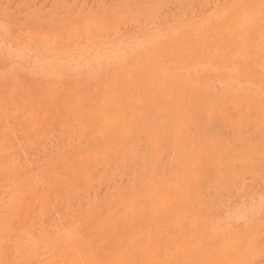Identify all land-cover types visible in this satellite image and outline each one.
<instances>
[{
    "label": "rangeland",
    "instance_id": "1",
    "mask_svg": "<svg viewBox=\"0 0 264 264\" xmlns=\"http://www.w3.org/2000/svg\"><path fill=\"white\" fill-rule=\"evenodd\" d=\"M242 12H245L244 14L242 13ZM240 13V14H239ZM242 13V14H241ZM4 14L5 15H7L6 16V18H4L3 16H4ZM11 15V16H10ZM233 15V16H232ZM238 15V16H237ZM254 15V16H253ZM229 16V17H228ZM230 16H232L231 18H230ZM236 16H237V18H236ZM246 16H248V17H246ZM257 17V19H259L260 21H261V24L260 23H258L257 24V19H256V17ZM226 17H228L227 19H226ZM254 17V18H253ZM0 24L2 25H0L1 27H0V35L2 36V37H0V46H1V48L0 49H2L3 50V52H2V50H1V53L3 54H0L1 56H0V59H2V60H0V77H5L6 79V81L7 80H9V81H13V85H12V81L11 82H9V81H7V83H10V85H12V87L11 86H9V84H6V82H5V80H3L4 78H0V80H1V82H0V88L2 89V91H1V89H0V112H2L3 110H4V108H5V110L4 111H6L5 112V116H4V111H3V113H0V115L1 116H4V118H2L1 116H0V123H1V129H0V135L2 136H0L1 138H0V173H4L3 175H2V177H0V196H1V194H2V191H3V195L0 197V233H1V231L2 230H4L5 229V232L4 231H2V233L4 232V233H7V237L6 236H3V238L4 237H6V239L4 238H2V235L0 234V242H1V245H0V250H2V251H0V262H1V264H21V262H22V264H30V262L31 263H34V261H38V263L37 264H39V262H41L40 264H46V261H47V263L49 262V264H61V263H63V264H72V261H71V259L74 261V260H76L77 259V261H74V262H76V264H83V262H84V264H116V262H118L117 264H127L128 263V261L126 262V259H128L129 258V263L128 264H138L140 261V264H158V263H160V264H169L170 262L169 261H171L173 264H175V263H177V261L178 260H182L181 262H179V263H186V261L187 260H189V259H191V258H193V256L195 257V259L193 258L192 259V261H190V262H188L189 264H191V262L193 263V264H223V262H225L224 260L226 259V261H227V259H228V261L230 262V264H253L254 262H256L257 264H260V262H262L263 264H264V234H262V233H264V225L262 224V223H264V184H263V182L261 183V181H264V174H262L263 173V171H264V130H261L262 128H261V126L263 127V121H264V115H262V113L264 114V112H261V110L262 111H264V107L262 106V105H264V104H262L261 106H260V102L259 101H261V100H264V97H263V89H264V86H262L263 85V83H262V85H260L259 86V84H261V82H262V80L264 81V78H262V77H264L263 76V74H264V70H263V67H264V0H0ZM7 18H10L9 19V21H10V23H12V21H11V19L13 20V23L12 24H8V19ZM234 18L237 20V21H235L234 20ZM239 18L241 19V21H242V25H241V21H239ZM249 18V19H248ZM250 18H251V20H252V26H251V24H250ZM231 19H233L234 21H235V23L233 24L232 23V21L233 20H231ZM254 19H255V21H256V23H255V21H254ZM20 20H22L21 21V23H20ZM229 20H231L230 21V23H229ZM246 20H248L249 21V23H248V21H247V23H248V25L252 28V30H251V28L250 27H244V25H246V26H248L247 25V23H246ZM14 21H15V25H13L14 24ZM16 21H17V23H16ZM45 21H46V23H45ZM72 21H74V23H72ZM244 21H245V23H244ZM77 22V24H75ZM80 22V23H79ZM83 22V23H82ZM107 22H109V23H107ZM140 22V23H139ZM4 25H3V24ZM19 23V24H18ZM24 23H27V24H25V29H23L24 28V26L22 27V25L24 24ZM32 23V27H34L33 28V30H32V27L30 26V24ZM72 23V24H71ZM79 23V24H78ZM82 23V24H81ZM84 23H86L85 25H84ZM92 23V24H91ZM96 23H98V24H96ZM100 23V24H99ZM107 23V24H106ZM110 23H111V25H110ZM120 23H122V24H120ZM123 23H124V25H123ZM134 23H137V24H139V28L137 27V24H134ZM148 23H150V24H148ZM255 23V24H254ZM22 24V25H21ZM38 24V25H37ZM39 24L40 25H42V28L43 27H46L47 25L49 26V29H48V27L47 28H44V29H41L40 27H39ZM65 24H67L68 26H66ZM73 25V24H75V25H73V26H71L70 27V29H69V25ZM114 24V25H113ZM118 24H120V26L118 25ZM142 24V25H141ZM149 26H148V25ZM156 24V25H155ZM230 24H233V25H230ZM238 24H240L239 26H238ZM8 27H7V26ZM17 25H18V27L19 28H17ZM20 25V26H19ZM27 25V26H26ZM35 25V26H34ZM45 25V26H44ZM63 25V26H62ZM81 27H80V26ZM92 25H96L95 27L94 26H92ZM103 25V26H102ZM106 25V26H105ZM107 25H109V26H107ZM125 25H127L126 27H125ZM135 25V26H134ZM151 25V26H150ZM154 25H155V27H154ZM235 25H237V28L236 27H234ZM256 25V26H255ZM258 25V26H257ZM9 26H11L10 28H9ZM16 26V27H15ZM58 26H60V27H63V29H64V32H63V30L62 29H60ZM82 26H84V27H82ZM86 26V27H85ZM91 26L93 27V28H91ZM99 26L101 27V28H99ZM145 26H146V28H145ZM153 26V27H152ZM232 26V27H231ZM243 28H242V27ZM253 26H255L256 28H257V31H259L258 32V34H257V36L258 37H256V35L255 36H253L254 34H256L257 32H255V30L256 29H254L255 27H253ZM14 27V29L13 30H15L16 28V30L15 31H13L12 30V28ZM26 27H27V29H26ZM30 27H31V29H30ZM36 27L38 28V29H36ZM53 27V28H52ZM56 27V28H55ZM68 27V28H67ZM73 27V28H72ZM103 27H106V30H105V28H103ZM107 27L108 28H111V29H107ZM123 27V28H122ZM133 27H134V29H133ZM144 27V28H143ZM258 27L259 28H263V29H259L258 30ZM9 28V29H8ZM58 29V30H54L53 31V29ZM75 28V29H74ZM82 28V29H81ZM84 28H86V29H84ZM95 28V29H94ZM96 28H98L99 29V32H97L96 31ZM103 28V29H102ZM157 28H158V30H157ZM230 28L232 29L231 31H230ZM241 28H242V31H241ZM244 28H246L244 31H245V33L243 32V29ZM250 28V29H249ZM2 29H4V30H2ZM8 29V30H7ZM46 29H48V31L46 30ZM61 31H60V30ZM81 29V30H80ZM92 29H94V31L92 30ZM125 29V30H124ZM127 29V30H126ZM148 29V30H147ZM208 29V30H207ZM210 29V30H209ZM222 31H221V30ZM229 29V30H228ZM234 29H236V30H240L241 32H243V33H241L239 30L238 31H236V30H234ZM251 31V33L253 34L252 36L254 37H251V34L250 33H248V32H250L249 30ZM7 30V31H6ZM9 30H10V32L11 33H8L9 32ZM40 30V31H39ZM52 30V31H51ZM73 30H75V31H73ZM87 32H86V31ZM101 30V31H100ZM108 30V32H106V35L104 34L105 33V31H107ZM115 30H117L116 32H114ZM120 30V31H119ZM123 30V31H122ZM136 30V32H134ZM141 30V31H140ZM144 30H147V31H144ZM151 32H150V31ZM154 32H153V31ZM216 32H215V31ZM217 30H220L219 32H217ZM227 30V31H226ZM263 30V31H262ZM5 31V32H4ZM28 31V32H27ZM34 31V32H33ZM36 31V32H35ZM42 31V32H41ZM49 31H51L50 33H49ZM83 31V32H82ZM93 31V32H92ZM95 31H96V33H95ZM103 31V32H102ZM140 31V36L139 35H137L138 34V32ZM204 31H205V33H204ZM214 31V32H213ZM234 31V32H233ZM248 31V32H247ZM47 32V33H46ZM59 32V33H58ZM62 34H61V33ZM90 32V33H89ZM100 32H102V33H100ZM111 32V33H110ZM124 32V33H123ZM146 32H148V34H146ZM207 32V33H206ZM210 32V33H209ZM229 32H233L232 34L230 33V34H228ZM238 34V32H240V35L242 36V35H244V36H242V37H245V38H241V36H239V34L238 35H236L235 36V34L236 33ZM261 32V33H260ZM56 33H57V35H56ZM66 35H65V34ZM73 33V34H72ZM78 33V34H77ZM81 33V34H80ZM91 33H93L92 34V36H91ZM134 34V35H132V34ZM145 33V34H144ZM150 33V34H149ZM246 33H248L250 36H249V38H247L248 36H245V34ZM23 34H25V35H23ZM60 34V35H59ZM80 35V36H77V35ZM86 36H85V35ZM90 34V36H91V38H90V36L88 37L87 35H89ZM95 34H97L96 36V38L97 39H95ZM114 34V35H113ZM122 34V35H121ZM124 34V35H123ZM129 34H131V35H129ZM136 34V35H135ZM247 34V35H248ZM8 35H10V37L8 36ZM14 35V36H13ZM15 35H16V37L17 38H19L18 40H14V39H17V38H15ZM27 35V36H26ZM84 35V36H83ZM109 35V36H108ZM112 35V36H111ZM200 35V36H199ZM202 35H204V36H202ZM206 35V36H205ZM207 35H209V37H211V38H209V37H207ZM226 35V36H225ZM227 35H228V37H227ZM230 35H233V36H235V38L237 39L238 38V40H236V39H234V37L232 38V36H230ZM261 35V36H260ZM6 36V37H5ZM21 36V37H20ZM28 36L30 37V39L28 38ZM36 36V37H35ZM64 36H66V37H64ZM74 36H75V38H74ZM107 36V37H106ZM122 38H124V37H127V38H124V39H122ZM171 36V37H170ZM176 36V37H175ZM179 38H178V37ZM191 36H192V38H193V40H195L194 42H192L193 40H192V38H191ZM202 36V37H201ZM216 36V38H214ZM219 36H221V38L219 37ZM239 36V37H238ZM263 36V37H262ZM3 37H5V40L3 41V39H1V38H3ZM11 37H13L12 39H11ZM22 37H26L27 39H29V41H27V39H24V38H22ZM31 37H32V39H31ZM54 37V38H53ZM61 37H62V39H61ZM64 37V38H63ZM79 37V38H78ZM81 37V38H80ZM94 37V38H93ZM119 39H118V38ZM199 37V38H198ZM203 37H207L206 39L205 38H203ZM219 37V39H217ZM262 37V38H261ZM35 38V40H33ZM37 38H38V40L41 38V39H43V40H48V41H46V42H44V41H42L41 43H40V41H38L37 40ZM59 38H60V40H59ZM70 38V39H69ZM84 38V39H83ZM86 38V39H85ZM121 38V39H120ZM167 38V39H166ZM170 38L172 39V41H170ZM176 39V41L175 40H173V39ZM196 38L198 39V40H196ZM225 38V39H224ZM230 38H232V39H230ZM242 39V41L241 40H239V39ZM258 38V39H260V40H258V41H256V39ZM22 39V41H20ZM59 41H58V40ZM67 39V40H66ZM81 39V40H80ZM91 39H93L92 41H91ZM110 39H111V41H110ZM115 39V40H114ZM148 39V40H147ZM177 39H179V40H177ZM191 39V40H190ZM205 40V42H204V40ZM207 39L209 40V42L207 41ZM223 39V40H222ZM228 39V40H227ZM243 39H244V41H243ZM246 39H248V43L250 42L251 43V46H250V44H248V43H246ZM252 39H255V43L257 42V44H254V42H253V40ZM263 39V41H261ZM25 40V41H24ZM37 40V41H36ZM51 40V41H50ZM56 40L58 41V43L56 42ZM79 40V41H78ZM85 40V41H84ZM125 40V41H124ZM153 40H154V42H153ZM157 40H159V41H157ZM169 40V41H168ZM201 40V41H200ZM218 40V41H217ZM228 42H227V41ZM230 40V41H229ZM231 40H233V41H231ZM250 40H252V41H250ZM8 41V42H7ZM24 41V42H23ZM51 43H50V42ZM53 41V42H52ZM60 41H61V43H60ZM64 41H65V43H64ZM67 41V42H66ZM75 43H74V42ZM83 41L84 42H86V43H83ZM107 41V42H106ZM122 41V42H121ZM161 41H162V43H161ZM166 41H168L166 44H163V43H165ZM178 41V42H177ZM202 42V43H200V42ZM213 41H214V43H213ZM219 42L218 44H216L215 45V43H217V42ZM227 42V44L229 43V46H224V45H227L226 43L224 44V42ZM236 41V43L234 44V42ZM261 41V42H260ZM4 42H7L6 44H9L10 42V44L9 45H5V43ZM36 42V43H35ZM64 43V46H63V43ZM73 42V43H72ZM96 42V43H95ZM125 42V43H124ZM149 42V43H148ZM183 42H184V44H183ZM194 44L195 43V45H197V47H195V45H193L192 43ZM208 42V43H207ZM221 42V43H220ZM241 42H244V43H246V47H245V44H243V45H241L242 43ZM258 42H260V46L262 47V48H260L259 50H258V48H257V46L259 47V43ZM2 43V44H1ZM40 44V45H38V44ZM56 43H57V45H56ZM93 43V44H92ZM97 43H99V44H97ZM104 43V45L102 46V44ZM123 43H124V47L122 46L123 45ZM153 43H155V44H153ZM162 45H161V44ZM189 43V44H188ZM198 43H200V44H198ZM209 43H212V44H209ZM239 43H241V44H239ZM252 43H253V45H252ZM263 43V44H262ZM13 46H12V45ZM31 44V45H30ZM35 44V45H34ZM42 44H44V46L42 45ZM48 44V45H47ZM53 44V45H52ZM71 44H72V46H71ZM92 44V45H91ZM101 44V45H100ZM109 45V46H107V45ZM122 46V47H120V45ZM202 44V47L200 46ZM208 44V45H207ZM223 46H222V45ZM232 46H231V45ZM18 45H20V47L18 46ZM42 45V46H41ZM47 45V46H46ZM51 45V46H50ZM60 45V46H59ZM66 45H68V46H66ZM70 45V46H69ZM88 45H91V46H88ZM97 45H98V47H97ZM100 45V46H99ZM105 45H106V47H105ZM116 45H118V46H116ZM183 45V47H181ZM193 46V48H192V46ZM200 46V48L202 49V50H200V48H198L199 46ZM204 45H206V46H204ZM211 45H213L212 47H211ZM215 45V46H214ZM247 45H249V49H248V51H246L247 50ZM10 46V47H9ZM13 48H12V47ZM33 46V47H32ZM39 46V47H38ZM41 46V47H40ZM56 46V47H55ZM63 46V47H62ZM112 46V47H111ZM133 48H132V47ZM180 46V48H182V49H180V48H178ZM188 46V47H187ZM190 46V47H189ZM234 46V47H233ZM236 46H239V47H237L236 48ZM241 46H243V47H245V49L243 48V47H241ZM256 46V47H255ZM19 47V48H18ZM65 47V48H64ZM72 47V48H71ZM93 47H95L94 49H92ZM116 47V48H115ZM118 47V48H117ZM126 47V48H125ZM176 47H177V49H176ZM186 47V48H185ZM232 47V48H231ZM254 47V48H253ZM4 48L5 49H7V50H4ZM12 48V49H11ZM16 48V49H15ZM20 48H22V49H20ZM100 50H99V49ZM108 48V49H107ZM121 48V49H120ZM125 50H124V49ZM129 48H131V49H129ZM134 48H136V49H134ZM183 48H185L186 49V51L183 49ZM187 48H188V50H187ZM219 48V49H218ZM226 48V49H225ZM227 48H230L231 50H229L230 52L228 53V49ZM257 48V50H255ZM24 49V50H23ZM76 49H78V51H76ZM84 49V50H83ZM86 49V50H85ZM108 51H107V50ZM127 49H129V50H127ZM193 51H192V50ZM205 49V50H204ZM210 49V50H209ZM213 49V50H212ZM214 49H216L215 51H218L216 54L214 53ZM218 49V50H217ZM234 49V50H233ZM238 49V50H237ZM242 49V50H241ZM255 50V52H253V50ZM8 50H10V51H8ZM12 50V51H11ZM13 50H14V52H13ZM26 50V51H25ZM75 50V51H74ZM91 50H94L93 51V53L91 54L90 52H92ZM96 50H98V51H100L99 53L97 52L96 53ZM131 50V51H130ZM135 50V51H134ZM200 50V51H199ZM208 50V51H207ZM222 50H223V52H222ZM226 50V52L228 53L227 54V56H225V54H226V52H224ZM261 50H263V52H261ZM19 51V52H18ZM22 51V53L20 54V52ZM25 51V52H24ZM33 51V52H32ZM34 51L36 52V53H34ZM105 51V52H104ZM112 51V52H111ZM115 51H116V53H115ZM130 51V52H129ZM132 51H134L133 53H132ZM191 51V52H190ZM202 51V52H201ZM203 51H204V53L206 52V54L207 53H210V51H211V53H210V55H212L211 57H210V55L209 54H207V55H205L204 53H203ZM242 51V52H241ZM245 51V52H244ZM250 51H251V53H250ZM5 52H9L8 53V55H7V53L5 54ZM24 52V53H23ZM32 54H30V53ZM52 52V53H51ZM61 52V53H60ZM79 52V53H78ZM101 52H102V54H101ZM107 52V53H106ZM109 52H111L110 53V55H109ZM118 52L120 53H122V58H121V56H120V54H118ZM136 52V53H135ZM196 52V53H195ZM233 52V53H232ZM240 52L242 53L241 55H240ZM244 52V53H243ZM246 52L249 54L250 53V55L251 54H255L254 55V57L251 55H247L246 54ZM256 52H258V54L256 53ZM12 53H13V55H12ZM14 53L16 54V53H18V54H16L15 56L17 57H12V56H14ZM27 53V54H26ZM87 53H90V55H87ZM104 53H105V55H104ZM113 53L115 54V56L113 55ZM129 53V55L131 56H129V55H127ZM198 56H196L195 54ZM198 53H199V55H198ZM201 53H203V54H201ZM39 54V55H38ZM42 54H45V55H42ZM67 54V55H66ZM72 54V55H71ZM96 54V55H95ZM125 56H124V55ZM135 54V55H134ZM214 54H215V56H214ZM222 54V55H221ZM230 54V55H229ZM236 54V55H235ZM240 55V58H238L237 56H239ZM263 54V55H262ZM5 55H7V56H5ZM12 55V56H11ZM17 55H20V56H22V55H24V56H22V57H20V56H17ZM26 55V56H25ZM35 56V57H31V56ZM36 55H38L37 57H36ZM81 55V56H80ZM95 55V57H93ZM191 55L193 56V57H191ZM200 55H205L204 57H205V59H204V57L203 56H200ZM208 55H209V57H208ZM242 55H246L247 56V59H246V57H243ZM263 57H261V56ZM9 56H11V57H9ZM28 56H30L29 58H28ZM40 56V57H39ZM60 57V59L58 58V57ZM84 56H86V58L84 57ZM90 56H91V59H89L90 58ZM99 58H98V57ZM103 58H101V57ZM111 56V57H110ZM129 56V57H128ZM194 56H195V58H198V59H194ZM219 56H221V58L219 57ZM231 56H233V58L235 59V60H233V61H235V62H233L230 58H232ZM248 56H249V58H248ZM258 57V59H256L257 57ZM261 58H260V57ZM9 58V59H4V58ZM42 57V58H41ZM81 57V58H80ZM82 57H83V59H82ZM97 57V58H96ZM105 57H106V59L109 57L110 59L108 60V62H106V59H105ZM213 57H216V58H214L213 59ZM252 57V58H251ZM256 57V58H255ZM22 58V59H21ZM26 58V60H23V59H25ZM28 58V59H27ZM39 58V59H38ZM50 58V59H49ZM72 58H74V59H72ZM77 58V59H76ZM82 59V60H80V59ZM93 58V59H92ZM96 58V59H95ZM112 58H115V59H112ZM119 58V59H118ZM130 59V61L128 60V59ZM191 58H193V59H191ZM207 58H209L210 59V61L212 62H209L208 60L209 59H207ZM212 58V59H211ZM218 58H220V60H218ZM222 58H224V62H223V60H222ZM226 58H229V59H226ZM237 58L239 59V63H240V65L239 64H236V62H238V60H237ZM252 60H251V59ZM11 59V60H10ZM14 59H17L16 61L13 60ZM36 59V60H35ZM86 59H88L87 60V65H86ZM100 59H102V60H100ZM124 59H126V63H125V65H127V66H123L122 67V64L124 63ZM190 59H191V61H190ZM200 59V60H199ZM202 59H204V60H207L209 63H210V65L209 64H207L206 63V61H204V60H202ZM250 59V60H249ZM254 59H255V61H254ZM263 59V60H262ZM3 60H4V64L6 65V67H5V65L4 66H2V63H3ZM20 60V61H19ZM29 60V61H28ZM33 60H34V62H33ZM48 62H50L49 64L50 65H48V67H47V61ZM76 60V61H75ZM99 60V62H97ZM120 60H121V62H122V60H123V62L120 64L119 62H120ZM129 62H128V61ZM154 60L156 61V62H154ZM226 60V61H225ZM237 60V61H236ZM241 60V61H240ZM244 60H246L247 62H245ZM261 60V63H262V61H263V65L262 66H259V65H261V63L259 62ZM22 61H26L24 64H23V62ZM38 61H40L39 63H38ZM52 61V62H51ZM69 61V62H68ZM73 61V62H72ZM84 61H85V63H84ZM95 61V62H94ZM104 61V62H103ZM111 61V62H110ZM116 61L117 63H114V62ZM186 61V64L184 63ZM197 62L198 63V65H197V63H195V62ZM200 61V62H199ZM204 61V62H203ZM215 61V62H214ZM217 61H218V63L219 64H217ZM228 61V63H226ZM230 61H232L231 63H229ZM248 61L250 62V63H248ZM2 62V63H1ZM16 62H19V63H16ZM22 64H21V63ZM36 62V63H35ZM54 62V63H53ZM70 62H72V63H70ZM75 62V63H74ZM77 62H79L78 64H77ZM90 62V63H89ZM154 62V63H153ZM181 62L182 63H184V64H181ZM192 63V64H189V63ZM203 63L202 65L200 64V63ZM243 62V63H242ZM28 63V64H27ZM41 63V65H39ZM45 63V64H44ZM64 64V66H63V64ZM69 63H70V66H69ZM93 65H92V64ZM96 63V64H95ZM97 63H99V64H97ZM102 63H104V64H102ZM108 63V64H107ZM111 63L113 64V65H111ZM153 64V65H151V64ZM194 63H195V65H194ZM204 63L205 64H207V66H208V68H209V70L207 71L206 70V65H204ZM221 63V64H220ZM224 65H223V64ZM242 63V64H241ZM250 64L249 66H247V68H246V70H245V67L246 66H242L241 67V65H243V64ZM15 64H17V65H15ZM38 66H37V65ZM42 64H44V65H42ZM56 66H55V65ZM60 64H62V66H59ZM66 64V65H65ZM83 64V65H82ZM105 64H107V65H105ZM155 64V65H154ZM192 67H190L189 68V65ZM213 64V66H211ZM230 66H229V65ZM235 64L237 65V69H235L234 67H235ZM245 64V65H246ZM251 64H253L254 66H252ZM258 66H257V65ZM53 65V66H52ZM86 65V66H85ZM89 65V66H88ZM102 65H103V67H102ZM111 67H110V66ZM118 65V67L116 68V66ZM121 65V66H120ZM146 65V67H144ZM149 65H150V67H149ZM180 65H183V66H180ZM193 65V66H192ZM219 65V66H218ZM220 65H222V66H225V69L227 68V66H229L230 67V69L229 68H227L226 70L224 69V67H221ZM227 65V66H226ZM23 67V68H20V67ZM29 66V67H28ZM47 68H46V67ZM50 66H51V68H50ZM56 67V68H52V67ZM57 66H59V68L57 67ZM75 68H74V67ZM82 66V67H81ZM100 66H101V68H100ZM106 66V67H105ZM115 66V67H114ZM140 66V67H139ZM153 66V67H152ZM180 66V67H179ZM197 66H199L201 69L199 70V67H197V69H196V67ZM210 66H211V69H210ZM250 66H252V67H255V68H250ZM13 69H15V70H12V68ZM27 67V68H26ZM30 67H34L33 69L34 70H32V71H30L32 68H30ZM41 68V70H40V68ZM45 67L46 69L43 71L42 69ZM64 68V70H66V71H64L63 70V68ZM70 67H72L71 69H70ZM77 67H79V68H77ZM91 69H90V68ZM104 67H105V70L107 71H105V70H103L104 69ZM108 67V68H107ZM110 67V68H109ZM120 67L121 68H123V69H120ZM124 67H126V68H124ZM134 67V68H133ZM139 67V68H138ZM143 67V68H142ZM185 67H187V69L189 70H186V69H184ZM194 67V68H193ZM203 67H204V69H203ZM216 67V68H215ZM257 67H258V70H257ZM262 67V68H261ZM16 68H18L19 70H21V71H27V73L28 74H33V77H36L37 75V78H32L31 76L32 75H27V76H25L27 73L25 72V75H24V73H22V72H19ZM30 68V69H29ZM37 68H39V70H37L38 72H36V69ZM58 68V69H57ZM66 68V69H65ZM81 68V69H80ZM89 68V69H88ZM96 68V69H95ZM100 68V69H99ZM107 68V69H106ZM113 68H115L114 70H113ZM127 68H129L130 69V71H129V69H127ZM132 68V69H131ZM137 68V69H136ZM146 68H147V72H146ZM149 68H152V69H149ZM248 68H250L251 70H252V72H251V70H250V73H249V70H248ZM261 68V69H260ZM7 69H9L8 71H10V72H6V70ZM23 69V70H22ZM25 69V70H24ZM55 69V70H54ZM57 69V70H56ZM96 70V71H92V70ZM98 69V70H97ZM110 71H109V70ZM124 69H127L129 72H127L126 74H123V72L125 73V71H123ZM139 69H144L145 70V72L144 73H146V74H144V73H142V70H139ZM178 71H177V70ZM185 71H183V70ZM203 69V70H202ZM228 69H229V71H228ZM231 69H234V71H236V72H232V70ZM240 69V70H239ZM254 69V70H253ZM17 70V71H16ZM54 70V71H53ZM73 70V71H72ZM77 70V71H76ZM79 70H81V71H79ZM84 70V71H83ZM100 70V71H99ZM103 70V71H102ZM112 70V71H111ZM135 70V71H134ZM138 70V72H137V74L138 75H136V73H134V74H132V72L134 71V72H136ZM150 70V72H148ZM179 70L181 71V73L179 72ZM193 70V71H192ZM255 70H257L256 72H261L262 70V72L261 73H259V75H260V77L262 78V80H260V77L259 76H257L256 77V75H258L256 72H255V74L253 73V71H255ZM5 73H4V72ZM16 71V72H15ZM42 73H41V72ZM46 71V72H45ZM69 71V72H68ZM105 71V72H104ZM109 71V72H108ZM117 71V72H116ZM198 71V72H197ZM217 71V72H216ZM240 71V72H239ZM1 72H3L2 74H1ZM34 72V73H33ZM48 72H51V73H48ZM56 72H58V73H56ZM78 72V73H77ZM98 72V73H97ZM114 72V73H113ZM118 72H122V73H119L118 74ZM178 72V73H177ZM183 72H184V74H183ZM213 73L214 75L216 74V76H214L215 78H217V80L213 77V74H211V73ZM230 72H232V73H230ZM9 73H10V75H9ZM13 73L16 75H13ZM20 73V76L21 75H23L22 76V78L20 77V76H18V74ZM22 73V74H21ZM44 73H48V74H44ZM69 73V75H67V74ZM87 73H89V74H87ZM91 73V74H90ZM103 73V76L101 75V74ZM104 73H105V75H104ZM131 75V77H132V79L136 76H138L137 78L135 77V80L133 79V81H131L130 80V75ZM140 73H142L141 75H140ZM148 73H150V74H148ZM167 73H169L168 74V78L167 77H165V74H166V76H167ZM189 74V78H190V80H192V81H190V80H188L189 78L187 77V74ZM198 75H197V74ZM199 73H201L200 75H199ZM208 73V74H207ZM220 73H222V74H224V75H226V76H224V75H222V74H220ZM245 73V74H244ZM248 73V74H247ZM263 73V74H262ZM50 74V75H49ZM64 74H66V75H64ZM81 74H82V76H86V74L89 76L88 77V79H89V81L87 80V77H82L81 76ZM96 74V75H95ZM100 74V75H99ZM110 74H112V75H110ZM176 74H177V77H176ZM183 74V75H182ZM205 74V75H204ZM210 74V75H209ZM234 74V76H232ZM255 76L254 77V79L252 80V77H253V75ZM11 75H13V76H15L14 78L11 76ZM35 75V76H34ZM55 75V76H54ZM59 75V76H58ZM121 75H124V79H122V78H120V77H122ZM128 75H129V77H128ZM175 75V76H174ZM182 75V76H181ZM206 75H208V76H206ZM230 75V77H231V80H228L229 79V77H227V76H229ZM247 75L248 76H250V77H247ZM40 76V77H39ZM45 76V77H44ZM49 76H51V77H49ZM61 76V77H60ZM66 76V77H65ZM69 76H71L70 77V81L68 82V80H69V78H67V77H69ZM100 77V76H102L100 79L98 78V77ZM125 76H127V77H125ZM178 76H181V77H184V79L183 78H181V77H179V79H180V81L182 82V80H186L187 82L189 81V82H192V84H191V86L189 85V84H187V82L186 81H183L182 83L181 82H179V79H178ZM191 76V77H190ZM205 76V77H204ZM212 76V77H211ZM218 76V77H217ZM17 77H20V78H17ZM27 77V78H26ZM31 78V79H29L30 81H28V82H30V84H28V82H27V80H28V78ZM42 77L44 78V79H46L45 81H44V79L43 80H40L39 78H41L42 79ZM51 78L52 80H48L47 78ZM54 77H55V79H54ZM60 77V78H59ZM63 77V78H62ZM75 77V78H74ZM79 77H80V81H77L78 79H79ZM176 77V78H175ZM185 77L187 78V79H185ZM194 77H196V78H194ZM204 77V78H203ZM220 77V78H219ZM233 77H237V78H240V79H235V78H233ZM246 77H247V79L248 80H244V79H246ZM11 78V79H10ZM13 78V79H12ZM18 79V80H15V79ZM27 79V80H25V79ZM59 79V81H58V79ZM67 79V80H65V79ZM73 79V81H72V79ZM76 78H78V79H76ZM84 78V81L86 80L87 82L85 83L86 85L85 86H83L84 84V81L82 80ZM110 78H113V79H111V81L113 82V80L115 81V82H113V83H111V81H110ZM120 80V81H118L119 83H118V85L120 86V89H122L121 88V86H123V84L124 85H129V87L126 85V86H123L124 88H123V91H121L119 88V90L117 89V90H113L112 88H114L113 86H115V84L114 83H116V80H118V79ZM156 80H155V79ZM207 78V79H206ZM215 79L216 80V82H214L213 80H210V79ZM223 78V80L221 81V79ZM226 78H228V79H226ZM241 78L243 79V82L241 81ZM23 79L26 81H24V82H22L23 81ZM36 79H38L39 80V82L38 83H41V85L39 84V85H37L36 84ZM64 79V80H63ZM97 81H95V80ZM145 79V80H144ZM170 79V80H169ZM195 79V80H194ZM249 79H250V81H249ZM19 80H22V81H19ZM32 80H34V82L33 83H31L32 82ZM53 80L54 81H56L55 82V84H53ZM62 80V81H61ZM74 80L76 81V82H74ZM91 80H93V81H95L96 83H101V82H103V84L104 85H102V88L99 86L100 84L98 83V84H96L95 82H93V83H95V84H93L92 82H90ZM99 80V81H98ZM102 80V81H101ZM123 80H125L123 83H122V81ZM130 82H132V84L131 83H129V81ZM161 80V81H160ZM165 80V81H164ZM204 80H205V83H204ZM207 80V81H206ZM218 80H220L219 81V83H223V85L225 86H223L222 84H219L218 83ZM236 80V82H234ZM239 80V81H238ZM259 80V81H258ZM40 81H42V82H40ZM67 81V82H66ZM72 81V82H71ZM81 81H83V82H81ZM107 83L108 81H110V85L108 84V85H106L105 86V82ZM127 81V82H126ZM175 81V82H174ZM178 81V82H177ZM194 81V82H193ZM195 81H197V82H199L200 83V81H201V85L199 84V83H196L195 84ZM213 83V85H212V83ZM238 81V82H237ZM245 85V83H246V81H248V82H250V83H252L251 84V86L249 85V83L247 82V84L246 85H248V87H246V85L244 86V85H241L242 83ZM245 81V82H244ZM254 81H257V82H259L258 83V85H257V82L255 83ZM4 82H5V84H4ZM14 82L16 83L15 85H17L19 82V89H18V86H15L14 85ZM44 82V83H43ZM48 84V85H46V83ZM62 82H65V83H62ZM71 82V83H70ZM77 82H81L83 85H82V87H81V85L79 86V84H77L76 85V83ZM154 82H157V83H154ZM173 82H174V84H173ZM186 82V83H185ZM209 82V83H208ZM224 82H228V83H226V84H224ZM231 82H233V83H231ZM240 82V83H239ZM35 83V84H34ZM57 83H60V84H58L57 85ZM66 83H68L67 85H65ZM73 84V83H75V84H73V85H70V84ZM80 83V84H81ZM109 83V82H108ZM147 83H148V85H147ZM152 83H154V84H152ZM169 83H171L170 85V88H171V91L172 90H174L173 92H171L170 91V88L168 87V85L167 84H169ZM177 84V86H175L176 84ZM215 83L217 84L216 85V87H215ZM229 83H230V87H232V85H234L233 87L236 89L235 91H237V93L240 91V93H238V94H240L241 95V93H242V95H244V93L245 92H247V91H250V90H254V91H252V94L254 93V95H253V97L255 98V94H262L261 95V98H260V96H258L259 97V101L255 98V101H257L256 103L253 101V99L254 98H250L251 97V92L249 93H245V97L244 96H242V97H244L243 98V100L242 101H245L246 99L250 102V103H245V102H247V101H245V102H243L242 103V101L241 102H239L240 100H239V96H238V94H236V92H234V88L232 87V88H230L229 87ZM235 83V84H234ZM237 83H238V85H237ZM3 84V85H2ZM23 84H24V86H25V84H26V89L25 88H23L24 86H23ZM32 84H34V85H32ZM62 84H64L63 86H64V88H65V86L67 87L65 90L63 89V86L62 87H60ZM87 84H89V85H87ZM93 84V85H92ZM114 84V85H113ZM121 84V85H120ZM138 85L137 87H135L134 85ZM145 84L147 85V86H145ZM151 84H152V86H151ZM162 84V85H161ZM173 84V85H172ZM181 85V86H179V85ZM183 84L185 85V86H183ZM203 84H204V86H203ZM209 84H211V86L209 87V86H207V85H209ZM228 84V85H227ZM257 85V86H255V85ZM42 85H44V87L42 86ZM49 85H51L52 86V88H51V86H49ZM54 85V86H53ZM57 85V86H56ZM74 85H76V87L74 86ZM97 85H98V88H97ZM117 85V83H116V87L118 86ZM139 85H143V86H139ZM158 85V86H157ZM159 85H160V87H159ZM195 85H197L196 87H197V89H194L195 88ZM226 85L228 86L227 88H228V90H230L229 92H231L230 94H229V96H234V98H230L229 96L227 97V95H228V90H227V88H226ZM254 85V86H253ZM4 86H8L7 88H5ZM20 86L22 87V89L20 88ZM34 86H36V87H34ZM71 86H73V87H75V88H77V87H80V88H82V91L84 92V90H86L85 89V87H87V86H89L88 88H87V90L89 91L90 89L89 88H94L95 86V89H94V91L96 90L97 91V89H98V91L97 92H95L96 93V95H98V93H99V91L101 90V91H103L104 92V90H105V95L103 96L102 95V93H100L99 94V96L102 98V97H104V98H100V100H101V102H99L98 100H99V96L97 97L96 95H92L91 96V92H93L92 90H91V94L89 93V95H88V93L85 91L84 93H81L82 91H78V89H76V91H75V88H71ZM92 86V87H91ZM108 86V88H111V90H112V92H114L112 95H111V91L109 90V91H107V89H105V88H103V87H107ZM110 86V87H109ZM133 88H132V87ZM163 86V87H162ZM165 86H166V88H165ZM172 86H174V87H176L177 89H178V87H179V93L177 92V91H175L176 90V88H172ZM206 86V87H205ZM238 86H239V88H238ZM242 86H243V88H242ZM249 86L251 87V88H249ZM260 88H259V87ZM262 86V87H261ZM14 87V88H13ZM15 87H17V88H15ZM38 87V88H37ZM43 87V88H42ZM45 87H47V88H49L48 89V92L47 91H45V90H47V88H45ZM55 87H59L57 90H58V93H56V95H54V91L56 90V88ZM84 87V88H83ZM125 87H126V89H127V87L128 88H130V89H128V91L127 90H124L125 89ZM139 87V88H138ZM140 87H142L143 89H141ZM152 89H151V88ZM180 87H183V89H181L180 90ZM201 87V88H200ZM209 87V88H208ZM217 89H215V88ZM244 87H245V89H244ZM258 87V88H257ZM4 88V89H3ZM35 88H36V90H35ZM40 88V89H39ZM54 88V90L52 91V89ZM62 88V89H61ZM137 88L139 89V90H141L140 92L142 93V95H141V93L140 92H138L139 90H137ZM147 88H148V90H149V93L150 92H152V94H149L148 92H147ZM150 88V89H149ZM158 88L160 89V91H163L164 92V94H163V92L161 93V92H158L159 90H158ZM164 88L165 89H167V90H164ZM169 88V89H168ZM187 88V89H186ZM200 88V90H198ZM208 92V90L210 89V95L208 94V96H207V94L206 93H203V91L205 92V90ZM208 88V89H207ZM244 90V91H242L241 92V90L242 89ZM249 88V89H248ZM257 90H256V89ZM32 89V90H31ZM51 89V92L49 91ZM60 89H61V91H60ZM84 89V90H83ZM100 89V90H99ZM104 89V90H103ZM136 89V90H135ZM163 89V90H162ZM227 91H226V90ZM233 89V90H232ZM238 89V90H237ZM241 89V90H240ZM262 89V90H261ZM5 90H7V91H5ZM14 90H15V92L17 91V93H15L14 92ZM22 90V91H21ZM30 90L33 92V93H29L30 92ZM40 90L41 92H42V94L40 95V93H38V91ZM57 90L55 91V92H57ZM72 90V91H71ZM144 90V91H143ZM152 90V91H151ZM202 90V91H201ZM213 90V91H212ZM260 90V91H259ZM5 91V92H4ZM19 91V92H18ZM34 91L37 93V94H39L40 96H38L37 97V94L35 93V96L37 97V99L38 100H40L41 101V105L39 104V102H37V101H35L38 105H40V106H36L35 107V103H34V100L36 99V97L34 96ZM39 91V92H40ZM63 91V95H61V93L60 92H62ZM70 91V92H69ZM73 91H75V93L73 92ZM100 91V92H101ZM117 91V92H116ZM118 91H119V93H118ZM155 91V92H154ZM169 91V92H168ZM198 91V92H197ZM227 93V95H226V93ZM233 91V92H232ZM259 91V92H258ZM7 92V93H6ZM79 92V93H78ZM111 92V93H110ZM121 92H124L123 94H124V97L127 99L128 97V103L127 102H125L126 101V99H124V97H123V95H122V93ZM126 92V93H125ZM133 92V93H132ZM158 92V93H157ZM184 92V93H183ZM188 92V93H187ZM195 92H197V93H195ZM201 94H200V93ZM218 92V93H217ZM6 93V94H5ZM19 93H21V94H19ZM60 93V94H59ZM67 93V94H66ZM73 93V94H72ZM77 93H78V95H77ZM86 93V94H85ZM107 93V94H106ZM108 93H110V95L111 96H114V98L116 99V97L118 96V94H119V98L117 97V100L115 101L114 100V98L113 97H111L110 99H109V101H110V103H111V101H115L116 102V104H115V106L113 105L114 104V102H112V104H109V101L107 100L108 98H109V94ZM118 93V94H117ZM120 93H121V95H120ZM127 93L129 94L130 93V95H127ZM132 93V94H131ZM136 93V94H135ZM144 93H145V95H144ZM158 94L159 96H160V94H162L161 96L162 97H159L158 95L156 96V94ZM169 93H171V95H168ZM172 93H173V95H174V93H176V94H178V95H174V96H172ZM181 93H183V94H181ZM212 93L214 94V95H212ZM225 93V94H224ZM233 93H235V94H233ZM15 94V95H14ZM20 96H19V95ZM26 94H28V95H26ZM31 94H33L32 96H31ZM43 94H44V96H43ZM49 95L48 96V98H50V100H48V98L46 97L47 95ZM68 94H70V96L72 95L73 97V100H75V101H73V100H71V98L69 97V95ZM80 94H82V97L84 98V96L85 95H87L86 96V98H88L86 101H88V105H86V103L82 100V98H81V96H80ZM141 95V96H143V99H144V103H143V100H140L141 99V96H138V95ZM147 94H149V96L147 95ZM190 94H192L193 96H195L193 99H191L192 98V95H190ZM200 94V95H199ZM215 94H216V96H215ZM220 94V95H219ZM3 95V96H2ZM8 98V99H5L6 97ZM22 95H25V96H23L22 97ZM58 95V97H59V95H60V97L58 98H56V96ZM84 95V96H83ZM117 95V96H116ZM133 95H134V97H133ZM136 95L138 96V97H136ZM152 95V96H151ZM164 95V96H163ZM181 95H184L185 97H186V99H187V97H189L187 100L188 101H185V99H182L181 100V98H182V96ZM222 95V96H221ZM226 95V96H225ZM246 95H248L249 96V99L247 98V96ZM29 96V97H28ZM41 96H43V97H41ZM65 98H63V97ZM67 96H68V98H67ZM74 96L76 97V96H78V100H77V98H75L74 99ZM96 96V97H95ZM116 96V97H115ZM120 96H121V102L123 101L124 102V106H123V102L121 103L120 102V104H119V102H118V104H117V101H119L120 100ZM132 96V97H131ZM144 96H145V98H144ZM148 96V97H147ZM167 96V97H166ZM180 96V97H179ZM183 96V97H184ZM196 96H198L197 98H196ZM206 96V97H205ZM210 96H211V98H210ZM217 96H220L219 98L220 99H218L217 98ZM224 96H225V99H224ZM235 96H236V101H234V99H235ZM91 97H95L92 101H91ZM147 97V98H146ZM150 97H152L151 99H150ZM154 97H155V99H154ZM158 97V98H157ZM164 97H166L165 98V100H164ZM173 97H176L175 99L178 101V98H179V100H181L182 101V103H180V101H178V102H176V101H174L175 99L173 98ZM178 97V98H177ZM199 97H201V99L199 98ZM205 97V99L207 98H209V101H210V99H211V101L210 102H208V101H206V100H203V98ZM217 99H216V98ZM221 97H223V98H221ZM241 97V96H240ZM257 97V96H256ZM28 98H30V99H28ZM52 98H53V100H52ZM62 98V99H61ZM69 98H70V103L71 102H73V103H71V106H72V104H74V103H76V105L74 104L72 107H69V105H70V103H68V101H69ZM96 98H97V100H96ZM107 98V99H106ZM171 98V99H170ZM228 100H227V99ZM3 99L6 101V100H8L7 102H3ZM10 99V100H9ZM33 99V100H32ZM36 99V100H37ZM42 99H43V101H44V103H42L43 101H42ZM46 99H47V102L49 101V104L46 102ZM54 99H56L55 101H57V103H58V105H60V106H58L57 105V103H55V101H54ZM59 99V100H58ZM61 99V100H60ZM64 99V100H63ZM79 99H81V100H79ZM108 101V103H107V101ZM132 100L131 102H129V100ZM166 99H168V101H170V102H168V104H167V101H166ZM198 99V101H195V100H197ZM221 99H223V100H221ZM233 99V100H232ZM29 100V101H28ZM63 100V102H60L59 103V101H62ZM68 100V101H67ZM78 102H77V101ZM92 102V103H90V101ZM94 100H95V102H94ZM141 102H139V101ZM147 100H149V103L148 104H150V103H152L153 102V104H150V105H148L147 104ZM159 100L161 101L160 103H159ZM172 100H173V102H172ZM195 101V102H193V101ZM203 100V101H202ZM219 100H221V102H219V105H220V103L221 104H224L225 106H223V105H220L221 107H219V108H217L216 107V105H218V104H216V103H218V101ZM231 100L232 101H234L235 102V106H237V104H238V106H237V108L235 107L234 108V106H232V105H234L233 103L234 102H231ZM11 101V102H10ZM18 101H20V102H18ZM30 101H32L33 103H31ZM53 103V105L54 106H57V110L59 109V108H61V109H59L60 111H55V109H56V107H55V109H54V106L52 105V103ZM104 101V102H103ZM134 101V102H133ZM152 101V102H151ZM183 101H185V102H183ZM190 101H191V103L193 102V104L195 103V105H197L196 103L198 102V104L199 105H197L198 107H197V109L195 110V108L194 107H191L190 106ZM216 102L215 104H213L212 102ZM223 101L224 102H226V103H223ZM251 101H253L252 103H251ZM16 102V103H15ZM83 102V103H82ZM133 102V103H132ZM163 102V106H160L159 104H161ZM202 103V104H200V103ZM207 103V104H204V103ZM228 102H230L229 103V105L230 106H228ZM236 102H239V103H242V105H240L239 103H236ZM3 103H4V105H3ZM8 103V104H7ZM10 103V104H9ZM19 103V104H18ZM46 103H47V106H43V109H44V107L46 108V110H43V109H41L40 107L42 106V104L43 105H46ZM81 103H82V105H81ZM93 103H96V105L95 104H93ZM98 103V104H97ZM100 103V104H99ZM107 103V104H106ZM146 103V104H145ZM154 103H156V104H154ZM159 103V104H158ZM170 103H173L174 104V106H173V104H170ZM210 103V104H209ZM245 103V104H244ZM261 103H264V101H261ZM25 105V106H27L26 108H24L23 109V107L21 106V105ZM35 104V105H34ZM63 104V105H62ZM69 104V105H68ZM79 104V105H78ZM91 104V105H90ZM93 104V105H92ZM158 104V105H157ZM166 104V105H165ZM176 104V105H175ZM178 104V105H177ZM180 104V105H179ZM182 104V105H181ZM193 104H191L192 106H193ZM227 104V105H226ZM244 104V105H243ZM258 105L257 107L259 108V110H258V108L256 107V105ZM3 105V106H2ZM19 105V106H18ZM31 105V106H30ZM49 105V106H48ZM64 105H66L67 107H65ZM87 106V108H86V106ZM90 105V106H89ZM95 105V107H93ZM98 105V106H97ZM111 105V106H110ZM123 106V107H118V106ZM149 107H148V106ZM154 105H157L156 107L154 106ZM162 105V104H161ZM167 105H169L170 106V108L167 106ZM172 105V106H171ZM194 105V106H195ZM214 105H215V107L216 108H214ZM240 105V106H239ZM250 107H249V106ZM251 105H252V107H253V105H254V108H252L251 107ZM24 106V107H25ZM33 106V107H32ZM51 106H53V108H52V110H53V112L55 111V113L57 112V114L61 117H58V115L57 114H55V113H53L51 110H50V107ZM62 106V107H61ZM63 106H64V108H67V109H65V112L66 111H68V112H66V113H68L67 115L68 116H64V115H66V113L64 112V108H63ZM79 106V109L77 110V107ZM81 106V107H80ZM83 106V107H82ZM85 106V107H84ZM97 106V107H96ZM107 106L108 108L110 107V109H109V111L111 110V111H113V110H115V111H113V112H109V111H107V112H109V114H110V116H106V115H108V114H106L105 112H103V111H105V109L107 108H105V107ZM112 106H114L113 108H112ZM127 106V107H126ZM136 106V107H135ZM153 106V107H152ZM160 106V107H159ZM183 106H186V107H184V109H183ZM188 106V107H187ZM199 106L201 107L200 109H199ZM205 107V110H203L204 109V107ZM211 106V108H206V107H210ZM212 106H213V108H212ZM241 106H243V107H241ZM21 107V108H20ZM35 107V108H34ZM48 107H49V109H48ZM93 107V108H92ZM99 107H100V110H99ZM126 107V108H125ZM143 109H142V108ZM164 108V107H166V108H164V111H166L167 110V112H163L162 110V108ZM167 107L171 110V112L169 111V109H167ZM180 109V111L178 112V109ZM233 107V108H232ZM248 107H249V109H248ZM256 107V108H255ZM22 109V111L20 110V109ZM28 108V109H27ZM41 109V110H38V109ZM74 108H76L75 110H74ZM113 110H112V109ZM119 108V109H118ZM121 108H123V109H129V110H127V116H125L126 115V112H123V111H125V110H123V111H121L120 109ZM153 108H156V109H153ZM158 108H161V110L160 109H158ZM172 108L174 109V112L172 111ZM189 108V109H188ZM194 108V109H193ZM220 108H222V109H220ZM228 108V109H227ZM245 108V109H244ZM251 108H252V110H251ZM36 109V110H35ZM71 109V110H70ZM86 111H85V110ZM91 109V110H90ZM93 109V110H92ZM116 109H117V111L118 110H120V111H116ZM142 109V110H141ZM146 109H147V111H146ZM153 109V110H152ZM177 109V110H176ZM186 109V110H185ZM210 111V109H213V113H212V111L211 112H209L208 110ZM214 109H216V110H214ZM218 109H220L219 110V114H221V112H222V114H221V117H220V115L218 114V115H215V114H217V110ZM225 109H226V111L228 112H230L231 111V113H227L226 111H225ZM257 109V110H256ZM34 110L36 111V112H34ZM61 110L63 111V114H61L62 112H61ZM74 110V111H73ZM79 110H81V111H79ZM89 110V111H88ZM106 110H108V109H106ZM135 110H137V111H135ZM139 110V111H138ZM149 110V111H148ZM151 110V111H150ZM158 110V111H157ZM182 110H183V112L185 113V115H184V113H182ZM185 110V111H184ZM188 110H190V111H188ZM195 111V114L194 113H191L192 111ZM198 110V111H197ZM203 111V113L204 114H202L201 115V111ZM233 110V111H232ZM236 110H237V112H236ZM239 110V111H238ZM19 111H20V113H21V115H20V113H19ZM24 111H26V114L24 113ZM29 111V112H28ZM43 111V112H42ZM50 111V112H49ZM69 111H72L71 113L73 114V115H71V117H70V112ZM90 111H91V113H90ZM93 111V112H92ZM129 111V112H128ZM153 111H156V112H158V113H156V114H159V115H156L155 114V112L154 113H152ZM160 111V112H159ZM162 111V112H161ZM193 111V112H194ZM204 111H208V113L207 112H204ZM215 111V112H214ZM224 111V112H223ZM250 111V112H249ZM255 111V112H254ZM30 112H31V114H30ZM41 112H42V114H41ZM75 112V113H74ZM80 113L79 115L80 116H78V115H76L77 113ZM81 112H82V115H81ZM87 112V113H86ZM96 112L98 113V114H100V116L98 115V114H96ZM121 114H120V113ZM133 112V113H132ZM137 112H138V115H137ZM147 112H148V114H147ZM187 112L189 113V114H191L190 116H191V118H192V120H191V118L188 116L189 114H187ZM201 112V113H200ZM50 113L52 114L51 115V117H50ZM90 114V117H87V116H89V114ZM92 113H94V114H92ZM103 113L105 114V115H103ZM112 113H113V115H112ZM125 115H124V114ZM131 113V114H130ZM135 113V114H134ZM145 114V115H142V114ZM149 113H151V115L149 114ZM161 113V114H160ZM207 113V114H206ZM249 113V114H248ZM261 113V114H260ZM9 114H11V116L9 115ZM24 114H25V116H24ZM49 114V115H48ZM54 114V115H53ZM96 114V115H95ZM118 114H120V115H118ZM123 114V116L121 117V115ZM155 114V115H154ZM187 114V115H186ZM198 114V115H197ZM209 114H211L212 115V117L213 116H215V117H211V116H209ZM223 114H227L226 116L227 117H225V115L223 116ZM231 114H233V115H231ZM248 114V117L246 116ZM23 115V116H22ZM29 115V116H28ZM30 115H32V116H30ZM37 115H38V117L41 119V118H43L42 119V121L40 122V120H38L39 118L37 117ZM41 115V116H40ZM47 115H48V117H50V118H48L47 117ZM57 117H56V116ZM76 115V116H75ZM86 115V116H85ZM91 115H92V117L94 118V119H91L92 117H91ZM98 115V116H97ZM112 115V116H111ZM132 115L134 116L133 118L135 119H132L131 117H132ZM139 115H142V116H140V118L139 117H137V116H139ZM152 115L154 116V117H152ZM176 115V116H175ZM180 115H181V117H180ZM193 115V116H192ZM196 115V116H195ZM201 115V116H200ZM243 115H245V117L243 116ZM260 115V116H259ZM20 116V117H19ZM22 116V117H21ZM43 116V117H42ZM55 118H54V117ZM75 116V117H74ZM87 117L86 119H87V121H89V123L85 120V117ZM99 118L100 117V121H97V124H96V120L95 119H97V117ZM136 116V117H135ZM146 116V117H145ZM148 116V117H147ZM156 116V117H155ZM185 116V117H184ZM209 116V118L207 119V117ZM219 116V117H218ZM223 116V117H222ZM229 116H231L230 117V119L231 120H233V121H231L230 119H229ZM253 116V117H255V118H251V117ZM263 116V117H262ZM28 117H31V118H28ZM46 117H47V119H46ZM79 117V118H78ZM84 117V118H83ZM111 117V118H110ZM118 118L119 119V121H118V119H116V118ZM123 117H125L124 119L126 120L128 117H129V121H130V124H131V126H133L132 127V129H129V128H131L130 127V125H129V127L127 126L129 123V121H128V119L126 120L127 122L125 123V121H124V123H123V121L122 120H124L123 119ZM127 117V118H126ZM141 117L143 118V120H144V122H143V120L141 119ZM158 117V118H157ZM167 117V118H166ZM169 117V118H168ZM194 117V118H193ZM195 117H196V122H195ZM198 117L199 118H201V119H199L198 120ZM24 118V119H23ZM27 118V119H26ZM33 118V119H32ZM64 118V119H63ZM66 118H67V120H66ZM69 118L71 119V120H73L74 118V120H73V122H71L70 120H69ZM73 118V119H72ZM76 118H77V120H76ZM81 118H83L84 119V121L85 122H82L83 120L81 119ZM89 118V119H88ZM102 118V119H101ZM107 118V119H106ZM121 118H122V120H121ZM138 118V119H137ZM144 118H146V119H144ZM147 118H148V120H147ZM155 118H157L156 120H155ZM202 118H204V121L205 122H203V119ZM211 118L214 120H212L211 121ZM220 119L221 121H224V120H230V121H224V122H222L224 125H225V123L226 122H228V123H226V125L224 126V125H222V124H220V123H218V122H220V120L217 122V120L218 119ZM222 118V119H221ZM225 118H227V119H225ZM257 118H259V120L257 119ZM7 119V120H6ZM34 119H36V120H34ZM46 119V120H45ZM81 119V120H80ZM131 119V120H130ZM151 119V120H150ZM206 119H207V121L209 122V121H211V122H209L211 125L209 126L208 125V122H207V124H206ZM246 119V120H245ZM248 119H250L249 121H248ZM4 120H5V122H4ZM21 120H23V121H21ZM25 120H26V122H25ZM31 120V121H30ZM44 120V121H43ZM47 120H49L50 121V123H49V121H47ZM52 120V121H51ZM55 120L56 121H58V122H56L55 123ZM60 120H62V121H60ZM76 120V121H75ZM92 120V121H91ZM95 120V121H94ZM98 120V119H97ZM122 121V123H123V125L122 126H124V124H125V126H124V128L121 126L120 127V125L122 124V123H120L121 121ZM134 120V122H137L138 120L140 121V120H142V121H140V126H144L143 124L145 123V128L147 129H145V128H143V127H137L138 125H137V123L139 122H137L136 124L134 123V122H131V121H133ZM137 120V121H136ZM158 120V121H157ZM181 120H183L182 122H184V120L185 121H187L188 123H189V121H190V123H191V126H190V124H188L187 122H186V124H185V122L182 124V122H180ZM41 123V124H43V125H41V129L39 128V123ZM65 121V122H64ZM66 121H70V124L69 123H67ZM81 121V122H80ZM101 121H102V123L103 124H101ZM103 121H105V122H103ZM118 121V122H117ZM147 121H149L150 123H152V124H154L156 127L155 128H157L156 130H152V129H155L154 128V126L152 125V124H150L149 122H147ZM163 121V123L161 124V122ZM199 121H200V123H201V125L202 126H200V123H199ZM235 121L237 122V123H235ZM250 123H248V122ZM251 121H252V123H253V125L251 124ZM254 121V122H253ZM262 122V123H260V122ZM36 122V123H35ZM44 122L46 123V125H44ZM52 122H54V123H52ZM90 122L92 123V124H90ZM111 122V123H110ZM114 122H116L115 124H114ZM154 122V123H153ZM213 122H217V123H214V124H212ZM231 122V123H230ZM232 122H233V124H232ZM258 122H259V124H258ZM17 123H20V124H17ZM28 123V124H27ZM49 123V124H48ZM83 123V124H82ZM93 123H95V124H93ZM100 123V124H99ZM106 123V124H105ZM120 123V125H118ZM128 123V124H127ZM132 123H133V125H132ZM141 123H143V124H141ZM147 123H149V124H147ZM175 123V124H174ZM198 124V126H197V124ZM203 123V124H202ZM204 123L206 124V125H204ZM234 123H235V125H234ZM241 123L243 124L242 126H241ZM2 124H6V125H2ZM12 126H10V125ZM25 124V125H24ZM31 124V125H30ZM74 124H76V125H74ZM80 124V125H79ZM109 126H108V125ZM127 124V125H126ZM182 124V125H181ZM185 124V125H184ZM189 126H188V125ZM196 124V125H195ZM249 124V126H247V125ZM256 124V125H255ZM22 125H24V126H22ZM26 125H27V127H26ZM30 125V126H29ZM47 125H50L49 127L47 126ZM54 125H57V127L56 126H54ZM73 125V126H72ZM88 125V126H87ZM90 125V126H89ZM94 125V126H93ZM103 125V126H102ZM105 125H106V127L107 128H104L105 127ZM147 125V126H146ZM175 125V126H174ZM186 125H187V127H186ZM216 125V126H215ZM217 125H220V126H217ZM222 125V126H221ZM233 125V126H232ZM251 125H252V128H251ZM59 126V127H58ZM88 128H87V127ZM91 126H93L92 128H93V130H92V128H90ZM96 126H97V128H96ZM112 126L114 127V129H115V127H116V129H118V130H114L113 131V128H112ZM152 128H150V127ZM180 126H181V128H182V126H183V129H181L180 130ZM194 126V127H193ZM197 126V127H196ZM206 126H208V130H206ZM238 126V127H237ZM9 127V128H8ZM25 128L26 130H24V129H22V128ZM29 127V128H28ZM34 127H36V128H34ZM46 128V129H43V128ZM54 127L55 128V130H54V128L52 129V128ZM72 127H73V129H74V127H75V129L74 130H76L77 128H80V129H78L79 131V133L78 132H75L74 130H72ZM84 127V128H83ZM137 127V128H136ZM148 127V128H147ZM161 127V128H160ZM173 127V128H172ZM177 127V128H176ZM201 127H205L204 129L203 128H201ZM216 127V128H215ZM223 127V128H222ZM225 127H226V129H225ZM242 127H244V128H242ZM249 127V128H248ZM256 127H257V129L259 128V130H257L256 129ZM13 128V129H12ZM35 129L34 130V132L36 131L37 133H35L34 134V132L32 131L33 129ZM61 130H60V129ZM101 130H100V129ZM104 128V129H103ZM112 128V129H111ZM127 128H128V130H127ZM137 130H136V129ZM165 128H167V129H165ZM187 128H189V129H187ZM193 129V132L191 133V129ZM194 128H195V130H196V132H195V130H194ZM197 128V129H196ZM210 128V129H209ZM211 128H214V129H211ZM219 128H220V131H222V132H219ZM242 128V129H241ZM261 128V129H260ZM38 129H39V131H38ZM49 129V130H48ZM52 129V130H51ZM66 131H65V130ZM68 129H70L69 131H68ZM86 131H89V132H86ZM94 129H95V131L96 130H98V131H96L95 132V134H94ZM105 129L107 130V131H105ZM109 129H110V132H109V134L107 133L108 131H109ZM143 131H142V130ZM145 129V130H144ZM148 129H150L149 131H148ZM184 129H186V130H184ZM202 129V130H201ZM225 129V130H224ZM228 129V130H227ZM231 131H230V130ZM242 131H241V130ZM253 129H254V132H253ZM263 129H264V127H263ZM2 130V131H1ZM12 132H11V131ZM48 130V131H47ZM56 130H57V132H56ZM92 130V131H91ZM103 130H104V132H103ZM134 130H136V132L134 131ZM140 130V131H139ZM173 132H172V131ZM183 130V131H182ZM187 130H189V131H187ZM204 130V131H203ZM234 132H233V131ZM245 130H247V131H245ZM249 130L250 131H252L253 132V135L251 134L252 132H249ZM258 132H257V131ZM5 131H6V135H5ZM13 131H15V134H14V132ZM59 131H61V134L59 133ZM65 131V132H64ZM68 131V132H67ZM74 131V132H73ZM86 134H84L83 132ZM92 132V134H91V132ZM131 131V132H130ZM155 131H159L157 134H156V132ZM187 131V132H186ZM203 131V132H202ZM210 131V132H209ZM212 131H213V133H212ZM223 131H225V133H227V134H225V133H223ZM227 131V132H226ZM228 131H229V133H231V134H229L228 135ZM242 133H241V132ZM259 131H262V132H260V133H262V135H259L260 133H259ZM1 132H3V133H1ZM9 132H11V134L9 133ZM31 132L33 133V135H31ZM111 132H113L112 134H111ZM114 132H115V134H114ZM117 132V133H116ZM123 132V133H122ZM127 132H129L131 135L133 134H135V136H131L129 133V135L127 134ZM145 134H144V133ZM146 132L147 133H152V134H146ZM175 132H177V134L175 133ZM196 134H195V133ZM206 132V133H205ZM40 133V134H39ZM64 133H65V135H64ZM82 133H83V135H82ZM100 133H102L101 135H99ZM104 133L106 134V135H104ZM119 133V134H118ZM121 133V134H120ZM139 133V134H138ZM142 133V134H141ZM155 133V134H154ZM180 133H182V136L180 135ZM184 133H185V135H184ZM197 133H199V135H197ZM202 133H205L203 136L201 135ZM209 133V134H208ZM233 133H235L236 135H234ZM238 133V134H237ZM246 133H248V134H246ZM250 133V134H249ZM4 136H3V135ZM43 134V135H42ZM47 134H49V135H47ZM58 134H60V135H58ZM63 134V135H62ZM71 134V135H70ZM78 134H80L79 136H78ZM94 134V135H93ZM111 134V135H110ZM117 134V135H116ZM127 135V137L129 138V139H126V140H124L123 138H121L120 139V136H124L125 138H127L126 137V135ZM154 134V135H153ZM159 134V135H158ZM164 134V135H163ZM173 134V135H172ZM190 134V135H189ZM215 136H214V135ZM222 134H223V136H222ZM232 134H233V136H232ZM245 134V136H246V138H245V136L243 137L242 135H244ZM254 134H257V135H254ZM17 135H19V136H17ZM29 135H31L32 137H30ZM47 135V136H46ZM57 135V136H56ZM68 135V136H67ZM82 135V136H81ZM97 135V136H96ZM100 137H99V136ZM109 135L110 136H113L112 138L110 137V138H108L109 137ZM116 137H118V139L120 140H118V142L116 141V139H115V136ZM144 135H148V137L147 136H144ZM152 135V137H150V139H148L149 138V136H151ZM206 135V136H205ZM214 137H213V136ZM237 135H238V137H237ZM247 135H249V137L247 136ZM29 137V139H28V137ZM34 136V137H33ZM53 136V137H52ZM75 136V137H74ZM83 136H84V138H83ZM138 138H137V137ZM143 136V137H142ZM156 136H158L159 138L161 137L162 138V144L160 143V140L161 139H159L158 137H157V139H159V140H156ZM165 136V138H163ZM174 136H178V137H174ZM179 136H181L180 138H179ZM194 136V137H193ZM198 136V137H197ZM208 136H209V138H208ZM211 136V137H210ZM251 136V137H250ZM254 136V137H253ZM39 137H42V138H39ZM50 138V139H48V138ZM57 137V138H56ZM90 137V138H89ZM95 137V138H94ZM103 137V138H102ZM131 137V138H130ZM134 137V138H133ZM169 137H172V138H169ZM185 137V139L187 140V141H185V139H184V141H183V138ZM201 137V138H200ZM204 137V138H203ZM213 137V138H212ZM218 137H220L221 138V140H219L218 139ZM226 137V138H225ZM237 137V138H236ZM17 138V139H16ZM38 138H39V141H38ZM61 138V139H60ZM74 138V139H73ZM101 138V139H100ZM105 138H107L106 140H105ZM167 138H168V142H167ZM173 138H176L177 139V141H176V139H174V140H172ZM212 138V139H211ZM225 138V139H224ZM228 138V139H227ZM240 138V139H239ZM241 138H244V140H247V141H245V142H247V143H245L244 142V140L243 139H241ZM250 138V139H249ZM258 138H260V139H258ZM31 139H32V141H31ZM57 139V140H56ZM59 139V140H58ZM77 139V140H76ZM89 139H90V146H88L89 145ZM96 139L98 140L99 139V144H98V142L96 141ZM102 139H104L105 141H107L108 139V141H109V143H110V145L112 144L111 143V141H113V139H115V141H113V143H114V145H115V143L117 144V146H114V145H109V144H107L106 142H103L104 140H102ZM110 139H111V141H110ZM122 139L124 140V141H122ZM139 139H141V140H139ZM149 141V142H147V140ZM152 139H154L155 140V143H154V140H152ZM172 141H171V140ZM205 139V140H204ZM237 139H239V140H237ZM251 139H252V144L254 143L255 144V142H256V144L255 145H251L250 144V146L248 145L249 143H251ZM253 139H255V141L253 140ZM260 142H258L257 140ZM4 140H5V142H4ZM15 140H16V142H15ZM46 140H48V142L46 141ZM74 140V141H73ZM82 140V141H81ZM93 140H94V142L96 143H94L93 142ZM101 140V141H100ZM128 140V143L126 142ZM132 140H134L133 142H130V141H132ZM179 140H181V141H179ZM202 140V141H201ZM217 140H219L220 141V143H219V141H217ZM230 140V141H229ZM234 140V141H233ZM237 142H236V141ZM249 140V141H248ZM263 140V141H262ZM12 141V142H11ZM25 141V142H24ZM37 141V142H36ZM51 141V142H50ZM62 141V142H61ZM72 141V142H71ZM78 141V142H77ZM170 141H171V143H170ZM205 143H204V142ZM208 141H210V142H208ZM241 141V142H240ZM263 143H262V142ZM14 142V143H13ZM42 142V143H41ZM46 142H47V146H45V144H46ZM50 142V143H49ZM61 142V143H60ZM81 142V143H80ZM102 142L104 143L103 145H101L102 144ZM159 144H158V143ZM175 142V143H174ZM180 144H179V143ZM185 142V143H184ZM187 142H189L188 144H187ZM201 142H203V143H201ZM240 142V143H239ZM249 142V143H248ZM3 143H4V145H3ZM13 143V144H12ZM22 143V144H21ZM29 143V144H28ZM37 143H38V145H37ZM92 143H94V144H92ZM120 143V144H119ZM126 145H125V144ZM133 144V146H132V144ZM139 143V144H138ZM150 143V145H148ZM157 143V144H156ZM164 143L166 144V145H164ZM169 145H168V144ZM177 143V144H176ZM201 144V147H200V144ZM208 143V144H207ZM218 143H219V145H218ZM223 143V144H222ZM225 143V144H224ZM227 143V144H226ZM74 144V145H73ZM79 144V145H78ZM88 144V145H87ZM123 144H124V146H123ZM129 144H130V146L131 147H133L134 149H136V150H134L133 151V153H135V151H136V153H135V155L137 156H135L134 157V154H131L130 152H132L131 150H133L132 148H130V146H129ZM172 144V145H171ZM182 144H186L185 145V147L187 148V149H185V147L182 145ZM190 144H191V146H192V148L190 147ZM199 144V145H198ZM206 146H205V145ZM241 146H240V145ZM246 144H247V146L249 147V148H247L246 147ZM262 145V147L261 146H256V145ZM41 145V146H40ZM68 145V146H67ZM70 145H72V147L70 146ZM85 145H87V146H85ZM92 145V146H91ZM96 145V146H95ZM97 145H99V146H97ZM105 145V146H104ZM139 145V146H138ZM142 145V146H141ZM152 145V146H151ZM156 146V148L155 147H153V146ZM173 145H177L178 147H179V149H178V147L176 148L175 146H173ZM217 147H215V146ZM232 145V146H231ZM233 145L235 146V148H233ZM24 148H23V147ZM34 146V147H33ZM40 146V147H39ZM86 147V148H84V147ZM113 146V147H112ZM128 146H129V151L127 150L128 149ZM157 146H160L161 148H159L158 149V147ZM163 146H165L164 148H163ZM167 146V147H166ZM195 146V147H194ZM199 146V147H198ZM213 146V147H212ZM220 146H221V148H220ZM238 146V147H237ZM19 147H21V148H19ZM30 147V148H29ZM33 149H32V148ZM39 147V148H38ZM43 147V148H42ZM79 147V148H78ZM80 147H83L84 149H85V152H84V150L82 149V153H81V148ZM94 147H95V149H94ZM115 147V149H113ZM124 147H125V150H124ZM147 147V148H146ZM150 147V148H149ZM183 149H182V148ZM252 147H253V150L254 149H256L257 150V152H256V150H254V151H251L252 150ZM258 147V148H257ZM18 148V149H17ZM80 150V153H77V152H79V150ZM88 148V149H87ZM112 148V149H111ZM116 148H118L117 150H116ZM123 149L122 151H121V149ZM146 148V149H145ZM152 148H154L155 149V151H154V149H152ZM168 148L170 149V151H168ZM172 148H174V149H172ZM200 148V149H199ZM209 148H210V150H209ZM224 148V149H223ZM225 148H229V149H226L225 150ZM238 148H241V150L240 149H238ZM243 148V149H242ZM251 148V149H250ZM260 148H261V150H260ZM17 149V150H16ZM35 149V150H34ZM87 149V150H86ZM90 149V150H89ZM91 149H93V150H91ZM100 149H101V151H100ZM120 149V150H119ZM150 149V150H149ZM154 151V154L155 155H152L153 154V151ZM181 149V150H180ZM185 149V150H184ZM211 149H213L212 151H211ZM231 149H232V151H231ZM248 149V150H247ZM37 150V151H36ZM70 150V151H69ZM74 150L75 151V153H76V156L75 155H73L72 153H74V151L72 152V151ZM78 150V151H77ZM113 150V151H112ZM115 150V151H114ZM147 150V151H146ZM156 150L158 151V153L156 152ZM175 150H177V151H175ZM199 150V151H198ZM208 150V151H207ZM222 150L225 152V153H223L222 154ZM229 150V154L227 155V151ZM235 150H236V152H237V154H236V152H235ZM67 152V154H66V152ZM77 151V152H76ZM86 151H88V152H86ZM92 151V152H91ZM106 151V152H105ZM118 151V152H117ZM174 153H173V152ZM191 153H190V152ZM196 151H198V153L200 154V156H203L204 154H205V152L207 153L206 155H204L203 157H199V154L198 153H196ZM204 151V152H203ZM209 151H211V154H210V152ZM233 151H234V153H233ZM247 153H246V152ZM248 151H250L249 153H248ZM15 152V153H14ZM26 152V153H25ZM33 152V153H32ZM63 152V153H62ZM69 152H70V154H69ZM72 152V153H71ZM96 152V153H95ZM98 152H101V154L100 153H98ZM110 152H112L110 155H109V153ZM121 154H120V153ZM123 152H124V154H123ZM128 152V153H127ZM149 154H148V153ZM177 152V153H176ZM181 152V153H180ZM185 152V153H184ZM209 152V153H208ZM212 152H213V154H212ZM217 152H218V154H222L221 156L222 157H220V155H218L217 154ZM240 152H242V153H240ZM245 152V153H244ZM251 152H253V153H255V154H253L254 156H252V153ZM12 153H14V154H12ZM74 153V154H75ZM83 153H86L85 155L83 154ZM93 153V154H92ZM95 153V154H94ZM106 153V154H105ZM119 153V154H118ZM125 153H127V154H125ZM130 153V154H129ZM140 153V154H139ZM162 155H161V154ZM172 153H173V156L174 155H176V156H174V158H173V161H172ZM214 153H216V154H214ZM259 153V154H258ZM261 153V154H260ZM8 154H11L10 156L8 155ZM58 154V155H57ZM60 154V155H59ZM66 154V155H65ZM69 154V155H68ZM79 154V155H78ZM105 156H103V155ZM113 154V155H112ZM129 154V155H128ZM145 154H148V155H145ZM158 154H160V155H158ZM179 154V156H177ZM189 154H191V155H189ZM195 154V155H194ZM196 154H197V156L199 157H197L196 156ZM209 154H210V156L212 155V157H209ZM232 154V155H231ZM235 154V155H234ZM239 154V155H238ZM256 154H257V156H256ZM17 155H18V157H17ZM70 155H71V157L72 156H74L73 158H71L70 157ZM86 155H88V156H86ZM98 155H100V156H98ZM119 155V156H118ZM120 155H121V158H120ZM168 155H169V157H168ZM223 155H224V158H223ZM226 155V156H225ZM236 155H238V156H236ZM241 155V156H240ZM59 156H63L62 158L65 160V163H64V160L61 158V157H59ZM65 156H67V157H65ZM80 156H83V157H80ZM91 156V157H90ZM96 158H95V157ZM108 156H111V157H108ZM131 156V157H130ZM146 156H148V159L146 158ZM160 156V157H159ZM194 156H196V158H197V160L198 159H200L201 158V160H198L197 161V163H196V159H195V157ZM216 156L220 159V161L219 160H217L218 158H216ZM79 157V158H78ZM97 157H98V160H97ZM125 158V160H124V158ZM133 157V158H132ZM143 157H144V159H143ZM155 158L154 160H156V158L158 159V161H154L153 160V158ZM167 157V158H166ZM179 157V158H178ZM229 157H231V159L229 158ZM234 157V158H233ZM236 157H237V159H236ZM243 157V158H242ZM258 159V160H256L257 162H255V159L256 158ZM260 157H262V159H260ZM5 158H6V160H5ZM73 159V161H79V159H80V162L81 163H84L85 161H88V162H90L89 164L90 165H92V164H95V165H98V161H99V164L100 165H98V167H95V165H93L92 167H90L89 166V164H88V162H85L87 165H85L84 166V164L82 165V164H78V162H77V164H76V162H73L71 159ZM87 158V159H86ZM160 158V159H159ZM164 159V162H163V160L162 159ZM169 158H171V159H169ZM189 158H191L193 161H190V159ZM208 158H209V160H208ZM226 158V159H225ZM228 158V159H227ZM250 158V159H249ZM3 159V160H2ZM59 159L61 160V161H59ZM70 159V160H69ZM75 159V160H74ZM86 159V160H85ZM89 159H92V160H89ZM121 159H123V160H121ZM130 159H132V162H131V160ZM154 161L153 163H151L152 162V160ZM175 159V160H174ZM211 159H212V161H213V163H212V161H211ZM225 159V160H224ZM236 160V162H235V160ZM240 159V160H239ZM18 160V161H17ZM29 162H28V161ZM83 160H85V161H83ZM96 160H97V162H96ZM112 160H114L113 161V163H112ZM121 160V161H120ZM177 160V161H176ZM183 160V161H182ZM209 162H208V161ZM222 160V161H221ZM230 160V161H229ZM247 160L250 162H247ZM254 162H253V161ZM260 160V161H259ZM57 161H59V163H60V165H57V164H59ZM70 161L72 162V164H70ZM105 161V162H104ZM109 161H111V163L109 162ZM117 161H118V164H117ZM147 161H148V163H147ZM171 161V162H170ZM180 161V162H179ZM199 161H201V164H200V162ZM206 161V162H205ZM215 161H216V163H215ZM226 161V162H225ZM236 163V164H234V162ZM246 161V162H245ZM259 161V162H258ZM10 164H9V163ZM17 162V163H16ZM28 162V164H26L25 165V163H27ZM41 162V163H40ZM63 162V163H62ZM116 162V163H115ZM134 162V163H133ZM136 162V163H135ZM146 162V163H145ZM156 162H158L159 164H157ZM163 162V163H162ZM173 162V163H172ZM176 162H177V165H176ZM190 162H192L190 165H189V163ZM194 162V163H193ZM222 162V163H221ZM238 162V163H237ZM243 162H244V164L246 163V165H243ZM6 163H7V165H6ZM36 163V164H35ZM54 163L56 164V165H54ZM102 163H103V165H102ZM132 163V164H131ZM156 163V164H155ZM162 163V164H161ZM170 163H172V164H170ZM185 163V164H184ZM186 163H187V165H186ZM200 164L201 166H199V165H197V164ZM203 163V164H202ZM204 163H207V167H206V164L204 165ZM210 163V164H209ZM211 163H212V165H211ZM219 165H221V166H219ZM225 163H227V165L225 164ZM254 163V164H253ZM258 163V164H257ZM9 164V165H8ZM63 164H65V165H63ZM66 164H68V165H66ZM116 166V168H114V167H111V166H114V165ZM123 164V165H122ZM125 164V165H124ZM150 164V165H149ZM152 164V165H151ZM164 164V165H163ZM194 164V165H193ZM196 164V165H195ZM216 164V165H215ZM222 164H224V165H222ZM229 164V165H228ZM232 164V166H230ZM251 164H253V165H251ZM11 165V166H10ZM14 165H17L16 166V168H14ZM41 165V166H40ZM54 166V168H53V166ZM62 165V166H61ZM69 165H71V166H69ZM77 165V166H76ZM133 165V166H132ZM155 165V166H154ZM160 165H162L161 167H160ZM170 165H171V167H170ZM184 165V166H183ZM189 165V166H188ZM204 165V170H203V166ZM208 165H210V168H209V166ZM243 165V166H242ZM247 165H249L248 167L250 168V166H251V168H250V170H249V168L247 167ZM254 165H257V166H254ZM6 166V167H5ZM25 166V167H24ZM30 166V167H29ZM37 166V167H36ZM39 166V167H38ZM46 166V167H45ZM73 166H75L74 168H73ZM105 166V167H104ZM109 168H108V167ZM119 166H122V167H119ZM145 166H147V168H148V166H149V169H147ZM153 167V169H152V167ZM167 166V167H166ZM185 166H187V167H185ZM192 166V167H191ZM196 166H199V167H201V169L200 168H195ZM211 166H212V168H211ZM235 166V167H234ZM245 166V167H244ZM254 166V167H253ZM8 167V168H7ZM10 167V168H9ZM36 167V168H35ZM58 168V171L57 170H55V168ZM61 169H60V168ZM69 167V168H68ZM85 167H87V168H89L90 167V169L92 168L93 170L94 169H96V172L95 171H93V170H90V169H87V168H85ZM95 167V168H94ZM102 169H101V168ZM107 167V168H106ZM132 167L133 168H135V169H132ZM164 167H166V168H164ZM169 167H170V173H169ZM228 167H231L230 169L228 168ZM242 167V168H241ZM247 167V168H246ZM3 168H5V169H3ZM23 168H25V169H23ZM65 168V169H64ZM68 168V169H67ZM78 168V169H77ZM87 169V170H83V169ZM98 168V169H97ZM114 168V169H113ZM124 168V169H123ZM160 168H164V169H160ZM207 168V169H206ZM226 168H228L229 170L227 171V169ZM255 168V169H254ZM260 169V172L258 171L259 169ZM261 168H263L262 170H261ZM2 169L4 170L3 172H1L2 171ZM9 169H10V172H8L9 171ZM11 169H12V171H11ZM14 169V170H13ZM44 169V170H43ZM67 169V170H66ZM70 169H72V171H70ZM74 169H76V170H74ZM82 169L84 172H81L80 173V170ZM111 169V170H110ZM152 169V170H151ZM177 169V170H176ZM197 170L198 171V169H199V171H201V172H199L200 173V175L198 174V173H196L197 171H195V170ZM210 169H213L212 171L214 172V171H216V172H214V173H212V171H210ZM215 169V170H214ZM217 169H220V171H218ZM236 171H235V170ZM240 169V171H238ZM242 169H243V171H242ZM247 169V170H246ZM253 169V171L252 172H254V176L252 175L253 173L251 172V170ZM25 170V171H24ZM43 170V171H42ZM45 170H46V172H47V174H48V176L49 177H47V174H46V172H45ZM66 171L67 173L66 174H64L63 172L61 173V171ZM77 170H79V171H77ZM99 170V171H98ZM105 170V171H104ZM110 170V171H109ZM145 170H147V171H145ZM162 170V172H160ZM183 170V171H182ZM192 170V172L193 173H191L190 171ZM244 170H245V172H244ZM44 172L43 174L42 173H38V172ZM56 173H55V172ZM76 171V172H75ZM86 171H89L88 173H86L85 174V172ZM90 171L92 172V173H90ZM97 171H98V175L97 174H94L93 175V173H97ZM101 171V172H100ZM155 171V172H154ZM173 171L175 172V173H173ZM194 171H195V174H194ZM204 171H205V173H206V175H208V172H210V173H212V175L210 174V176H206V175H203V174H205L204 173ZM256 171V172H255ZM51 172V173H50ZM54 172V173H53ZM71 172H75L74 173V175H73V173H71ZM77 172H79V173H77ZM154 173V174H152V173ZM223 173L222 174V176L224 177H221L220 175V173ZM228 172V173H227ZM239 172V173H238ZM241 172V173H240ZM245 174H248V172L250 173V175H248V176H252V177H250L251 178V180H250V178L248 177V179L250 180V181H248V179L246 178L247 176L246 175H244V173ZM37 173H38V175H37ZM102 173V174H101ZM136 173V174H135ZM145 173V174H144ZM188 173V177L187 176H185L186 174ZM190 173L191 174H193L192 176H190ZM231 173H233V175L231 174ZM257 173V174H256ZM46 174V175H45ZM54 174H55V177H54ZM57 174V175H56ZM62 174V175H61ZM67 174H69V175H67ZM78 176H77V175ZM80 174V175H79ZM81 174H82V176H83V178H80V177H82L81 176ZM83 174H85V175H83ZM88 174V175H87ZM89 174H91V176L89 175ZM111 176H110V175ZM147 174V175H146ZM152 176L151 178H150V176ZM170 174V175H169ZM182 174H184V176L185 177H187V179H185V182L183 183L182 181H184V176L182 175ZM215 174V175H214ZM216 174H217V177H215V178H217L218 179V177H219V179H220V181L218 180L217 181V179H212L214 176H216ZM228 174V175H227ZM237 174V175H236ZM240 174H242V175H240ZM262 174V175H261ZM1 175V174H0ZM35 175V176H34ZM44 177H43V176ZM52 177H51V176ZM118 175V176H117ZM146 175V176H145ZM160 175V176H159ZM174 175V176H173ZM178 175V177L175 179L176 181H173V179L176 177ZM179 175L180 176H182V177H179ZM197 175V176H196ZM230 175H232V176H230ZM260 175V176H259ZM33 176V177H32ZM42 176V177H41ZM60 176H63V178L62 177H60ZM64 176H66V177H64ZM68 176H70V177H68ZM80 176V177H79ZM99 176H100V180H99ZM125 176V177H124ZM154 176V177H153ZM166 178H165V177ZM173 176V177H172ZM201 176H203L204 177V179L201 177ZM213 176V177H212ZM237 176V177H236ZM241 176H243V178L241 177ZM257 176H259V177H257ZM263 176V177H262ZM14 178V179H12V178ZM28 177V178H27ZM32 177V178H31ZM42 179H41V178ZM57 177V178H56ZM68 177V178H67ZM73 177L74 178H76V177H78V180H77V178L76 179H73ZM93 177H95V179H92ZM97 177V178H96ZM119 177V178H118ZM123 177V178H122ZM135 177V178H134ZM161 177V178H160ZM162 177H164V179H166L165 181L163 180V178ZM170 177H172L173 179H170ZM184 177V178H183ZM192 177L193 178V180L192 179H190V178ZM206 177V178H205ZM222 179H221V178ZM234 177V178H233ZM242 179H241V178ZM257 180L258 179V181H255V179ZM22 178V179H21ZM25 178V179H24ZM34 178V179H33ZM39 179L40 180V184H39V180H37V179ZM47 178V179H46ZM49 178H51V179H49ZM54 178V179H53ZM58 178H60L61 180L60 181H62V182H65L66 184H63L62 182H61V184H63V186L61 185H58L57 186V184H59L58 183V181H59V179ZM79 178H80V180H79ZM106 178V179H105ZM110 178V179H109ZM112 178V179H111ZM133 178V179H132ZM144 178H146L145 179V181H144ZM149 180H148V179ZM179 178L181 179V180H179ZM183 178V179H182ZM190 180H189V179ZM201 178V179H200ZM207 178H210L211 180H209V179H207ZM226 178H228V180L230 179V183H225L226 181H228ZM234 179V180H236L235 181V183H237V184H234L233 185V182H234V180H231V179ZM236 178V179H235ZM237 178H238V180H237ZM24 179V180H23ZM35 181V179L37 180L36 182H35V184L37 185V186H34L35 184H33V180ZM45 179V181H44V184L45 185H43V181H41V180H44ZM49 179V180H48ZM63 179V180H62ZM69 179V180H68ZM91 179V180H90ZM98 181H97V180ZM152 179V180H151ZM155 179H159V180H157L156 182L158 183H160V182H163V183H161L162 185H160V184H157L156 182H155V187H154V180ZM162 181H161V180ZM169 179V180H168ZM179 180V182H178V180ZM225 179V180H224ZM27 180V181H26ZM54 180V181H53ZM55 180H57V181H55ZM65 180V181H64ZM70 180H72V181H70ZM73 180H74V182L76 181V183H74L73 184ZM85 180V181H84ZM88 180V181H87ZM110 180V181H109ZM147 180V181H146ZM188 180H189V182H188ZM192 180V181H191ZM196 180V181H195ZM197 180H199V181H197ZM200 180H201V182H200ZM205 180H208V181H206L207 183H205ZM214 180H215V182H214ZM223 180V181H222ZM11 181H12V183H11ZM59 181V182H60ZM70 181V182H69ZM78 181H80V183L78 182ZM83 181L85 182L84 183V185L83 184H81V182L83 183ZM88 183H87V182ZM94 181V182H93ZM104 181V182H103ZM131 181H132V183H131ZM151 181H153V182H151ZM169 181V182H168ZM171 181V182H170ZM193 181L194 182H196V185L193 183ZM202 181H204V182H202ZM238 181V182H237ZM247 181V182H246ZM252 181V182H251ZM46 182H48L47 183V185H46ZM49 182L51 183V184H53V185H50L49 184ZM53 182V183H52ZM91 182V183H90ZM93 182V183H92ZM96 182V183H95ZM107 182L109 183V184H107ZM144 182V183H143ZM146 182V183H145ZM168 182V183H167ZM182 182V183H181ZM199 182V183H198ZM242 182V183H241ZM248 183L247 184V186L245 185L246 183ZM257 184H256V183ZM260 182V183H259ZM33 185H31V184ZM153 185H152V184ZM177 183V184H176ZM185 183H187V184H185ZM190 183H193L194 184V186H192L193 184H190ZM199 185H198V184ZM200 183H205V185L206 186H204V184H201L200 185ZM220 184L221 183V185L219 186V185H217V184ZM231 183H232V185H231ZM255 183V184H254ZM259 183V184H258ZM10 184V185H9ZM15 184V185H14ZM31 186H30V185ZM91 184V185H90ZM93 184V185H92ZM119 184V185H118ZM126 184V185H125ZM128 184V185H127ZM145 184H147V187H145L144 188V186H145ZM148 184H150V185H148ZM171 184H173V185H171ZM180 184V185H179ZM209 184V185H208ZM216 184V185H215ZM250 184V185H249ZM253 184L254 185H257V186H254L255 187V189H254V187H253ZM9 185V186H8ZM13 185V186H12ZM21 185V186H20ZM41 185V186H40ZM65 185H67V187L65 186ZM69 185V186H68ZM99 185V186H98ZM114 185V186H113ZM141 185H142V187H141ZM164 185V186H163ZM171 185V188H173V189H171V188H169V186ZM177 185H179V186H177ZM183 185H185V186H183ZM214 185V186H213ZM238 185H239V187H238ZM252 185V186H251ZM8 186V187H7ZM11 186V187H10ZM43 186V187H42ZM56 186V189H53L54 187ZM64 186H65V188H64ZM72 186V187H71ZM86 187V189H84V187ZM92 186H94V187H92ZM117 186V187H116ZM148 186H149V189L150 188H152L153 190H149V189H147V190H149L150 192H148V191H142L141 193H140V191L142 190V189H146V188H148ZM159 186H160V188H159ZM187 186H190V187H188V188H190V189H187L186 187ZM204 186V187H203ZM216 186V187H215ZM219 186V187H218ZM222 186H227L226 188L225 187H222ZM229 186V187H228ZM244 186V187H243ZM250 186V187H249ZM262 186V187H261ZM42 187V188H41ZM47 187V188H46ZM58 187V188H57ZM68 187H70L69 189H67ZM88 187H89V189H88ZM92 187V188H91ZM113 187V188H112ZM122 187V188H121ZM130 187H132V189H135L134 191L132 190V189H130ZM139 187V190H137V188ZM140 187H141V189H140ZM162 187V188H161ZM182 187V188H181ZM191 187H196L197 188V190H195L196 188H191ZM202 188L203 187V189H201L200 191H201V193H199V194H197L196 193V191H199V189L200 188ZM206 187V188H205ZM210 187H212V188H210ZM214 187V188H213ZM220 187H222V189L220 188ZM237 187V188H236ZM249 187V188H248ZM251 187H252V189H251ZM7 188V189H6ZM15 188L17 189V190H15ZM32 188V189H31ZM38 188H39V190H38ZM50 188H52V192H51V189ZM94 188V189H93ZM110 188V189H109ZM111 188H112V190H111ZM155 188V189H154ZM165 188V189H164ZM167 188H169L170 190H173V192H171V193H169L170 191H169V189H167ZM205 188V189H204ZM208 188H210V190L208 189ZM216 188V189H215ZM221 189V191H220V189ZM232 189V188H234V189H232V190H230V189ZM239 188V189H238ZM244 188H245V190H244ZM258 188H260V189H258ZM37 190V192H36V190ZM60 189H61V191L62 190H64V193H63V191L61 192L60 191ZM89 190V192H88V190ZM159 189V190H158ZM161 189H163V191H162V193L160 192V190ZM168 191H167V190ZM175 189H176V192H174L175 191ZM192 189H194V190H192ZM208 189V190H207ZM214 189L216 190V191H214ZM224 189H225V191H224ZM227 189H229V192H228V190ZM49 190V191H48ZM69 190V194L67 195V193L65 194V192L66 191H68ZM85 190H86V192H85ZM93 190V191H92ZM109 190V191H108ZM128 190H132V192H133V194H134V192L136 191V192H138V193H140V195L141 196H139V194L137 193V195H136V192H135V195L134 196H132V193H130L131 194V196H129V193H126ZM178 190V191H177ZM180 190V191H179ZM187 190H189V192L187 191ZM206 190V191H205ZM213 190V191H212ZM236 190H238V191H236ZM239 190H240V192L241 191H245L246 193L248 192V194L246 195L247 196V198H246V196L245 197H243L246 193L245 192H241V193H243V195L242 194H240V192H239ZM247 190V191H246ZM257 190H259V191H257ZM4 191H7V192H4ZM8 191H9V193H8ZM11 191V192H10ZM29 192V194H33V192H34V195H28V196H30V197H26V194H28V192ZM39 191V192H38ZM42 191V192H41ZM118 191V192H117ZM130 191H128V192H130ZM156 191H157V193H156ZM161 193V196L159 197V192ZM165 191V192H164ZM199 191V192H200ZM207 191H209V192H207ZM217 191H219L220 193H223V194H220L219 195V192H217ZM232 191V192H231ZM18 193V194H21L19 197H18V195H16V193ZM45 192V193H44ZM53 192H55V193H53ZM103 192H104V194H103ZM113 192V193H112ZM117 192V193H116ZM163 192L164 193H166V194H168V195H170V194H174L173 196L171 195L170 197H168L167 195H163ZM184 192H188V193H186V195L189 197V198H195L196 196H197V199L198 198H200V200H201V205L199 204V202L197 203V201L199 200H195V201H193V198H192V200H190L189 198H187L186 199V197H184V196H186L185 195V193ZM194 192V193H193ZM253 194H252V193ZM255 192V193H254ZM258 192V193H257ZM23 193V194H22ZM36 193H37V195H38V197H37V195H36ZM57 193H59V194H57ZM85 193V195H83ZM87 193V194H86ZM88 193H89V195H88ZM95 193V194H94ZM109 193H112V194H110L109 195ZM124 193H126V195L124 194ZM143 193H145V194H143ZM147 193V194H146ZM148 193H150L149 195H148ZM154 194V195H152V194ZM175 193H176V195H175ZM184 193V194H183ZM215 193H218V194H216V196L218 195L219 196V198L217 199L216 198V196H215ZM229 195H228V194ZM232 193V194H231ZM239 193V195H237ZM257 193V194H256ZM5 194H7V195H5ZM11 194V195H10ZM52 195V196H49V195ZM62 194H63V196H62ZM124 194V195H123ZM193 194H194V196H193ZM195 194H196V196H195ZM201 194H203V195H201ZM207 196H206V195ZM213 194H214V196L215 197H213ZM226 194V195H225ZM233 194H235V195H233ZM9 195V196H8ZM40 195V196H39ZM58 195H59V197L60 198H58V200H57V197H58ZM65 195V196H64ZM79 195V196H78ZM87 195V196H86ZM99 196V198H98V196ZM109 195V196H108ZM125 196V198L124 197H122V196ZM127 195L129 196V198L127 197ZM157 195V196H156ZM223 195V196H222ZM257 195V196H256ZM7 196L8 197H10V198H8V200H7ZM12 196H15V197H13L12 198ZM21 196H22V199H21ZM54 196V198H53V201H52V199L50 198V197H53ZM67 196H69V197H67ZM78 198H76V197ZM84 196H86V197H84ZM146 197L147 196V198H145V199H142V201L143 202H147L146 204L145 203H143L142 201H141V198H143V197ZM150 196V197H149ZM163 196V197H162ZM179 196V197H178ZM191 196V197H190ZM199 196H201V197H199ZM203 196V197H202ZM224 196H226V197H224ZM234 196V197H233ZM238 196V197H237ZM256 196V197H255ZM41 197V198H40ZM48 197V198H47ZM65 197H67L66 199H65ZM121 197V199L122 198H124L125 199V201L124 200H121V199H118V198H120ZM127 197V198H126ZM131 197V198H130ZM154 199H153V198ZM165 197H166V199H165ZM172 197V198H171ZM184 197L185 199H182V198ZM224 198L225 199V201H223L224 199H221V198ZM233 197V198H232ZM235 197H236V199L237 200H235ZM249 197H250V199H253V202H252V200L250 201V199H249ZM253 197V198H252ZM15 198V199H14ZM24 198H26V199H24ZM30 198V199H29ZM40 198V199H39ZM47 198V199H46ZM69 198V199H68ZM87 198V199H86ZM96 198V199H95ZM149 198H151L153 201H148L147 199H149ZM169 198V199H168ZM177 198V199H176ZM210 198H211V200H210ZM216 199V201H215V199ZM228 198H229V201H228ZM231 198L233 199V201L231 200ZM242 198V199H241ZM245 198V199H244ZM262 198V199H261ZM67 199H68V201H67ZM75 199V200H74ZM99 199V200H98ZM102 199V200H101ZM117 199V200H116ZM131 200V201H127V200ZM132 199H133V201H132ZM138 199V200H137ZM175 199H176V202H174L175 201ZM181 199L182 200H184V201H182V203H181ZM196 199V198H195ZM202 199H204L203 201H202ZM213 199V200H212ZM258 199V200H257ZM259 199H260V201H259ZM2 200V201H1ZM6 200H7V202H10V203H7L6 202ZM16 200V201H15ZM17 200H19V201H17ZM20 200L22 201V203L20 202ZM34 200V201H33ZM42 200V201H41ZM62 200H65V201H62ZM114 200V201H113ZM136 200V201H135ZM145 200V201H144ZM173 200V201H172ZM180 202H179V201ZM186 200H188L187 202H186ZM199 200V201H200ZM208 200V201H207ZM210 200V201H209ZM237 201L238 202V200H239V202L237 203V202H235V201ZM241 200H242V202H243V200H244V202L243 203H241ZM41 201V202H40ZM49 201H51V202H49ZM98 201H101V203H99ZM116 201V202H115ZM118 201L120 202V204H118ZM127 201V202H126ZM158 201V202H157ZM191 201H192V203H191ZM213 201V202H212ZM214 201H215V203L216 202H219V203H217L216 204V206H218V207H216V209H215V203H214ZM223 201V202H222ZM247 201V202H246ZM2 202H3V204H2ZM5 202V203H4ZM14 202V203H13ZM17 202H19V205H18V203ZM25 202H26V204H25ZM35 202V203H34ZM44 202V203H43ZM46 202H47V204H46ZM66 202V203H65ZM71 202H72V205H71ZM97 203L98 204V206H96V207H94V203ZM113 202H114V205H112L113 204ZM122 202H124V203H122ZM125 202H126V205H125ZM129 202V203H128ZM138 202V203H137ZM148 202H151V204L152 203H154V204H148ZM167 202V203H166ZM174 203V204H172V203ZM187 204H193V206H194V204L196 205V203L198 204V205H196L197 206V208L196 207H193L192 205L190 206V205H187V206H190V207H192L194 210H196V211H194L193 209H191L192 211H191V213L194 211V212H197V210L199 209V206H201V207H203V209H205V207H206V210H208V209H210L209 207H211L212 205H213V208L212 209H210V210H212V211H214V213L212 212V211H210V210H208V211H202V209H200L201 211L200 212H202V214H200L199 213V211L197 212V213H195L194 214V212L192 213V215L190 214V209H189V211L188 210H186L187 208H186V203ZM194 202H196V203H194ZM206 203V204H204V206H203V203ZM211 202V203H210ZM222 202V203H221ZM226 202V203H225ZM230 202H231V205H229L230 204ZM257 202V203H256ZM258 202H259V204H258ZM7 203V204H6ZM16 203V204H15ZM24 203V204H23ZM62 203V204H61ZM110 203H112V204H110ZM185 203V204H184ZM213 203V204H212ZM252 203V204H251ZM253 203H254V205H253ZM12 204V205H11ZM14 204H15V208H9L10 207V205H11V207H13L14 206ZM22 204H23V208H22ZM53 206H52V205ZM86 204H87V206H86ZM101 204V205H100ZM108 204H110V205H108ZM122 204H124V206L122 205ZM136 204H138V205H136ZM170 204L172 205V206H170ZM176 204H177V206H176ZM182 204V205H181ZM226 204V205H225ZM239 204H241L242 206H240L239 207ZM5 205V206H4ZM33 205H35L34 207L35 208H33ZM45 205V206H44ZM76 205V206H75ZM80 205V206H79ZM107 205V206H106ZM119 205H122V207H120ZM150 205V206H149ZM155 205V206H154ZM183 205H185L184 207H182ZM235 205H236V207H235ZM249 205H250V207H249ZM256 205V206H255ZM259 205V206H258ZM8 206V207H7ZM20 206V207H19ZM31 206V207H30ZM51 206H52V209H51ZM79 206V207H78ZM108 206H109V208H108ZM112 206V207H111ZM117 206H119V208H121V209H119V211H118V207ZM147 206V207H146ZM162 206V207H161ZM166 206V207H165ZM220 206V207H219ZM221 206H223V207H221ZM232 206V208H229V207H231ZM233 206H234V208H233ZM254 206V207H253ZM2 207V208H1ZM47 207V208H46ZM56 207V208H55ZM71 207V208H70ZM82 207V208H81ZM86 207V208H85ZM91 207V208H90ZM116 208V209H113V208ZM124 207V208H123ZM157 207V208H156ZM161 207V209L162 208H164V210L162 209V211H161V209H159ZM168 207V208H167ZM170 207H171V211H170ZM173 207V208H172ZM200 207V208H201ZM261 207V208H260ZM5 208H8V209H5ZM25 208V209H24ZM36 208H38V209H36ZM46 208V209H45ZM55 208V209H54ZM66 208V209H65ZM77 208V209H76ZM94 208V209H93ZM106 208V212H105V209ZM112 208V209H111ZM146 209L145 210V213H147V214H145V216H143L144 215V210H142V209ZM155 208V209H154ZM168 210H167V209ZM176 208V209H175ZM178 208V209H177ZM180 208V209H179ZM183 208H186V209H183ZM189 208V207H188ZM218 208H219V214H216L217 213V211H218ZM222 208V209H221ZM238 208V209H237ZM249 208V209H248ZM252 208H255V209H252ZM260 208V211L258 210ZM21 209V210H20ZM24 209V210H23ZM27 209V210H26ZM30 209V210H29ZM65 209V210H64ZM103 209V210H102ZM111 209V210H110ZM157 209V210H156ZM159 209V210H158ZM173 209L175 210V211H173ZM182 209V210H181ZM232 209H233V211H234V213H235V211L237 212V214L235 213V215H234V213H233V211H232ZM240 209V210H239ZM244 209V210H243ZM252 209V210H251ZM257 209V210H256ZM262 209V210H261ZM6 210H8V211H6ZM13 210V211H12ZM18 210H20V211H18ZM44 210V211H43ZM99 210H101V211H99ZM112 210H114V212H115V214L116 215H113L114 214V212L112 211ZM153 210H156V211H153ZM166 210L168 211V212H166ZM177 210V211H176ZM186 210V211H185ZM217 210V211H216ZM229 210V211H228ZM238 210H239V212H238ZM252 211V212H250V211ZM12 211V212H11ZM32 213H30V212ZM33 211V212H32ZM69 211H71V212H69ZM73 211V212H72ZM76 211V212H75ZM78 211V212H77ZM83 211H84V213H83ZM88 211H89V213H88ZM112 211V212H111ZM121 211V212H120ZM130 211H132V212H130ZM185 211V213H183ZM212 212V213H210V212ZM229 212V214H228V212ZM241 211V212H240ZM254 211V212H253ZM19 212L21 213L20 215H19ZM24 212V213H23ZM39 212V213H38ZM42 212H43V215H42ZM69 212V213H68ZM104 212V213H103ZM111 212V213H110ZM119 212V213H118ZM124 212V213H123ZM137 212V213H136ZM155 212V213H154ZM158 212V213H157ZM163 212H165V213H163ZM174 214V217H173V214ZM178 212H180V213H178ZM232 212V213H231ZM243 212H245V213H243ZM248 212V213H247ZM257 212V213H256ZM52 213V214H51ZM57 213H59V214H57ZM73 213V214H72ZM80 215H79V214ZM82 213H83V215H85V216H82ZM98 213H99V215H98ZM106 213V214H105ZM118 213V214H117ZM129 213H131V214H129ZM134 213H135V215H134ZM142 213H143V215H142ZM160 213H161V215H160ZM162 213H163V216H162ZM166 213L169 215V217L166 215ZM170 213H171V215H170ZM188 213V214H187ZM205 213L207 214V216L208 217H206V220H209L210 218L209 217H211L212 218V222H214V224L215 223H217V225H218V223H219V225L220 224H222L223 223V225H226V228H225V226L224 227H222L223 225H218V226H216V224L213 226V224H212V222H210V221H208V222H210V224L207 222L206 223V225L204 226V224L205 223H203L202 224V221L201 220H204L205 218ZM227 213V214H226ZM239 213V214H238ZM259 213V214H258ZM13 214H14V216H13ZM40 214V215H39ZM77 214V215H76ZM95 214H97L96 216H95ZM106 216H105V215ZM112 214V215H111ZM148 214H150L149 215V217H147V215ZM152 214V215H151ZM156 214V215H155ZM165 214V215H164ZM183 214H185V215H183ZM198 214V216H197V219H196V222H195V218H193V217H196V215ZM242 214V215H241ZM251 214H253V216L251 215ZM259 216H258V215ZM19 215V216H18ZM51 215V216H50ZM54 215H56V216H54ZM93 215L95 216L94 217V221H93ZM100 215H101V217H100ZM102 215H104V216H102ZM130 217H129V216ZM139 215H141L140 217H139ZM158 215V217H156ZM195 215V216H194ZM199 215H203L204 217V219H202V216H201V218H200V220L198 219L200 216ZM218 215V216H217ZM237 215H240L241 217L239 218V216H237ZM247 215V216H246ZM255 215H256V217H255ZM262 215V216H261ZM11 216H12V218H14V219H18L19 218V220H14V219H12L11 218ZM17 218H16V217ZM24 216V217H23ZM29 216V217H28ZM33 216V217H32ZM38 216H40L39 218L41 219V221H39L37 218H38ZM42 216H43V218H42ZM76 216V217H75ZM78 216V217H77ZM92 216V217H91ZM99 216V217H98ZM108 216V217H107ZM110 216V217H109ZM116 216H118V217H116ZM125 218H124V217ZM128 216V217H127ZM132 216H133V218H135L134 220L132 219ZM151 216V217H150ZM154 216V217H153ZM161 216V217H160ZM191 216V217H190ZM212 216H214V218L212 217ZM221 216V217H220ZM236 216V217H235ZM249 216V217H248ZM250 216L251 217H254V218H250ZM261 216V220H262V222H259V221H261V220H259L260 217ZM28 217V218H27ZM32 217V218H31ZM37 217V218H36ZM91 217V218H90ZM142 217V218H141ZM160 217V218H159ZM164 217V218H163ZM171 217V218H170ZM182 217H185L184 218V220L182 219V225H188L187 223V220L190 222L189 223V226H190V228L192 229V230H190V228L189 227H185V226H182V225H180L181 224V218ZM217 217H219L218 218V222H217ZM227 218L228 217V221L225 219V218ZM230 217H231V219H230ZM234 217V218H233ZM246 217L248 218V219H246ZM258 217V218H257ZM36 218V219H35ZM62 219V220H60V219ZM83 218H86V220H87V223H89V224H87V223H85V221H84V219ZM88 218H90V221H89V219ZM115 218V219H114ZM142 220H141V219ZM159 218V220H161L162 222H163V219H165L164 220V226L165 227H167L168 226V228L170 229V227L172 226V224H173V226H176V227H174V229H175V234H178L177 235V237L180 235V237L178 238L179 240H181V242L180 241H178V242H176L175 243V241L174 242H172L171 244H173V245H171L170 247L172 248H169V245H170V242H171V240H176L177 238L174 236V235H172V233L171 232H169V233H167L168 234V236L169 237H174V239H168L169 237L168 236H165L166 234V232H168L169 230L167 229V228H165V227H163V223L161 224L160 223V221L158 220H156V219H158ZM162 218V219H161ZM174 218V219H173ZM190 218V219H189ZM192 218L194 219L193 221H191L192 220ZM216 218V219H215ZM223 218V219H225V221H221V219ZM238 219V221H236L237 219ZM250 218V219H249ZM258 219L257 221L259 222H257L256 224H255V222H256V220L255 219ZM23 221H22V220ZM26 219H28V221L26 220ZM29 219H31V220H29ZM73 219V220H72ZM92 219V220H91ZM96 219V220H95ZM100 219H103V220H100ZM119 219V220H118ZM138 219V220H137ZM141 221H140V220ZM145 221H148L149 220V223L147 222V227H146V223H145V227H143L144 225H142L140 222H145ZM148 219V220H147ZM151 219V220H150ZM171 219H173L172 221H171ZM230 219V220H229ZM232 219H234V220H232ZM236 219V220H235ZM11 220H14V221H11ZM32 220H34V222H33V226H32ZM76 220V221H75ZM108 220V221H107ZM123 220V221H122ZM132 220V221H131ZM186 220V221H185ZM199 220V222L201 223H199V222H197ZM248 220V221H247ZM254 220V221H253ZM10 221V222H9ZM16 221V223H17V225H15V223L13 224V222H15ZM25 221H27V222H29V224H27ZM60 221V222H59ZM62 221H64V223L62 222ZM82 221V222H81ZM84 221V222H83ZM113 221V222H112ZM121 221V222H120ZM155 221V222H154ZM156 221L157 222H159L158 223V225H161L163 228H159L158 227V225H155V224H157L156 223ZM232 221H235L234 222V224H233V222ZM10 223V225H12L13 224V227H11V226H9V223ZM22 222H24V223H26L25 225H22ZM46 222H47V224H46ZM63 224H62V223ZM79 222V223H78ZM90 222L92 223H94L95 224V222H96V224H99V226L98 227H100V228H98L97 227V229H96V227L95 228H93L94 226H92V227H90V226H88V225H93V224H90ZM98 222V223H97ZM115 222H116V224H115ZM121 223V226H120V223ZM127 223V224H125V223ZM130 223V226L132 225V222L134 223L135 222V224H133V227L136 225L137 226V228H135V231L137 230V232H141V233H139V234H141L140 235V238H138L139 236H137V235H135L136 237H135V241L134 240H132L133 238H134V235L132 234V231H134V230H132V226L131 227H128L129 226V223ZM166 222V223H165ZM204 222V221H203ZM220 222H222V223H220ZM227 222H228V224H227ZM236 222H238V223H236ZM240 222V223H239ZM245 222H246V224H245ZM249 222H251V223H249ZM6 223H7V225H6ZM12 223V224H11ZM23 223V224H24ZM38 223V224H37ZM78 223V225L80 226V228L78 227V225H77V227H76V224ZM81 223H85V224H82V228H81ZM111 223H112V225H111ZM137 223H138V225H137ZM140 223V224H139ZM155 223V224H154ZM174 223L176 224V225H174ZM177 223H179V226H181L180 228H179V226H178V224ZM184 223V224H183ZM193 223H195V226L198 224L200 227L201 226H203V227H207V225L209 226V225H211L212 227L211 228H215V229H213L214 231L212 232V233H215L216 235L214 236V234H212L210 231L212 230H210L209 228V230H207L206 231V229H203L202 227L200 228L198 225V229H197V226L196 227H194V229H193ZM197 223V224H196ZM232 223V224H231ZM46 224V225H45ZM87 224V226L88 227H86V226H83V225H86ZM240 226H239V225ZM245 224V225H244ZM251 224V225H250ZM261 224V225H260ZM6 225V226H5ZM22 225V227H19V226H21ZM56 225V226H55ZM59 225V226H58ZM102 225V226H101ZM126 225V227H128V228H126V227H124ZM139 225H141L142 226V231H141V228H139L138 229V227H141V226H139ZM148 225H151V228L149 227L148 228ZM171 225V226H170ZM192 225V226H191ZM231 225H233V226H231ZM235 225H238L237 227L235 226ZM254 227H253V226ZM15 226V227H14ZM25 226V227H24ZM97 226V225H96ZM111 226V227H110ZM113 226H117L116 228L118 229V231H115V232H120L119 234H120V236H118L119 237V239L117 238V234L116 233H114V230L116 229L115 227H114V230H113V232L111 231L110 232V230H112L111 228H113ZM135 226V227H136ZM153 226H154V229H153ZM160 226V227H161ZM172 226V227H173ZM247 226V227H246ZM249 226H251L250 227V229H249ZM257 226V227H256ZM6 227L8 228V227H11L10 229H14L13 231H14V237H13V233H12V235H10L11 233L10 232H13V231H10V232H6ZM33 227V228H32ZM41 227V228H40ZM123 227H124V229H123ZM156 227V228H155ZM159 229H161L160 231H158V228ZM210 227V226H209ZM220 228L219 230L221 231V228H223L224 229V232L227 230V232H223L222 233V231L220 232L217 228ZM229 227H232V228H234V227H236V228H234V230H232V228H230L232 231L230 232L229 230ZM255 227H256V229H255ZM258 227H260L259 228V230H261L262 228V230H263V232L262 231H259L258 230ZM4 228V229H3ZM25 228V229H24ZM27 228H29V229H27ZM30 228H31V230H30ZM36 228V229H35ZM72 228V230H74V232L73 231H71L70 229ZM75 228V229H74ZM77 228V229H76ZM79 228V229H78ZM86 230H85V229ZM91 229V231H89L90 229ZM92 228L93 229H96L97 231H98V233H103L104 231L106 232L107 231V233H103L102 235H104V234H106V237H105V240L107 239V238H109V239H111V243H110V240H107V241H104V238H103V240H102V235L101 234H99V236L101 237V241H99V239H97V237H99L98 235H97V237H96V235L95 234H93V233H90V234H88L89 232H93V230H92ZM101 228L103 229V231L101 230ZM128 229V232H126V229ZM145 228V229H144ZM180 229L179 230V232H178V230L177 229ZM183 228H186V231L189 229L191 232L192 231H199V234L203 231V232H205V234H204V239L205 240H207V243H208V240L209 241H211L212 240V242H210V243H208V244H206L205 243V241H203L204 239H202L203 238V232H202V234H200V235H198V233H197V235L199 236V238H198V236H196V238H193V237H190L189 238V236H191L192 235V233L188 230L187 231V234L189 235H187L186 233L184 234V233H182V232H184L185 231V229H183ZM188 228V229H187ZM200 228V229H199ZM239 228H241V229H239ZM22 229H24L25 231H22V238H18L19 236H18V234H19V231H20V233H21V230ZM26 229H27V231H26ZM65 231H64V230ZM68 229V230H67ZM81 229V230H80ZM116 229V230H117ZM122 229L124 230L123 232L125 233L126 232V235H124V233L122 232ZM151 229V230H150ZM157 229V230H156ZM181 229H183V231L181 230ZM201 229H203L202 231H200ZM229 229V230H228ZM243 229V230H242ZM251 229H253L254 231H255V233H249V232H252V230ZM28 230H29V232H28ZM41 230V231H40ZM60 230V231H59ZM77 230V231H76ZM83 230V231H82ZM85 230V231H84ZM96 230H94L95 231V233H97L96 232ZM100 230V231H99ZM109 230V231H108ZM130 230V231H129ZM145 232H144V231ZM157 233H155L154 231ZM166 230H168V231H166ZM172 230V232L174 231L173 229H171ZM170 230V231H171ZM218 230V231H217ZM238 230V231H237ZM241 230H242V232H241ZM247 231L248 232V230H249V232H248V235L250 236H248L247 235V233L245 232V231ZM62 231V232H61ZM87 231H89V232H87ZM134 231V232H135ZM146 231H148L147 233H146ZM153 231V232H152ZM164 231V232H163ZM166 231V232H165ZM185 231V232H186ZM210 232V237L211 236H213V237H211V238H209V237H206V235ZM216 231V232H215ZM229 231V232H228ZM233 231H236V232H233ZM257 231V232H256ZM17 232H18V234H17ZM67 232H68V234L69 233H73V237L75 236H77L76 238L74 237V239H72L71 238V236H70V234L68 235L67 234ZM77 232H79L78 233V235L76 234ZM87 232V233H86ZM108 232H110L111 234L112 233H114V234H116V235H114V234H110L109 233V235H111V236H113V237H115V238H110V236L108 235ZM131 232V233H130ZM133 232V233H134ZM137 232H135L136 234H138ZM142 232H144L146 235H142ZM158 232H159V234H161V237H160V235H158ZM181 232V233H180ZM188 232H190L191 234H189ZM196 232H194V234L196 233ZM234 233V236L232 235V237H230L231 235H227V236H229V237H227V236H225L226 234H233ZM243 233V235L245 234V236L243 237V235L241 236L240 235V233ZM259 232V233H258ZM3 233V235H5ZM8 233H9V237L11 238H9L8 237ZM62 233V234H61ZM75 233V234H74ZM82 233V234H81ZM97 233V234H98ZM127 233H130V235L129 234H127ZM151 233V234H150ZM153 233V234H152ZM154 233L156 234V237H154ZM162 233H163V235H162ZM87 236H86V235ZM138 234V235H139ZM150 234V235H149ZM224 234V235H223ZM239 234V235H238ZM262 235L263 237H260L259 235ZM19 235H21V234H19ZM33 235H35L34 237H33ZM82 235V236H81ZM83 235H85V236H83ZM91 235H95V237L94 236H90ZM130 236V238L128 237V236ZM133 235V236H132ZM187 235V237H185ZM219 235V236H218ZM237 235H238V237H237ZM247 235V236H246ZM253 235V236H252ZM63 236V237H62ZM65 236H66V238H65ZM89 236V237H88ZM122 236H124V237H122ZM141 236H143V237H141ZM147 238V240H146V238ZM149 236V237H148ZM153 236V237H152ZM158 236V237H157ZM193 236H195V235H193ZM207 236H209V234L207 235ZM218 237V239L217 240H215V237ZM221 236V237H220ZM222 236H223V238H222ZM225 236V237H224ZM241 236V237H240ZM253 238H252V237ZM257 236V237H256ZM13 237V238H12ZM21 237V236H20ZM33 237V240L31 239ZM79 237L81 238H83V240L84 241H86V242H82V239H79ZM87 237V239L89 240H87V239H85ZM95 239H94V238ZM120 237H121V239H120ZM131 237H132V239H131ZM159 237L160 238H162L163 237V239H164V241H163V239H159ZM185 239H184V238ZM234 237V238H233ZM239 239V240H237L238 242H236V240L235 239H237V238ZM260 237V239L262 240H260V239H258ZM9 238V239H8ZM18 238V239H17ZM60 238H62V241L64 242H62V241H60ZM69 238V239H68ZM90 238H93L94 240H93V242L95 243H92V241H90L91 239ZM123 238V239H122ZM153 238H154V240H153ZM157 238V239H156ZM182 238V239H181ZM186 238H187V240H188V242H189V244H187L188 242H186L187 240H186ZM213 238H214V240H215V242L213 243ZM220 238H222V239H225L224 241L222 240V239H220ZM231 238V239H230ZM241 238V239H240ZM252 240H251V239ZM14 239H17L18 241H19V243L20 244H18V242H17V240H14ZM24 239H25V242H24ZM72 240L71 241V243H73L72 244V246H70L69 244H67V243H69L70 241L69 240ZM76 239H78V240H76ZM112 239H116V240H112ZM132 240L131 241V243H130V245H129V240ZM138 239H141V240H139L138 241ZM166 239V240H165ZM183 239L184 240H186V241H183ZM193 239V240H192ZM195 239H196V241H195ZM255 239V240H254ZM257 239V240H256ZM9 240V241H8ZM55 240V241H54ZM76 240V241H75ZM80 240V242H81V244H89V245H87V247L89 246V249H87V247L85 248V244L82 246L78 241ZM95 240H96V242H95ZM117 240H118V242H117ZM122 241L119 245V248L118 247H115V246H118V243H119V241ZM142 240H144L145 241V245H146V243H147V245L145 246V245H143V242H141L142 243V246H143V250L141 249V244H140V241H142ZM157 240H158V242H157ZM167 240H168V242L169 243H167ZM191 241V243H190V241ZM220 240V241H219ZM243 240H245V241H243ZM2 241H3V243H2ZM6 241V245L4 246L3 244H4V242ZM13 241L15 242V243H17V245H15V243H13ZM32 241H34V242H32ZM54 241V242H53ZM69 241V242H68ZM74 241V242H73ZM99 241V242H98ZM114 241V242H113ZM125 241V242H124ZM147 241V242H146ZM148 241H150V244L148 243ZM152 241H155V243H156V245L154 244V242H152ZM160 241H163V242H161L160 243ZM166 241V242H165ZM234 241V242H233ZM258 241V242H257ZM7 242H9V243H7ZM65 242H67L66 244V246H64V244H65ZM75 242H77V244H79L80 246H82V247H80V249H79V246L75 243ZM139 242V243H138ZM151 242H152V244L153 245H151ZM165 242V243H164ZM186 242V243H185ZM231 242V243H230ZM240 242V243H239ZM242 242V243H241ZM244 242V243H243ZM254 242H256L255 244H254ZM261 242V243H260ZM11 243H13V244H11ZM31 243V248L29 247V244ZM34 243H35V245H34ZM58 243V244H57ZM62 243V244H61ZM108 243H110V245L108 244ZM112 243H114V244H112ZM128 243V244H127ZM133 243H138V244H140V246L138 245V244H133ZM158 243H159V245L160 244H162L161 246H163V244H165L166 245V243L167 244H169V245H166V247H165V245L161 248L163 251L162 252H160L161 251V249H160V247H158L159 245H158ZM198 243H200V244H198ZM205 243V244H204ZM233 243H234V246H233ZM237 243H239V244H237ZM251 243V244H250ZM259 243V244H258ZM9 244V245H8ZM14 246L15 245V247L17 248V249H19L20 248V250H17L15 247L13 248L12 246ZM23 244H26V245H23ZM106 245V247H105V245ZM133 244V245H132ZM186 244V245H185ZM193 244V245H192ZM204 244V245H203ZM212 244V245H211ZM216 244V245H215ZM227 244V246L225 247V245ZM236 244V245H235ZM243 244V245H242ZM4 247H3V246ZM8 245V246H7ZM19 245H21V247L19 246ZM40 245V246H39ZM77 245V246H76ZM92 245H97V246H92ZM99 245H100V247H101V249H102V252H104L105 251V248L107 249L106 250V252H105V254L104 253H100V256H99V252L101 251V249L99 250L98 248H100L99 247ZM101 245H103V246H101ZM111 245H113V246H111ZM136 245H137V247H138V249H137V247H136ZM150 245H151V247H150ZM203 245V246H202ZM207 245V246H206ZM210 245H211V247H210ZM246 245V246H245ZM249 245V246H248ZM252 245H255V246H252ZM261 245V246H260ZM263 245V246H262ZM10 246V247H9ZM24 246H27L26 248L27 249H25V247ZM46 246V247H45ZM48 246V247H47ZM51 246V247H50ZM58 246L60 247V251H59V249H58ZM63 246V247H62ZM125 246V249L123 250L122 248ZM129 246V247H128ZM132 246H134L135 248H133ZM145 246V247H144ZM149 246V247H148ZM185 246V247H184ZM191 246V247H190ZM200 246H201V248H202V251L200 250ZM223 246V247H222ZM258 246V247H257ZM261 248H260V247ZM3 249H2V248ZM11 248V250L9 251V252H13V251H15V252H13V253H15V255H12V254H10L9 255V252H8V250H9V248ZM23 247V248H22ZM35 247V248H34ZM40 247H42V248H40ZM44 247V248H43ZM53 247V248H52ZM66 247V248H65ZM70 247H72V248H70ZM109 247V248H108ZM114 249H116V248H118V249H116L117 250V254L115 253V251L116 250H114ZM153 247H155V248H158V249H156V250H158V251H156L155 250V248H153ZM198 247V248H197ZM231 248V250H235V251H231V250H229L230 252L229 253H232V254H229V253H227L228 252V249L229 248ZM238 247V248H237ZM255 247V248H254ZM23 250H22V249ZM40 248V249H39ZM54 248H56V250H58L57 251V253H56V250L54 249ZM62 248H64L63 250H62ZM82 248H85V249H82ZM92 248H94L93 250H92ZM96 248H97V250H96ZM103 248H104V250H103ZM111 248L113 249V251L111 250ZM149 248V250H147ZM182 248H183V250H185L184 252H182L183 250H182ZM186 248V249H185ZM188 248V249H187ZM234 248V249H233ZM254 248V249H253ZM14 249V250H13ZM28 250L27 252L29 253H26V251L25 250ZM67 249L70 251H72L73 249H77L76 250V252L77 253H75V251L73 250V252L75 253L74 255H73V253L70 251V252H68L67 251ZM81 249H82V251H81ZM129 249H130V251H133V250H131V249H137V250H134L135 251V253L136 254H134L133 253V255H132V252H128L129 251ZM167 249V250H166ZM171 249V250H170ZM212 249V250H211ZM213 249H214V251H213ZM221 249H222V251H221ZM237 249V250H236ZM3 250H5L4 252H3ZM18 252H17V251ZM29 250H30V252H29ZM64 250H66L65 251V253L64 252H62V251H64ZM79 250H80V252H83V253H80L79 252ZM86 250L88 251V252H86ZM128 250V251H127ZM156 251V252H153V251ZM219 250L221 251V253L219 252ZM226 250H227V252H226ZM239 250V251H238ZM244 250V251H243ZM259 250V251H258ZM22 251H25V253H24V256L22 257ZM43 251H44V253H43ZM97 251V252H96ZM140 252L142 255H140V253H138V252ZM165 251V252H164ZM169 251V252H168ZM180 251L182 252V254L180 253ZM191 251H193V252H191ZM197 251H199V252H197ZM206 251V252H205ZM209 251H210V253H209ZM238 251V253H236ZM241 251H242V253H241ZM253 251V252H252ZM261 251V252H260ZM3 252V254H5V255H7V257H8V259H7V257L5 258V256H4V258L2 257L3 256V254H1ZM48 252V253H47ZM60 252V253H59ZM66 252H68V254L66 253ZM90 252V253H89ZM110 252V253H109ZM113 252H114V254H115V256H114V254H113ZM143 252V253H142ZM158 252V253H157ZM160 252V253H159ZM187 252H188V254H187ZM191 252V253H190ZM195 252V253H194ZM213 252H214V254H218V255H221V254H223V255H225L226 254V256L228 257L229 255H231V258L229 259V258H227L226 256L225 257H223V255L221 256V257H218V259H217V257H214L215 255L213 254ZM216 252H218V253H216ZM236 254V255H234V253ZM20 255H19V254ZM33 253V254H32ZM49 253H51V254H53L52 256H51V254L50 255H48ZM70 253H71V255H70ZM88 255H87V254ZM96 253L98 254V256H99V258H100V262H99V259L98 260H96L97 259V255H96ZM127 253H129V254H127ZM179 253V254H178ZM194 253V255L193 256H191L192 254ZM201 253V255L199 256V254ZM202 253H203V255L205 256L207 253V255L205 256V258L204 259H202L203 258V255H202ZM213 254L214 256V258L212 257V259H214L213 261H215V259H217L216 261H215V263L214 262H212L211 260H208L209 259V257H211L210 256V254ZM220 253V254H219ZM17 254L19 255V257H20V259H22V258H24L25 260H26V256H27V259L28 258H30V259H32V260H26V262L28 261V263H26V262H24L25 260L24 259H22V260H24V261H20V259H19V257L18 258H16L17 257ZM22 254V255H21ZM28 254V255H27ZM78 254V255H77ZM101 254H103V256H105V257H107V258H105V257H103ZM107 254H108V256H107ZM137 254H139L141 257H143V255H144V257L141 259L140 257H139V259H141L140 261L137 259L138 257V255ZM148 254V255H147ZM162 255V256H160V255ZM178 254V255H177ZM211 254V255H212ZM229 254V255H228ZM32 255V256H31ZM44 255H45V257L46 256H49L48 258L46 257H44ZM55 255H57L56 257H55ZM73 255V256H72ZM94 255V256H93ZM110 255H112V256H110ZM116 255L118 256V257H116ZM123 255V256H122ZM131 255V256H130ZM152 255V256H151ZM156 255V256H155ZM158 255H159V257H158ZM175 255V256H174ZM179 255H181V257L179 256ZM186 255V256H185ZM196 255H197V257H196ZM217 255V256H218ZM237 255L239 256V257H237ZM244 255H248V256H244ZM251 255V256H250ZM255 255V256H254ZM260 256V257H257V256ZM12 256V257H11ZM14 256V257H13ZM33 256H36V258H40V260H38V259H35V257H33ZM61 256V257H60ZM62 256L64 257L63 258V260H62ZM67 256V257H66ZM102 256V257H101ZM124 256L125 257H127L126 259H123L124 258ZM134 256H136V257H134ZM146 256V257H145ZM147 256H149V257H147ZM179 256V257H178ZM233 256H235V258H233ZM253 256L255 257V259H257V260H255L254 258H253ZM262 256V257H261ZM44 257V258H43ZM53 257V258H52ZM57 259H55V258ZM79 257H80V260H79ZM87 257V258H86ZM96 257V258H95ZM110 257H116L117 258V261L115 260L116 258H112V259H110ZM131 257V258H130ZM134 257V258H133ZM189 257V258H188ZM200 257H202V258H200ZM223 257V258H222ZM247 258V260H248V258H249V260L248 261H246V259L245 258ZM257 257V258H256ZM11 258V259H10ZM13 258V259H12ZM15 258V259H14ZM41 258H42V261H41ZM76 258V259H75ZM81 258H82V261H81ZM85 258V259H84ZM90 258V259H89ZM118 258L120 259V260H118ZM136 258V259H135ZM168 258V259H167ZM171 258H173V259H171ZM200 258V259H199ZM221 258V259H220ZM251 258V259H250ZM263 258V259H262ZM2 259V260H1ZM16 259H19V261H17ZM45 259V260H44ZM52 259L54 260V262L52 261ZM62 261H61V260ZM84 259V260H83ZM93 259L95 260V261H97L96 263H95V261H93ZM103 259H105L104 261H102ZM109 259V260H108ZM132 259L135 261H133V262H130V261H132ZM211 259V258H210ZM231 259H234V261L233 260H231ZM239 259H241L240 261H238ZM244 261H243V260ZM253 259V260H252ZM9 260V261H8ZM13 260V261H12ZM14 260H15V262H14ZM69 261V263H67L68 261ZM85 260H87V261H85ZM108 260V261H107ZM116 262H115V261ZM123 260H125V261H123ZM157 260V261H156ZM159 260V261H158ZM163 260V261H162ZM165 260H167V261H165ZM184 260V261H183ZM221 260V261H220ZM231 260V261H230ZM251 260V261H250ZM17 261V262H16ZM52 261V262H51ZM60 261V262H59ZM92 261V262H91ZM137 261V262H136ZM174 261H175V263H174ZM194 261H196V262H194ZM199 261V262H198ZM206 261H207V263H206ZM236 261V262H235ZM254 261V262H253ZM259 261V262H258ZM5 262V263H4ZM56 262V263H55ZM71 262V263H70ZM79 262V263H78ZM202 262V263H201ZM208 262H211V263H208ZM235 262V263H234ZM171 263V264H172ZM183 263V264H184ZM187 263V264H188ZM261 263V264H262ZM34 264H36V263H34ZM74 264V263H73ZM178 264V263H177ZM255 264V263H254Z\"/></svg>",
    "mask_w": 264,
    "mask_h": 264
},
{
    "label": "bare ground",
    "instance_id": "2",
    "mask_svg": "<svg viewBox=\"0 0 264 264\" xmlns=\"http://www.w3.org/2000/svg\"><path fill=\"white\" fill-rule=\"evenodd\" d=\"M242 13L244 14L245 12H242ZM242 13H241V14H242ZM239 14H240V13H239ZM6 16H7V15L4 14L3 17L6 18ZM10 16H11V15H10ZM232 16H233V15H232ZM232 16H230V18H231ZM237 16H238V15H237ZM237 16H236V18H237ZM253 16H254V15H253ZM228 17H229V16H228ZM228 17H226V19H227ZM246 17H248V16H246ZM255 17H256V16H255ZM253 18H254V17H253ZM0 19H1V18H0ZM7 19H8V20H7V21H8V24H9V23H10V21H9L10 18H7ZM248 19H249V18H248ZM256 19H257V17H256ZM13 20H14V19H13ZM13 20L11 19L12 23H13ZM231 20H233V19H231ZM231 20H229V23H230ZM234 20L237 21L235 18H234ZM234 20L232 21L233 24L235 23ZM250 20H251V18H250ZM0 21H1V20H0ZM21 21H22V20H20V23H21ZM239 21H241L240 18H239ZM247 21H248V20H246V23H247ZM254 21H255V19H254ZM12 23H10V24H12ZM16 23H17V21H16ZM45 23H46V21H45ZM72 23H74V21H72ZM72 23H71V24H72ZM79 23H80V22H79ZM79 23H78V24H79ZM82 23H83V22H82ZM82 23H81V24H82ZM107 23H109V22H107ZM107 23H106V24H107ZM139 23H140V22H139ZM244 23H245V21H244ZM248 23H249V21H248ZM248 23H247V25H248ZM251 23H252V20L250 21V24H251ZM255 23H256V21H255ZM255 23H254V24H255ZM258 23L261 24V21H260L259 19H257V24H258ZM2 24H3V23H2ZM18 24H19V23H18ZM25 24H27V23H24L23 25L21 24L22 27L24 26L23 29H25ZM71 24L69 25V29H70L71 26L77 24V22H76L75 24H73V25H71ZM85 24H86V23H84V25H85ZM91 24H92V23H91ZM96 24H98V23H96ZM99 24H100V23H99ZM120 24H122V23H120ZM120 24H118V25L120 26ZM134 24H137V23H134ZM148 24H150V23H148ZM148 24H147V25H148ZM233 24H230V25H233ZM242 24H243V23H242V21H241V25H242ZM250 24H249V25H250ZM0 25H1V24H0ZM3 25H4V24H3ZM13 25H15V21H14V24H13ZM37 25H38V24H37ZM65 25L68 26L67 24H65ZM110 25H111V23H110ZM113 25H114V24H113ZM123 25H124V23H123ZM141 25H142V24H141ZM155 25H156V24H155ZM155 25H154V27H155ZM239 25H240V24H238V26H239ZM249 25H248V26L244 25V27H250ZM1 26H2V25H1ZM1 26H0V27H1ZM6 26H7V25H6ZM19 26H20V25H19ZM26 26H27V25H26ZM30 26L32 27V23L30 24ZM34 26H35V25H34ZM44 26H45V25H44ZM62 26H63V25H62ZM79 26H80V25H79ZM92 26L95 27L96 25H92ZM92 26H91V28H93ZM102 26H103V25H102ZM102 26H101V27H102ZM105 26H106V25H105ZM107 26H109V25H107ZM126 26H127V25H125V27H126ZM134 26H135V25H134ZM138 26H139V24H137V27H138ZM148 26H149V25H148ZM150 26H151V25H150ZM251 26H252V24H251ZM255 26H256V25H255ZM255 26H253V27H255ZM257 26H258V25H257ZM7 27H8V26H7ZM10 27H11V26H9V28H10ZM15 27H16V26H15ZM31 27H30V29H31ZM39 27H40L41 29H44V28H47V27H48V29H49V26H48V25H47L46 27H43V28H42V25L39 24ZM58 27H59L60 29H62L63 32H64V29H65V28L63 29V27H60V26H58ZM80 27H81V26H80ZM82 27H84V26H82ZM85 27H86V26H85ZM101 27L99 26V28H101ZM152 27H153V26H152ZM231 27H232V26H231ZM234 27L237 28V25H235ZM241 27H242V26H241ZM1 28H2V27H1ZM9 28H8V29H9ZM17 28H19L18 25H17ZM17 28H16V29H17ZM33 28H34V27H32V30H33ZM52 28H53V27H52ZM55 28H56V27H55ZM55 28L53 29V31H54V30H55V31L58 30V29H55ZM67 28H68V27H67ZM72 28H73V27H72ZM103 28H105V30H106V27H103ZM103 28H102V29H103ZM122 28H123V27H122ZM138 28H139V27H138ZM143 28H144V27H143ZM145 28H146V26H145ZM242 28H243V27H242ZM242 28H241V31H242ZM250 28H251V27H250ZM250 28H249V29H250ZM8 29H7V30H8ZM13 29H14V27L12 28V30H13ZM16 29H15V30H16ZM26 29H27V27H26ZM34 29H35V28H34ZM36 29H38V28L36 27ZM48 29H46V30L48 31ZM60 29H59V30H60ZM74 29H75V28H74ZM81 29H82V28H81ZM81 29H80V30H81ZM84 29H86V28H84ZM94 29H95V28H94ZM94 29H92V30L94 31ZM107 29H111V28H108V27H107ZM133 29H134V27H133ZM232 29H233V28H232ZM232 29L230 28V31H231ZM245 29H246V28L243 29V32H244V33H245V31H244ZM249 29H248V30H249ZM254 29H256L255 32H257L256 34L253 33L254 35L251 33L250 30H249L250 32H248V31H247V32L251 34V37H253V36H255V35H256V37H258L257 34H258L259 31H257V28H256V27H255ZM259 29H263V28H259V27H258V30H259ZM2 30H4V29H2ZM7 30H6V31H7ZM15 30H13V31H15ZM44 30H45V29H44ZM49 30H50V29H49ZM124 30H125V29H124ZM126 30H127V29H126ZM147 30H148V29H147ZM147 30H144V31H147ZM157 30H158V28H157ZM207 30H208V29H207ZM209 30H210V29H209ZM220 30H221V29H220ZM220 30H217V32H219ZM228 30H229V29H228ZM234 30H236V29H234ZM238 30H239V29H238ZM238 30H236V31H238ZM251 30H252V28H251ZM39 31H40V30H39ZM51 31H52V30H51ZM51 31H49V33H50ZM60 31H61V30H60ZM73 31H75V30H73ZM85 31H86V30H85ZM93 31H92V32H93ZM96 31L99 32V29L96 28ZM96 31H95V33H96ZM100 31H101V30H100ZM113 31H114V30H113ZM116 31H117V30H115L114 32H116ZM119 31H120V30H119ZM122 31H123V30H122ZM140 31H141V30H140ZM140 31H139V32L137 31V32H138L137 35L140 34ZM149 31H150V30H149ZM152 31H153V30H152ZM214 31H215V30H214ZM214 31H213V32H214ZM221 31H222V30H221ZM226 31H227V30H226ZM239 31H240V30H239ZM241 31H240V32H241ZM262 31H263V30H262ZM4 32H5V31H4ZM27 32H28V31H27ZM33 32H34V31H33ZM35 32H36V31H35ZM41 32H42V31H41ZM56 32H57V31H56ZM82 32H83V31H82ZM86 32H87V31H86ZM102 32H103V31H102ZM102 32H100V33H102ZM106 32H108V30L105 31V33H104L105 35H106ZM134 32H136V30H135ZM150 32H151V31H150ZM153 32H154V31H153ZM215 32H216V31H215ZM233 32H234V31H233ZM233 32H229L228 34H230V33L232 34ZM240 32H238L239 36H241V35H240ZM243 32H241V33H243ZM8 33H11L10 30H9ZM46 33H47V32H46ZM58 33H59V32H58ZM60 33H61V32H60ZM89 33H90V32H89ZM110 33H111V32H110ZM123 33H124V32H123ZM204 33H205V31H204ZM206 33H207V32H206ZM209 33H210V32H209ZM235 33H236V32H235ZM248 33L245 34V36H248L247 38H249V36H250ZM260 33H261V32H260ZM61 34H62V33H61ZM64 34H65V33H64ZM72 34H73V33H72ZM77 34H78V33H77ZM77 34H76V35H77ZM80 34H81V33H80ZM92 34H93V33H91V36H92ZM131 34H132V33H131ZM131 34H129V35H131ZM141 34H142V33H141ZM141 34H140V35H141ZM144 34H145V33H144ZM146 34H148V32H146ZM149 34H150V33H149ZM233 34H234V33H233ZM238 34L236 33L235 36L238 35ZM247 34H248V35H247ZM23 35H25V34H23ZM56 35H57V33H56ZM59 35H60V34H59ZM65 35H66V34H65ZM84 35H85V34H84ZM84 35H83V36H84ZM93 35H94V34H93ZM96 35H97V34H95V39H97V38H96V37H97ZM113 35H114V34H113ZM121 35H122V34H121ZM123 35H124V34H123ZM132 35H134V34H132ZM135 35H136V34H135ZM140 35H139V36H140ZM252 35H253V36H252ZM8 36L10 37V35H8ZM13 36H14V35H13ZM26 36H27V35H26ZM77 36H80V35H77ZM85 36H86V35H85ZM87 36L89 37L90 34L87 35ZM91 36H90V38H91ZM108 36H109V35H108ZM111 36H112V35H111ZM199 36H200V35H199ZM202 36H204V35H202ZM202 36H201V37H202ZM205 36H206V35H205ZM225 36H226V35H225ZM230 36H232V38L234 37V39H236L235 36H233V35H230ZM239 36H238V37H239ZM242 36H244V35H242ZM242 36H241V38H245V37H242ZM260 36H261V35H260ZM0 37H2V36L0 35ZM5 37H6V36H5ZM5 37H3V38H1V39H3V41H4V40H5ZM17 37H18V36H17ZM17 37H16V35H15V38H17ZM20 37H21V36H20ZM35 37H36V36H35ZM64 37H66V36H64ZM64 37H63V38H64ZM106 37H107V36H106ZM120 37H121V36H120ZM170 37H171V36H170ZM175 37H176V36H175ZM177 37H178V36H177ZM207 37H209V35H207ZM207 37H206V38H207ZM219 37L221 38V36H219ZM219 37H218L217 39H219ZM227 37H228V35H227ZM262 37H263V36H262ZM262 37H261V38H262ZM12 38H13V37H11V39H12ZM22 38H24V37H22ZM28 38L30 39L29 36H28ZM53 38H54V37H53ZM74 38H75V36H74ZM78 38H79V37H78ZM80 38H81V37H80ZM93 38H94V37H93ZM117 38H118V37H117ZM121 38H122V37H121ZM121 38H120V39H121ZM124 38H127V37H124ZM124 38H122V39H124ZM178 38H179V37H178ZM191 38H192V36H191ZM198 38H199V37H198ZM203 38H205V37H203ZM206 38H205V39H206ZM209 38H211V37H209ZM214 38H216V36H215ZM232 38H230V39H232ZM241 38H240L239 40L242 41ZM253 38H254V37H253ZM18 39H19V38L14 39V40H18ZM24 39H27V38L25 37ZM29 39H27V41H29ZM31 39H32V37H31ZM61 39H62V37H61ZM69 39H70V38H69ZM83 39H84V38H83ZM85 39H86V38H85ZM118 39H119V38H118ZM166 39H167V38H166ZM224 39H225V38H224ZM255 39H256V38H255ZM255 39H252L253 42L255 41ZM257 39H258V38H257ZM257 39H256V41L260 40V39H258V40H257ZM33 40H35V38H34ZM37 40H38V38H37ZM37 40H36V41H37ZM41 40L44 41V42L48 41V40L45 41V40H43V39H41V38H40L38 41H40V43H41V42H42ZM57 40H58V39H57ZM57 40H56V42L58 43V41L60 40V38H59L58 41H57ZM66 40H67V39H66ZM80 40H81V39H80ZM92 40H93V39H91V41H92ZM114 40H115V39H114ZM147 40H148V39H147ZM173 40L176 41L175 38H174ZM177 40H179V39H177ZM190 40H191V39H190ZM192 40H193V38H192ZM196 40H198V39L196 38ZM203 40H204V39H203ZM222 40H223V39H222ZM227 40H228V39H227ZM227 40H226V41H227ZM236 40H238V38H237ZM252 40H250V41H252ZM20 41H22V39H21ZM24 41H25V40H24ZM24 41H23V42H24ZM50 41H51V40H50ZM50 41H49V42H50ZM78 41H79V40H78ZM84 41H85V40H84ZM84 41H83V43H86V42H84ZM110 41H111V39H110ZM124 41H125V40H124ZM157 41H159V40H157ZM168 41H169V40H168ZM168 41H166V42L163 43V44H166ZM170 41H172L171 38H170ZM194 41H195V40H193L192 42H194ZM200 41H201V40H200ZM200 41H199V42H200ZM207 41L209 42L208 39H207ZM217 41H218V40H217ZM217 41H216V42H217ZM226 41L224 42V44H225V43L227 44L228 41H227V42H226ZM229 41H230V40H229ZM231 41H233V40H231ZM243 41H244V39H243ZM247 41H248V39H246V43H248ZM261 41H263V39H262ZM261 41H260V42H261ZM7 42H8V41H7ZM7 42H4L5 45H9V44L11 43V42H10L9 44H6ZM52 42H53V41H52ZM66 42H67V41H66ZM73 42H74V41H73ZM73 42H72V43H73ZM75 42H76V41H75ZM75 42H74V43H75ZM106 42H107V41H106ZM121 42H122V41H121ZM153 42H154V40H153ZM172 42H173V41H172ZM177 42H178V41H177ZM192 42H191V43H192ZM195 42H196V41H195ZM204 42H205V40H204ZM208 42H207V43H208ZM260 42H258V43H259V47L257 46L258 50H259L260 48H262V47L260 46ZM35 43H36V42H35ZM42 43H43V42H42ZM50 43H51V42H50ZM57 43H56V45H57ZM60 43H61V41H60ZM62 43H63V42H62ZM64 43H65V41H64ZM64 43H63V46H64ZM95 43H96V42H95ZM124 43H125V42H124ZM124 43H123V45H122L123 47L125 46ZM148 43H149V42H148ZM161 43H162V41H161ZM161 43H160V44H161ZM196 43H197V42H196ZM200 43H202V42H200ZM200 43H198V44H200ZM213 43H214V41H213ZM218 43H219V42L215 43V45L218 44ZM220 43H221V42H220ZM235 43H236V41L234 42V44H235ZM241 43H242V44H241ZM241 43H239V44H241V45L245 44V47H246V43H244V42H241ZM1 44H2V43H1ZM37 44H38V43H37ZM65 44H66V43H65ZM92 44H93V43H92ZM92 44H91V45H92ZM97 44H99V43H97ZM101 44H102V43H101ZM101 44H100V45H101ZM153 44H155V43H153ZM183 44H184V42H183ZM188 44H189V43H188ZM192 44H193V43H192ZM209 44H212V43H209ZM224 44H223V45H224ZM248 44H250V46H251V43H250V42H249ZM254 44H257V42H256V43L254 42ZM262 44H263V43H262ZM11 45H12V44H11ZM30 45H31V44H30ZM34 45H35V44H34ZM38 45H40V44H38ZM42 45L44 46V44H42ZM42 45H41V46H42ZM47 45H48V44H47ZM47 45H46V46H47ZM52 45H53V44H52ZM91 45H88V46H91ZM100 45H99V46H100ZM103 45H104V43L102 44V46H103ZM106 45H107V44H106ZM106 45H105V47H106ZM119 45H120V44H119ZM161 45H162V44H161ZM193 45H195V43H194ZM207 45H208V44H207ZM215 45H214V46H215ZM221 45H222V44H221ZM223 45H222V46H223ZM230 45H231V44H230ZM252 45H253V43H252ZM257 45H258V44H257ZM263 45H264V44H263ZM12 46H13V45H12ZM12 46H11V47H12ZM18 46L20 47V45H18ZM41 46H40V47H41ZM50 46H51V45H50ZM59 46H60V45H59ZM63 46H62V47H63ZM66 46H68V45H66ZM69 46H70V45H69ZM71 46H72V44H71ZM107 46H109V45H107ZM116 46H118V45H116ZM122 46L120 45V47H122ZM191 46H192V45H191ZM198 46H199V45H198ZM200 46L202 47V44H201ZM200 46H199L198 48H200ZM204 46H206V45H204ZM212 46H213V45H211V47H212ZM224 46H229V43H228L227 45H224ZM231 46H232V45H231ZM247 46H248V47H247V50H246V51H248V49H249V45H247ZM9 47H10V46H9ZM19 47H18V48H19ZM32 47H33V46H32ZM38 47H39V46H38ZM55 47H56V46H55ZM97 47H98V45H97ZM111 47H112V46H111ZM131 47H132V46H131ZM181 47H183V45H182ZM187 47H188V46H187ZM189 47H190V46H189ZM195 47H197V45H195ZM233 47H234V46H233ZM237 47H239V46H236V48H237ZM241 47H243V46H241ZM245 47H243V48L245 49ZM255 47H256V46H255ZM0 48H1V46H0ZM12 48H13V47H12ZM12 48H11V49H12ZM64 48H65V47H64ZM71 48H72V47H71ZM94 48H95V47H93L92 49H94ZM115 48H116V47H115ZM117 48H118V47H117ZM125 48H126V47H125ZM132 48H133V47H132ZM178 48H180V46H179ZM185 48H186V47H185ZM185 48H183V49L186 51ZM192 48H193V46H192ZM231 48H232V47H231ZM239 48H240V47H239ZM253 48H254V47H253ZM257 48H256L255 50H257ZM263 48H264V47H263ZM15 49H16V48H15ZM20 49H22V48H20ZM98 49H99V48H98ZM100 49H101V48H100ZM100 49H99V50H100ZM107 49H108V48H107ZM107 49H106V50H107ZM120 49H121V48H120ZM123 49H124V48H123ZM129 49H131V48H129ZM129 49H127V50H129ZM134 49H136V48H134ZM176 49H177V47H176ZM180 49H182V48H180ZM218 49H219V48H218ZM218 49H217V50H218ZM225 49H226V48H225ZM227 49H228L227 51H228V53H229V52H230L229 50H231V49H230V48H227ZM1 50H2V49H0V54H2V53H1ZM4 50H7V49L4 48ZM23 50H24V49H23ZM83 50H84V49H83ZM85 50H86V49H85ZM101 50H102V49H101ZM124 50H125V49H124ZM187 50H188V48H187ZM191 50H192V49H191ZM193 50H194V49H193ZM193 50H192V51H193ZM200 50H202V49L200 48ZM200 50H199V51H200ZM204 50H205V49H204ZM209 50H210V49H209ZM212 50H213V49H212ZM215 50H216V49H214V53L216 54L219 50H218V51H215ZM233 50H234V49H233ZM237 50H238V49H237ZM241 50H242V49H241ZM252 50H253V49H252ZM255 50H253V52H255ZM8 51H10V50H8ZM11 51H12V50H11ZM25 51H26V50H25ZM25 51H24V52H25ZM74 51H75V50H74ZM76 51H78V49H76ZM91 51H92V52H90V53L92 54L94 50H91ZM107 51H108V50H107ZM130 51H131V50H130ZM130 51H129V52H130ZM134 51H135V50H134ZM134 51H132V53H133ZM207 51H208V50H207ZM2 52H3V50H2ZM13 52H14V50H13ZM18 52H19V51H18ZM24 52H23V53H24ZM32 52H33V51H32ZM32 52H31V53H32ZM97 52L99 53L100 51L96 50V53H97ZM104 52H105V51H104ZM111 52H112V51H111ZM111 52H109V55H110ZM190 52H191V51H190ZM201 52H202V51H201ZM222 52H223V50H222ZM224 52H226V50H225ZM241 52H242V51H241ZM241 52H240V55L242 54ZM244 52H245V51H244ZM244 52H243V53H244ZM248 52H249V51H248ZM261 52H263V50H261ZM6 53H7V52H5V54H6ZM8 53H9V52H8ZM8 53H7V55H8ZM21 53H22V51L20 52V54H21ZM29 53H30V52H29ZM31 53H30V54H31ZM34 53H36V52L34 51ZM51 53H52V52H51ZM60 53H61V52H60ZM78 53H79V52H78ZM90 53H87V55H90ZM106 53H107V52H106ZM115 53H116V51H115ZM135 53H136V52H135ZM195 53H196V52H195ZM195 53H194V54H195ZM203 53H204V51H203ZM203 53H201V54H203ZM210 53H211V51H210ZM210 53H207V54L210 55ZM228 53L226 52L225 56H227ZM230 53H231V52H230ZM232 53H233V52H232ZM250 53H251V51H250ZM250 53L248 54V53L246 52L247 55H250ZM256 53L258 54V52H256ZM16 54H18V53H16ZM16 54L14 53V56H12V55H13V53H12L11 56H12V57H16V56H15ZM26 54H27V53H26ZM32 54H33V53H32ZM32 54H31V55H32ZM99 54H100V53H99ZM101 54H102V52H101ZM116 54H117V53H116ZM118 54H120V56L122 55L121 52H120V53L118 52ZM204 54L207 55L206 52H205ZM215 54H214V56H215ZM263 54H264V53H263ZM263 54H262V55H263ZM2 55H3V54H2ZM7 55H5V56H7ZM31 55H30V56H31ZM38 55H39V54H38ZM38 55H36V57H37ZM42 55H45V54H42ZM66 55H67V54H66ZM71 55H72V54H71ZM95 55H96V54H95ZM95 55H94L93 57H95ZM102 55H103V54H102ZM104 55H105V53H104ZM113 55L115 56L114 53H113ZM123 55H124V54H123ZM127 55H129V53H128ZM134 55H135V54H134ZM195 55H196V54H195ZM198 55H199V53H198ZM205 55H204V56H205ZM209 55H208V57H209ZM216 55H217V54H216ZM221 55H222V54H221ZM229 55H230V54H229ZM235 55H236V54H235ZM238 55H239V54H238ZM240 55L237 56V57L240 58ZM251 55L254 57L255 54H254V55L251 54ZM251 55H250V56H251ZM0 56H1V55H0ZM11 56H9V57H11ZM17 56H20V55H17ZM22 56H24V55H22ZM22 56H20V57H22ZM25 56H26V55H25ZM30 56H28V58H29ZM80 56H81V55H80ZM124 56H125V55H124ZM129 56H130V55H129ZM129 56H128V57H129ZM196 56H197V55H196ZM200 56H203V55H200ZM204 56H203V57H204ZM211 56H212V55H210V57H211ZM242 56H243V57H246V59H247V56H246V55H245V56L242 55ZM260 56H261V55H260ZM260 56H259V57H260ZM31 57H35V56H31ZM31 57H30V58H31ZM39 57H40V56H39ZM57 57H58V56H57ZM84 57L86 58V56H84ZM97 57H98V56H97ZM97 57H96V58H97ZM100 57H101V56H100ZM110 57H111V56H110ZM130 57H131V56H130ZM191 57H193V56L191 55ZM197 57H198V56H197ZM219 57L221 58V56H219ZM231 57H232V58H230L231 60H232V59L235 60L234 58H235L236 56H235L234 58H233V56H231ZM256 57H257V56H256ZM256 57H255V58H256ZM261 57H262V56H261ZM261 57H260V58H261ZM16 58H17V57H16ZM22 58H23V57H22ZM22 58H21V59H22ZM28 58H27V59H28ZM30 58H29V59H30ZM41 58H42V57H41ZM58 58L60 59V57H58ZM80 58H81V57H80ZM80 58H79V59H80ZM96 58H95V59H96ZM98 58H99V57H98ZM101 58H102V57H101ZM103 58H104V57H103ZM103 58H102V59H103ZM121 58H122V56H121ZM214 58H216V57H213V59H214ZM220 58H218V60H220ZM238 58H237L238 62H236V64H239V65H240V63H239V59H238ZM248 58H249V56H248ZM251 58H252V57H251ZM251 58H250V59H251ZM262 58H263V57H262ZM4 59H9V58H8V57H7V58L5 57ZM38 59H39V58H38ZM49 59H50V58H49ZM72 59H74V58H72ZM76 59H77V58H76ZM82 59H83V57H82ZM82 59H80V60H82ZM89 59H91V56H90ZM92 59H93V58H92ZM102 59H100V60H102ZM105 59H106V57H105ZM107 59L109 60L110 58L108 57ZM107 59H106V62H108ZM112 59H115V58H112ZM118 59H119V58H118ZM127 59H128V58H127ZM191 59H193V58H191ZM191 59H190V61H191ZM194 59H198V58H195V56H194ZM204 59H205V57H204ZM204 59H202V60H204ZM207 59H209V58H207ZM211 59H212V58H211ZM226 59H229V58H226ZM230 59H229V60H230ZM250 59H249V60H250ZM256 59H258V57H257ZM0 60H2V59H0ZM10 60H11V59H10ZM12 60H13V59H12ZM14 60L16 61L17 59H14ZM14 60H13V61H14ZM23 60H26V58L23 59ZM35 60H36V59H35ZM87 60H88V59H86V65H87ZM124 60H125V61H124V63L122 64V67H123V66L125 65V63H126V59H124ZM128 60L130 61V59H128ZM128 60H127V61H128ZM199 60H200V59H199ZM222 60H223V62H224V58H222ZM233 60H232V61H233ZM237 60H236V61H237ZM251 60H252V59H251ZM262 60H263V59H262ZM19 61H20V60H19ZM28 61H29V60H28ZM46 61H47V60H46ZM48 61H49V60H48ZM48 61H47V62H48ZM75 61H76V60H75ZM88 61H89V60H88ZM129 61H128V62H129ZM204 61H206V63H207L208 61L211 62L210 59H209L208 61H207V60H204ZM204 61H203V62H204ZM225 61H226V60H225ZM232 61H230L229 63H231ZM240 61H241V60H240ZM244 61L247 62L246 60H244ZM254 61H255V59H254ZM256 61H257V60H256ZM256 61H255V62H256ZM22 62H23V64H24L26 61H25V62L22 61ZM33 62H34V60H33ZM39 62H40V61H38V63H39ZM51 62H52V61H51ZM68 62H69V61H68ZM72 62H73V61H72ZM72 62H70V63H72ZM94 62H95V61H94ZM97 62H99V60H98ZM103 62H104V61H103ZM110 62H111V61H110ZM113 62H114V61H113ZM122 62H123V60H122ZM122 62H121V60H120L119 63L121 64ZM154 62H156V61L154 60ZM154 62H153V63H154ZM194 62H195V61H194ZM199 62H200V61H199ZM209 62H208L207 64L210 65ZM214 62H215V61H214ZM233 62H235V61H233ZM233 62H232V63H233ZM259 62L261 63V60H260ZM1 63H2V62H1ZM4 63H5V62H4V60H3L2 66L5 65ZM16 63H19V62H16ZM20 63H21V62H20ZM35 63H36V62H35ZM49 63H50V62L47 63V67H48V65H50ZM53 63H54V62H53ZM70 63H69V66H70ZM74 63H75V62H74ZM78 63H79V62H77V64H78ZM84 63H85V61H84ZM89 63H90V62H89ZM114 63H117V62L115 61ZM184 63L186 64V61H185ZM184 63L181 62V64H184ZM195 63H197V62H195ZM195 63H194V65H195ZM211 63H212V62H211ZM226 63H228V61H227ZM232 63H231V64H232ZM242 63H243V62H242ZM242 63H241V64H242ZM248 63H250V62L248 61ZM262 63H263V61H262ZM262 63H261V65H259V66H262V65H263ZM21 64H22V63H21ZM27 64H28V63H27ZM44 64H45V63H44ZM44 64H42V65H44ZM62 64H63V63H62ZM62 64H60L59 66H62ZM91 64H92V63H91ZM95 64H96V63H95ZM97 64H99V63H97ZM102 64H104V63H102ZM107 64H108V63H107ZM107 64H105V65H107ZM117 64H118V63H117ZM150 64H151V63H150ZM185 64H184V65H185ZM189 64H192V63L190 62ZM189 64H188V65H189ZM200 64L202 65L203 63L201 62ZM207 64L204 63V65H206V67H205L206 70H207V69L209 70ZM217 64H219L218 61H217ZM220 64H221V63H220ZM222 64H223V63H222ZM224 64H225V63H224ZM224 64H223V65H224ZM233 64H234V63H233ZM236 64H235V67H234L235 69H237V68L239 67V66L237 67ZM245 64H246V63H245ZM245 64L241 65V67H242V66H246V67H245V70H246L247 66H249L250 64H248V65H247V64L245 65ZM15 65H17V64H15ZM36 65H37V64H36ZM39 65H41V63H40ZM54 65H55V64H54ZM65 65H66V64H65ZM82 65H83V64H82ZM86 65H85V66H86ZM92 65H93V64H92ZM111 65H113V64L111 63ZM118 65H119V64H118ZM118 65L116 66V68L118 67ZM151 65H153V64H151ZM154 65H155V64H154ZM197 65H198V63H197ZM228 65H229V64H228ZM251 65L254 66L253 64H251ZM256 65H257V64H256ZM37 66H38V65H37ZM52 66H53V65H52ZM55 66H56V65H55ZM55 66L52 67V68H56ZM59 66H57V67L59 68ZM63 66H64V64H63ZM88 66H89V65H88ZM109 66H110V65H109ZM120 66H121V65H120ZM125 66H127V65H125ZM180 66H183V65H180ZM180 66H179V67H180ZM192 66H193V65H192ZM202 66H203V65H202ZM211 66H213V64H212ZM211 66H210V69H211ZM218 66H219V65H218ZM220 66H221V67H224V69H225V66H222V65H220ZM226 66H227V65H226ZM229 66H230V65H229ZM229 66H227V68L230 69ZM252 66H250V68H251ZM257 66H258V65H257ZM5 67H6V65H5ZM28 67H29V66H28ZM45 67H46V66H45ZM45 67H44V68L42 67V68H43V69H42L43 71L47 68V67H46V68H45ZM73 67H74V66H73ZM81 67H82V66H81ZM102 67H103V65H102ZM105 67H106V66H105ZM105 67H104L103 70H105ZM110 67H111V66H110ZM110 67H109V68H110ZM114 67H115V66H114ZM127 67H128V66H127ZM139 67H140V66H139ZM139 67H138V68H139ZM144 67H146V65H145ZM149 67H150V65H149ZM152 67H153V66H152ZM183 67H184V66H183ZM190 67H191V66L189 65V68H190ZM195 67H196V66H195ZM197 67H199V66H197ZM197 67H196V69H197ZM236 67H237V68H236ZM255 67H256V66H255ZM255 67H252V68H255ZM11 68H12V67H11ZM20 68H23V67L21 66ZM26 68H27V67H26ZM30 68H32V67H30ZM30 68H29V69H30ZM33 68H34V67H33ZM33 68H32L30 71L34 70ZM39 68H40V67H39ZM39 68L36 69V72H38L37 70H39ZM48 68H49V67H48ZM50 68H51V66H50ZM58 68H57V69H58ZM62 68H63V67H62ZM71 68H72V67H70V69H71ZM74 68H75V67H74ZM77 68H79V67H77ZM89 68H90V67H89ZM89 68H88V69H89ZM91 68H92V67H91ZM91 68H90V69H91ZM100 68H101V66H100ZM100 68H99V69H100ZM107 68H108V67H107ZM107 68H106V69H107ZM118 68H119V67H118ZM124 68H126V67H124ZM133 68H134V67H133ZM142 68H143V67H142ZM191 68H192V67H191ZM193 68H194V67H193ZM201 68H202V67H201ZM201 68L199 67V70H200ZM215 68H216V67H215ZM227 68H226V69H227ZM250 68H248V70H249ZM261 68H262V67H261ZM261 68H260V69H261ZM16 69H17L19 72L24 73V75H25V72L27 73V71H28V70H27V71H24V72H23V71L19 70L18 68H16ZM57 69H56V70H57ZM65 69H66V68H65ZM80 69H81V68H80ZM95 69H96V68H95ZM114 69H115V68H113V70H114ZM120 69H123V68L120 67ZM127 69H129V68H127ZM127 69H124V70H123V71H125V73L123 72V74H126L127 72L130 71V69H129V71H128ZM131 69H132V68H131ZM136 69H137V68H136ZM149 69H152V68H149ZM184 69L188 70L187 67H185ZM203 69H204V67H203ZM203 69H202V70H203ZM226 69H225V70H226ZM229 69H228V71H229ZM8 70H9V69H7L6 72H7ZM12 70H15V69L12 68ZM17 70H16V71H17ZM22 70H23V69H22ZM24 70H25V69H24ZM40 70H41V68H40ZM54 70H55V69H54ZM54 70H53V71H54ZM63 70H64V68H63ZM66 70H67V69H66ZM66 70H64V71H66ZM97 70H98V69H97ZM103 70H102V71H103ZM108 70H109V69H108ZM139 70H142V69H139ZM176 70H177V69H176ZM182 70H183V69H182ZM186 70H185V71H186ZM197 70H198V69H197ZM204 70H205V69H204ZM208 70H207V71H208ZM231 70H232V72L234 71V69H231ZM239 70H240V69H239ZM250 70H251V69H250ZM250 70H249V73H250ZM253 70H254V69H253ZM257 70H258V67H257ZM257 70L253 71V73L255 74V72H256ZM263 70H264V67H263ZM263 70H262V71H263ZM10 71H11V70H10ZM10 71H8V72H10ZM16 71H15V72H16ZM43 71H42V72H43ZM72 71H73V70H72ZM76 71H77V70H76ZM79 71H81V70H79ZM83 71H84V70H83ZM92 71H96V70L93 69ZM99 71H100V70H99ZM105 71H106V70H105ZM105 71H104V72H105ZM109 71H110V70H109ZM109 71H108V72H109ZM111 71H112V70H111ZM126 71H127V72H126ZM134 71H135V70H134ZM134 71L132 72V74L136 73V75H138V74H137L138 70H137L136 72H134ZM143 71L145 72L144 69L142 70V73H144ZM177 71H178V70H177ZM183 71H184V70H183ZM185 71H184V72H185ZM188 71H189V70H188ZM192 71H193V70H192ZM226 71H227V70H226ZM246 71H247V70H246ZM262 71H261V72H262ZM3 72H4V71H3ZM3 72H1V74H2ZM8 72H7V73H8ZM40 72H41V71H40ZM42 72H41V73H42ZM45 72H46V71H45ZM68 72H69V71H68ZM106 72H107V71H106ZM116 72H117V71H116ZM146 72H147V68H146ZM148 72H150V70H149ZM179 72L181 73L180 70H179ZM184 72H183V74H184ZM197 72H198V71H197ZM216 72H217V71H216ZM232 72H230V73H232ZM234 72H236V71H234ZM239 72H240V71H239ZM251 72H252V70H251ZM258 72H259V71H258ZM258 72H256V73L258 74V75H256V77H257V76L260 77V75H261V74L259 75V73H261V72H259V73H258ZM4 73H5V72H4ZM22 73H21V74H22ZM33 73H34V72H33ZM48 73H51V72H48ZM48 73H44V74H48ZM56 73H58V72H56ZM77 73H78V72H77ZM97 73H98V72H97ZM113 73H114V72H113ZM119 73H122V72H118V74H119ZM138 73H139V72H138ZM142 73H140V75H141ZM177 73H178V72H177ZM210 73H211V72H210ZM17 74H18V73H17ZM66 74H67V73H66ZM66 74H64V75H66ZM87 74H89V73H87ZM87 74H86V76H85V75L82 76V74H81V76H82V77H87V80L89 81V79H90L92 76L88 79L89 76H88ZM90 74H91V73H90ZM100 74H101V73H100ZM100 74H99V75H100ZM128 74H129V73H128ZM132 74H131V75H132ZM144 74H146V73H144ZM148 74H150V73H148ZM168 74H169V73H167V76H166V74H165V77L168 78V77H169ZM183 74H182V75H183ZM186 74H187V73H186ZM196 74H197V73H196ZM200 74H201V73H199V75H200ZM207 74H208V73H207ZM211 74H213V73H211ZM220 74H222V73H220ZM244 74H245V73H244ZM247 74H248V73H247ZM262 74H263V73H262ZM2 75H3V74H2ZM9 75H10V73H9ZM13 75H15V74L13 73ZM13 75H11V76L14 78L16 75H15V76H13ZM27 75H32L31 77H32L33 79H34V78H37V76H38V75H37L36 77H33V74H28V73H27L25 76H27ZM49 75H50V74H49ZM67 75H69V73H68ZM95 75H96V74H95ZM101 75L103 76V73H102ZM104 75H105V73H104ZM110 75H112V74H110ZM129 75H130V74H129ZM129 75H128V77H129ZM131 75H130V77H131ZM146 75H147V74H146ZM182 75H181V76H182ZM197 75H198V74H197ZM204 75H205V74H204ZM209 75H210V74H209ZM222 75H224V74H222ZM252 75H253V74H252ZM18 76H20V73L18 74ZM22 76H23V75H21L20 77L22 78ZM34 76H35V75H34ZM54 76H55V75H54ZM58 76H59V75H58ZM102 76H100V77L97 76V77L100 79ZM121 76H122V77H120V78L124 79V75H121ZM174 76H175V75H174ZM181 76H178V79H179V77H181ZM188 76H189V74H187V77H188ZM206 76H208V75H206ZM214 76H216V74H215V75L213 74V77H214ZM224 76H226V75H224ZM232 76H234V74H233ZM232 76H231V77H232ZM261 76H262V75H261ZM263 76H264V74H263ZM20 77H17V78H20ZM39 77H40V76H39ZM44 77H45V76H44ZM49 77H51V76H49ZM49 77H48L47 79H48V80H52V79L49 78ZM60 77H61V76H60ZM60 77H59V78H60ZM65 77H66V76H65ZM70 77H71V76L67 77V78H69L68 82L70 81ZM125 77H127V76H125ZM132 77H133V76H132ZM132 77L130 78V80H131V81H133V79L135 80V77H136V76H135L133 79H132ZM137 77H138V76H137ZM137 77H136V78H137ZM176 77H177V74H176ZM176 77H175V78H176ZM190 77H191V76H190ZM204 77H205V76H204ZM204 77H203V78H204ZM211 77H212V76H211ZM217 77H218V76H217ZM227 77H229V79H228V78H226V79L231 80L230 75L227 76ZM247 77H250V76L247 75ZM247 77H246V79H244V80H248ZM254 77H255V76L253 75L252 80L254 79ZM0 78H4L3 80L6 79L5 77H0ZM13 78H12V79H13ZM17 78H16L15 80H18ZM26 78H27V77H26ZM62 78H63V77H62ZM74 78H75V77H74ZM74 78H73V79H74ZM181 78L184 79V77H181ZM188 78H189V77H188ZM194 78H196V77H194ZM214 78H215V77H214ZM219 78H220V77H219ZM233 78H235V77H233ZM236 78H237V77H236ZM236 78H235V79H236ZM257 78H258V77H257ZM262 78H264V77H262ZM262 78L260 77V80H262ZM10 79H11V78H10ZM24 79H25V78H24ZM24 79H23V81H22V80H19V81L24 82L25 80H27V79H25V80H24ZM29 79H31V78L29 77L28 80H27V82L30 81ZM39 79H40V80H43L44 78L42 77V79H41V78H39ZM54 79H55V77H54ZM57 79H58V78H57ZM64 79H65V78H64ZM64 79H63V80H64ZM71 79H72V78H71ZM73 79H72V81H73ZM76 79H78V78H76ZM101 79H102V78H101ZM111 79H113V78H110V81H111ZM117 79H118V78H117ZM154 79H155V78H154ZM185 79H187V78L185 77ZM206 79H207V78H206ZM209 79H210V78H209ZM215 79L217 80V78H215ZM215 79H210V80H213L214 82H216ZM237 79H240V78H237ZM45 80H46V79H44V81H45ZM65 80H67V79H65ZM82 80L84 81V78H83ZM94 80H95V79H94ZM114 80H115V79H114ZM114 80H113V82H115ZM144 80H145V79H144ZM155 80H156V79H155ZM169 80H170V79H169ZM188 80H190V78H189ZM194 80H195V79H194ZM222 80H223V78L221 79V81H222ZM7 81H9V80H7ZM7 81L5 80L6 84H9V86L12 87V85H13V81L11 80V81H12V85H10V83H7ZM11 81H9V82H11ZM36 81H37V82H36V84H37V83L39 82V80L36 79ZM58 81H59V79H58ZM61 81H62V80H61ZM72 81H71V82H72ZM77 81H80V77H79V79H78ZM83 81H81V82H83ZM92 81H93V80H91L90 82H92ZM95 81H96V80H95ZM95 81H93V82H95ZM98 81H99V80H98ZM101 81H102V80H101ZM110 81H108L109 83H108V82L106 83V82L104 81V82L106 83L105 86L108 85V84L110 85ZM118 81H120V80H119V79L116 80L117 85H118V83H119ZM124 81H125V80H123L122 83H123ZM128 81H129V80H128ZM160 81H161V80H160ZM164 81H165V80H164ZM183 81H186V80H182V82H183ZM190 81H192V80H190ZM206 81H207V80H206ZM219 81H220V80H218V83H219ZM231 81H232V80H231ZM238 81H239V80H238ZM238 81H237V82H238ZM241 81L243 82V79H242V78H241ZM241 81H240V82H241ZM249 81H250V79H249ZM258 81H259V80H258ZM0 82H1V80H0ZM5 82H4V84H5ZM25 82H26V81H25ZM33 82H34V80H32L31 83H33ZM40 82H42V81H40ZM55 82H56V81L53 80V84H55ZM66 82H67V81H66ZM71 82H70V83H71ZM74 82H76V81L74 80ZM81 82H80V83H81ZM86 82H87V81L85 80L84 83H83L84 85H83L82 83L80 84L79 82H77L76 85L79 84V86L81 85V87H82V85H83V86L86 85V84H85ZM93 82H92V83H93ZM96 82H97V81H96ZM96 82H95V83H96ZM113 82L111 81V83H113ZM126 82H127V81H126ZM174 82H175V81H174ZM174 82H173V84H174ZM177 82H178V81H177ZM179 82H181L180 79H179ZM182 82H181V83H182ZM186 82H187V81H186ZM186 82H185V83H186ZM193 82H194V81H193ZM210 82H211V81H210ZM214 82H213V83H214ZM234 82H236V80H235ZM240 82H239V83H240ZM242 82H241V83H242ZM244 82H245V81H244ZM247 82H248V81H246L245 85L247 84ZM254 82L256 83L257 81H254ZM263 82H264V81L262 80V82H261V84H259V86L262 85ZM19 83H20V82H19ZM19 83H18V84H19ZM43 83H44V82H43ZM45 83H46V82H45ZM47 83H48V82H47ZM47 83H46V85L49 84V83H48V84H47ZM62 83H65V82H62ZM70 83H69V84H70ZM95 83H93V84H95ZM98 83H99V82H98ZM98 83H96V84H98ZM116 83H114L115 86H113V87H114V88H112L113 90H114L115 88H116L115 90H117L118 88L120 89V86H119V85L116 87ZM129 83L132 84V82H130V81H129ZM154 83H157V82H154ZM154 83H152V84H154ZM196 83H199V82L195 81V84H196ZM200 83H201V81H200ZM200 83H199V84H200ZM204 83H205V80H204ZM208 83H209V82H208ZM211 83H212V82H211ZM213 83H212V85H213ZM226 83H228V82H224V84H226ZM231 83H233V82H231ZM248 83H249V85L251 86L252 83H250V82H248ZM258 83H259V82H257V85H258ZM15 84H16V83L14 82V85H15ZM18 84L15 85V86H18V89H19V85H20V84H19V85H18ZM28 84H30V82H28ZM34 84H35V83H34ZM34 84H32V85H34ZM39 84L41 85V83H38L37 85H39ZM58 84H60V83H57V85H58ZM67 84H68V83H66L65 85H67ZM73 84H75V83H73ZM73 84H70V85H73ZM93 84H92V85H93ZM96 84H95V85H96ZM99 84H100L99 86H100L101 88H102V85H104L103 82H101V83H99ZM114 84H113V85H114ZM152 84H151V86H152ZM170 84H171V83L167 84L169 88H170V86H171ZM173 84H172V85H173ZM175 84H176V83H175ZM187 84H189V85L191 86L192 82H189V81H188ZM219 84H222V85H223L222 82L219 83ZM234 84H235V83H234ZM2 85H3V84H2ZM57 85H56V86H57ZM63 85H64V84H62L60 87H62ZM76 85H74V86L76 87ZM87 85H89V84H87ZM120 85H121V84H120ZM126 85H127V84H126ZM126 85L123 84V86H126ZM133 85H134V84H133ZM147 85H148V83H147ZM147 85L145 84V86H147ZM161 85H162V84H161ZM178 85H179V84H178ZM200 85H201V84H200ZM216 85H217V84L215 83V87H216ZM227 85H228V84H227ZM227 85H226V88L228 87ZM237 85H238V83H237ZM241 85H244V84L242 83ZM245 85H244V86H245ZM254 85H255V84H254ZM254 85H253V86H254ZM257 85H255V86H257ZM23 86H24V84H23ZM42 86L44 87V85H42ZM49 86H51V85H49ZM53 86H54V85H53ZM110 86H111V85H110ZM110 86H109V87H110ZM123 86H121V88H122V89H120L121 91H123V88H124ZM127 86L129 87V85H127ZM134 86L137 87L138 85L136 84V85H134ZM139 86H143V85H139ZM157 86H158V85H157ZM175 86H177V84H176ZM179 86H181V85H179ZM183 86H185V85L183 84ZM196 86H197V85H195V88H194V89H197ZM203 86H204V84H203ZM207 86L210 87L211 84H209V85H207ZM213 86H214V85H213ZM223 86H224V85H223ZM233 86H234V85H232V87H233ZM250 86H249V88H251ZM259 86H258V87H259ZM262 86H264V83H263ZM262 86H261V87H262ZM4 87L7 88L8 86H4ZM25 87H26V84H25V86H24L23 88H25ZM34 87H36V86H34ZM43 87H42V88H43ZM72 87H73V86H71V88H72ZM75 87H73V88H75ZM88 87H89V86L85 87L86 90L83 89L84 92L86 91V92L88 93V95H89V93H90L91 90H92V91H93V92H91L92 94L90 93L91 96H92L93 94L96 95L95 92L98 91V89H97V91H96V90L94 91V89H95L96 86H95L94 88L91 86L92 88H89V89H90V90H89L90 92L87 90ZM128 87H127V89H126V87H125L124 90H127V91H128V89H130L132 86H131L130 88H128ZM159 87H160V85H159ZM162 87H163V86H162ZM173 87H174V86H172V88H173ZM191 87H192V86H191ZM205 87H206V86H205ZM209 87H208V88H209ZM215 87H214V88H215ZM224 87H225V86H224ZM229 87H230V83H229ZM232 87H230V88H232ZM246 87H248V85H246ZM258 87H257V88H258ZM13 88H14V87H13ZM15 88H17V87H15ZM20 88L22 89L21 86H20ZM37 88H38V87H37ZM45 88H47V87H45ZM51 88H52V86H51ZM55 88H56V90H57L59 87H58V88L55 87ZM66 88H67L66 86H65V88H64V86H63V89H64V90H65ZM83 88H84V87H83ZM97 88H98V85H97ZM103 88L107 89L108 86H107V87H103ZM132 88H133V87H132ZM132 88H131V89H132ZM138 88H139V87H138ZM138 88H137V90H139ZM140 88L143 89L142 87H140ZM150 88H151V87H150ZM150 88H149V89H150ZM160 88H161V87H160ZM165 88H166V86H165ZM165 88H164V90H167V89H165ZM169 88H168V89H169ZM174 88H176V87H174ZM200 88H201V87H200ZM200 88H199L198 90H200ZM208 88H207V89H208ZM233 88H234V87H233ZM238 88H239V86H238ZM242 88H243V86H242ZM242 88H241V89H242ZM249 88H248V89H249ZM259 88H260V87H259ZM0 89H1V88H0ZM3 89H4V88H3ZM25 89H26V88H25ZM39 89H40V88H39ZM48 89H49V88H47V90H45V91L48 92ZM61 89H62V88H61ZM61 89H60V91H61ZM76 89H78V91H79V90L82 91V88H80V87L75 88V91H76ZM108 89L112 92L111 88H108ZM108 89H107V91H109ZM119 89H118V90H119ZM151 89H152V88H151ZM178 89H179V87H178ZM178 89L176 88L175 91H177ZM181 89H183V87H180V90H181ZM186 89H187V88H186ZM203 89H204V88H203ZM215 89H216V88H215ZM241 89H240V90H241ZM244 89H245V87H244ZM255 89H256V88H255ZM31 90H32V89H31ZM31 90H30L29 93H33ZM35 90H36V88H35ZM53 90H54V88L52 89V91H53ZM56 90H55V91H56ZM99 90H100V89H99ZM103 90H104V89H103ZM135 90H136V89H135ZM158 90H159L158 92H161V93L163 92V91H160L159 88H158ZM162 90H163V89H162ZM204 90H205V89H204ZM216 90H217V89H216ZM225 90H226V89H225ZM227 90H228V88H227ZM227 90H226V91H227ZM232 90H233V89H232ZM235 90H236V89L234 88V92H236V94L240 93V91L237 93V91H235ZM237 90H238V89H237ZM256 90H257V89H256ZM261 90H262V89H261ZM1 91H2V89H1ZM1 91H0V92H1ZM5 91H7V90H5ZM5 91H4V92H5ZM21 91H22V90H21ZM37 91H38V90H37ZM39 91H40V90H39ZM39 91H38V93H40V95H41L42 92H41V91L39 92ZM49 91L51 92V89H50ZM55 91L53 92L54 95H56V93H58V90H57V92H55ZM71 91H72V90H71ZM75 91H73V92L75 93ZM80 91H79V92H80ZM100 91H101V90H100ZM100 91H99L98 95H96L97 97L99 96L100 93H102L103 96L105 95V93H104L105 90H104V92H103V91L100 92ZM140 91H141V90H139L138 92H140ZM143 91H144V90H143ZM151 91H152V90H151ZM170 91H171V88H170ZM173 91H174V90H172L171 92H173ZM201 91H202V90H201ZM209 91H210V89L208 90V92H209ZM212 91H213V90H212ZM229 91H230V90H228V95H227V93L224 91V92L226 93L227 97H228L229 94L231 93V92H229ZM242 91H244V90L242 89L241 92H242ZM252 91H254V90L252 89V90L247 91V92H245V93H248V92L250 93V92H251V97H250V98H254L253 95H254V93H255L256 91H255L253 94H252ZM259 91H260V90H259ZM259 91H258V92H259ZM2 92H3V91H2ZM14 92H15V90H14ZM18 92H19V91H18ZM69 92H70V91H69ZM79 92H78V93H79ZM84 92L82 91L81 93H84ZM111 92H110V93H111ZM114 92H115V91H114ZM114 92H112L111 95H112ZM116 92H117V91H116ZM141 92H142V91H141ZM141 92H140V93H141ZM147 92L149 93L148 88H147ZM152 92H153V91H152ZM152 92H150L149 94H152ZM154 92H155V91H154ZM158 92H157V93H158ZM168 92H169V91H168ZM177 92L179 93V90H178ZM197 92H198V91H197ZM197 92H195V93H197ZM206 92H207L206 90H205V92L203 91V93H206ZM208 92H207V93H208ZM232 92H233V91H232ZM6 93H7V92H6ZM6 93H5V94H6ZM15 93H17V91H16ZM35 93H36V92L34 91V96H35ZM51 93H52V92H51ZM60 93H61V95L64 94L63 91L60 92ZM60 93H59V94H60ZM78 93H77V95H78ZM110 93H108V94L110 95ZM118 93H119V91H118ZM118 93H117V94H118ZM121 93H122V95H123V97H124V94H123L124 92H121ZM121 93H120V95H121ZM125 93H126V92H125ZM132 93H133V92H132ZM132 93H131V94H132ZM142 93H143V92H142ZM142 93H141V95H142ZM183 93H184V92H183ZM183 93H181V94H183ZM187 93H188V92H187ZM199 93H200V92H199ZM207 93H206V94H207ZM209 93H210V92H209ZM209 93H208V94H209ZM217 93H218V92H217ZM225 93H224V94H225ZM245 93H244V95H242V93H241V95L238 94V96H239L238 98H239V100H240L239 102H241V101L243 100V98L245 97ZM256 93H257V92H256ZM263 93H264V89H263ZM263 93H262V94H263ZM19 94H21V93H19ZM19 94H18V95H19ZM36 94H37V93H36ZM66 94H67V93H66ZM72 94H73V93H72ZM75 94H76V93H75ZM85 94H86V93H85ZM106 94H107V93H106ZM114 94H115V93H114ZM114 94H113V95H114ZM135 94H136V93H135ZM149 94H147V95L149 96ZM155 94H156V93H155ZM163 94H164V92H163ZM175 94H176V93H174V95H175ZM197 94H198V93H197ZM200 94H201V93H200ZM200 94H199V95H200ZM208 94H207V96H208ZM233 94H235V93H233ZM236 94H235V95H236ZM262 94H260V95H259V94H255V98H256V99L258 98L257 100L259 101V97H258V96H260V98H261V95H262ZM14 95H15V94H14ZM26 95H28V94H26ZM32 95H33V94H31V96H32ZM40 95L37 94V97L40 96ZM46 95H47V94H46ZM68 95H69V97L71 98V100H73V98H72L73 96H72V95L70 96V94H68ZM100 95H101V94H100ZM102 95H101V96H102ZM111 95L109 96L108 99L106 98L108 101H109V99H110L111 97L114 98V96H111ZM127 95H130V93H129V94L127 93ZM141 95L139 94L138 96H141ZM144 95H145V93H144ZM152 95H153V94H152ZM152 95H151V96H152ZM157 95H158V94H156V96H157ZM161 95H162V94H160V96H159V95H158V96H159V97H162ZM164 95H165V94H164ZM164 95H163V96H164ZM168 95H171V93H169ZM174 95H173V93H172V96H174ZM176 95H178V94H176ZM176 95H175V96H176ZM190 95H192V94H190ZM209 95H210V94H209ZM212 95H214V94L212 93ZM219 95H220V94H219ZM226 95H225V96H226ZM2 96H3V95H2ZM4 96H5V95H4ZM19 96H20V95H19ZM23 96H25V95H22V97H23ZM43 96H44V94H43ZM43 96H41V97H43ZM48 96H49V95H47L46 97L48 98ZM80 96H81L82 100H83L85 103L87 102L86 105H88V101H86V100L88 99V98H86L87 95H85V96L83 95L84 98H85L86 100L82 97V94H80ZM96 96H95V97H96ZM116 96H117V95H116ZM116 96H115V97H116ZM138 96L136 95V97H138ZM145 96H146V95H145ZM145 96H144V98H145ZM148 96H147V97H148ZM181 96H182L181 100H182V99H185V101H188L187 99L190 97V96H189V97H187V99H186V97H185L184 95H181ZM183 96H184V97H183ZM215 96H216V94H215ZM221 96H222V95H221ZM225 96H224V99H225ZM240 96H241V97H240ZM242 96H244V97H242ZM246 96H247V98L249 99V96H248V95H246ZM256 96H257V97H256ZM5 97H6V96H5ZM28 97H29V96H28ZM35 97H36V96H35ZM37 97H36V99H37ZM57 97H58V95L56 96V98H57ZM59 97H60V95H59ZM59 97H58V98H59ZM62 97H63V96H62ZM95 97H91V98H90L91 101H92ZM117 97L119 98V94H118ZM117 97H116V99L114 98L115 101L117 100ZM131 97H132V96H131ZM133 97H134V95H133ZM147 97H146V98H147ZM166 97H167V96H166ZM166 97H164V100H165ZM179 97H180V96H179ZM194 97H195V96L192 95V98H191V99H193ZM197 97H198V96H196V98H197ZM205 97H206V96H205ZM205 97L203 98V100H206V99H207V98L205 99ZM208 97H209V96H208ZM219 97H220V96H217L218 99H220ZM229 97H230V98H234V96H233V97H232V96H229ZM263 97H264V94H263ZM263 97H262V98H263ZM43 98H44V97H43ZM63 98H64V97H63ZM67 98H68V96H67ZM70 98H69V101L67 100L68 103H70ZM75 98H77V100H78V96H76V97L74 96V99H75ZM92 98H93V99H92ZM98 98H99L98 101L101 102V100H100L101 97L99 96ZM102 98H104V97H102ZM102 98H101V99H102ZM128 98H129V97H128ZM128 98H127V99H128ZM151 98H152V97H150V99H151ZM157 98H158V97H157ZM173 98L175 99L176 97H173ZM177 98H178V97H177ZM199 98L201 99V97H199ZM210 98H211V96H210ZM215 98H216V97H215ZM217 98H216V99H217ZM221 98H223V97H221ZM255 98L253 99V101L256 103L257 101H255ZM262 98H261V99H262ZM5 99H8V98L6 97ZM28 99H30V98H28ZM36 99L34 100V103L36 104V105L34 104L35 107L38 105L35 101H37V102L40 101V100H38V99L36 100ZM44 99H45V98H44ZM61 99H62V98H61ZM61 99H60V100H61ZM64 99H65V98H64ZM64 99H63V100H64ZM106 99H105V100H106ZM121 99H122V98H121V96H120V100L117 101V104H118V102H119V104H120ZM124 99H126V98L124 97ZM127 99H126L125 102L128 101ZM154 99H155V97H154ZM170 99H171V98H170ZM211 99H212V98H211ZM211 99H210V101H211ZM226 99H227V98H226ZM244 99H245V98H244ZM9 100H10V99H9ZM32 100H33V99H32ZM48 100H50V98H48ZM52 100H53V98H52ZM55 100H56V99H54V101H55ZM58 100H59V99H58ZM63 100H62V101H59V103H60V102H63ZM77 100H76V101H77ZM79 100H81V99H79ZM96 100H97V98H96ZM107 100H106V101H107ZM140 100H143V103H144L143 96H141V99H140ZM151 100H152V99H151ZM181 100H179V98H178V101H180V103H182ZM193 100H194V99H193ZM193 100H192V101H193ZM203 100H202V101H203ZM221 100H223V99H221ZM221 100H219L218 103H216V102H214V101H213L212 103H213V104H215V103L218 104V105H216V107L218 106L217 108L221 107L220 105L225 106L224 104H221V103H222ZM227 100H228V99H227ZM232 100H233V99H232ZM232 100H231V102L236 101V100H237V99H236V96H235L234 101H232ZM4 101H5V100L3 99V102H4ZM7 101H8V100H6L5 102H7ZM28 101H29V100H28ZM42 101H43V99H42ZM73 101H75V100H73ZM89 101H90V100H89ZM91 101H90V103L93 102V101H92V102H91ZM108 101H107V103H108ZM115 101H111V103H110V101H109V104H112V102H114L113 105L115 106V104H116ZM131 101H132V100L130 99L129 102H131ZM138 101H139V100H138ZM166 101H167V104H168V102H170L171 100L168 101V99H166ZM174 101L178 102L176 99H175ZM185 101H183V102H185ZM195 101H198V99L195 100ZM195 101H193V102H195ZM206 101L210 102V101H209V98H208ZM245 101H247V102H245ZM245 101H242V103H243V102H245V103H250L247 99H246ZM253 101H251V103H252ZM261 101H264V100H261ZM261 101H259V102H260V103H259L260 106H261L262 104H264V103H261ZM8 102H9V101H8ZM10 102H11V101H10ZM18 102H20V101H18ZM30 102L33 103L32 101H30ZM46 102H47V99H46ZM50 102H51V101H50ZM77 102H78V101H77ZM94 102H95V100H94ZM103 102H104V101H103ZM122 102H123V101H122ZM122 102H121V103H122ZM133 102H134V101H133ZM133 102H132V103H133ZM139 102H140V101H139ZM151 102H152V101H151ZM160 102H161V101L159 100V103H160ZM172 102H173V100H172ZM193 102L191 103V101H190L191 104H193ZM208 102H207V103H208ZM219 102H221L220 105H219ZM239 102H236V103H239ZM15 103H16V102H15ZM20 103H21V102H20ZM40 103H41V101L39 102V104H40ZM42 103H44V101H43ZM47 103L49 104V101H48ZM47 103H46V105H43V104H42V106H41L40 108L43 109V106H47ZM51 103H52V102H51ZM53 103H54V102H53ZM53 103H52V105H53ZM55 103H57V101H55ZM71 103H73V102H71ZM71 103H70V105L68 104L69 107H72L74 104L76 105V103H74V104H72V106H71ZM82 103H83V102H82ZM82 103H81V105H82ZM107 103H106V104H107ZM127 103H128V102H127ZM140 103H141V102H140ZM148 103H149V100H147V104H148ZM159 103H158V104H159ZM185 103H186V102H185ZM199 103H200V102H199ZM207 103L205 102L204 104H207ZM223 103H226V102L223 101ZM229 103H230V102H228V106H230ZM242 103H239V104L242 105ZM245 103H244V104H245ZM7 104H8V103H7ZM9 104H10V103H9ZM18 104H19V103H18ZM21 104H22V103H21ZM21 104H20V105H21ZM93 104L96 105V103H93ZM93 104H92V105H93ZM97 104H98V103H97ZM99 104H100V103H99ZM145 104H146V103H145ZM150 104H153V102L150 103ZM150 104H148V105H150ZM154 104H156V103H154ZM158 104H157V105H158ZM161 104H162V105H161ZM161 104H159V105H160V106H163V102H162ZM170 104H173V103H170ZM191 104H190V106H191V107H194L195 110H196L197 107H198L197 105H199L198 102L196 103L197 105H195V103H194L193 106H192ZM200 104H202V103H200ZM209 104H210V103H209ZM233 104H234V105H232V106H234V108H235V107L237 108L238 104H237V106H235V102H234ZM244 104H243V105H244ZM259 104H258V105H259ZM3 105H4V103H3ZM3 105H2V106H3ZM40 105H41V104H40ZM40 105H38V106H40ZM54 105H55V104H54ZM54 105H53V106H54ZM57 105H58V103H57ZM62 105H63V104H62ZM78 105H79V104H78ZM86 105H85V106H86ZM90 105H91V104H90ZM90 105H89V106H90ZM95 105H94L93 107H95ZM148 105H147V106H148ZM157 105H154V106L156 107ZM165 105H166V104H165ZM175 105H176V104H175ZM177 105H178V104H177ZM179 105H180V104H179ZM181 105H182V104H181ZM194 105H195V106H194ZM226 105H227V104H226ZM240 105H239V106H240ZM255 105H256V104H255ZM258 105H256V107H257ZM18 106H19V105H18ZM21 106L23 107V109L27 107V106H25V105H24L25 107H24L23 105H21ZM30 106H31V105H30ZM38 106H37V107H38ZM48 106H49V105H48ZM53 106L50 107V110H51L52 112H53V110L55 109V107H56L55 111H60L59 109H61V108H59V109L57 110V106H54V109L52 110ZM58 106H60V105H58ZM64 106L67 107L66 105H64ZM64 106H63V108H64ZM85 106H84V107H85ZM97 106H98V105H97ZM97 106H96V107H97ZM110 106H111V105H110ZM114 106H112V108H113ZM117 106H118V105H117ZM123 106H124V102H123ZM123 106L121 105V106H118V107H123ZM160 106H159V107H160ZM167 106L170 108L169 105H167ZM171 106H172V105H171ZM173 106H174V104H173ZM248 106H249V105H248ZM262 106L264 107V105H262ZM32 107H33V106H32ZM35 107H34V108H35ZM61 107H62V106H61ZM80 107H81V106H80ZM82 107H83V106H82ZM93 107H92V108H93ZM104 107H105V106H104ZM106 107H107V106H106ZM106 107H105V108H106ZM126 107H127V106H126ZM126 107H125V108H126ZM135 107H136V106H135ZM148 107H149V106H148ZM152 107H153V106H152ZM157 107H158V106H157ZM168 107H167V109H169ZM184 107H186V106H183V109H184ZM187 107H188V106H187ZM203 107H204V106H203ZM216 107H215V105H214V108H216ZM225 107H226V106H225ZM241 107H243V106H241ZM249 107H250V106H249ZM249 107H248V109H249ZM251 107H252V105H251ZM256 107H255V108H256ZM20 108H21V107H20ZM20 108H19V109H20ZM38 108H39V107H38ZM38 108H37V109H38ZM46 108H47V107H46ZM46 108L44 107L43 110H46ZM86 108H87V106H86ZM112 108H111V109H112ZM123 108H124V107H123ZM123 108H121L120 110H121V111L125 110V111H123V112H126V115H125L124 113H123V114H124L125 116H127V114H128V113H127V110H129V109H128V108H127V109H123ZM141 108H142V107H141ZM161 108H162V107H161ZM161 108H158V109L161 110ZM164 108H166V107H164ZM164 108H162V109H163L162 111H163V112H167V110L164 111ZM176 108H177V107H176ZM178 108H179V107H178ZM178 108H177V109H178ZM194 108H193V109H194ZM200 108H201V107L199 106V109H200ZM206 108H211V106H210V107H206ZM212 108H213V106H212ZM232 108H233V107H232ZM252 108H254V105H253ZM252 108H251V110H252ZM257 108H258V107H257ZM27 109H28V108H27ZM41 109H38V110H41ZM48 109H49V107H48ZM65 109H67V108H64V112H65ZM75 109H76V108H74V110H75ZM78 109H79V106L77 107V110H78ZM87 109H88V108H87ZM106 109H108V110H106ZM106 109H105V111H103V112H105L106 114H108V115H106V116H110L109 112H113V111H115V110H113L114 108L112 109L113 111H111V110L109 111L110 107H109V108L107 107ZM118 109H119V108H118ZM142 109H143V108H142ZM142 109H141V110H142ZM153 109H156V108H153ZM153 109H152V110H153ZM177 109H176V110H177ZM188 109H189V108H188ZM220 109H222V108H220ZM220 109L217 110V114H215V115H218V114L220 113V112H219ZM227 109H228V108H227ZM244 109H245V108H244ZM4 110H5V108H4ZM4 110H3V111H4ZM20 110L22 111V109H20ZM35 110H36V109H35ZM35 110H34V112H36ZM70 110H71V109H70ZM74 110H73V111H74ZM84 110H85V109H84ZM90 110H91V109H90ZM92 110H93V109H92ZM99 110H100V107H99ZM120 110H118V111H120ZM185 110H186V109H185ZM185 110H184V111H185ZM203 110H205V107H204ZM207 110H208V109H207ZM214 110H216V109H214ZM222 110H223V109H222ZM256 110H257V109H256ZM258 110H259V108H258ZM262 110H263V109H262ZM262 110H261V112H264V111H262ZM3 111L0 112V113H3ZM55 111H54L53 113H55ZM79 111H81V110H79ZM85 111H86V110H85ZM88 111H89V110H88ZM100 111H101V110H100ZM107 111H109V112H107ZM116 111H117V109H116ZM118 111H117V112H118ZM121 111H120V112H121ZM135 111H137V110H135ZM138 111H139V110H138ZM146 111H147V109H146ZM148 111H149V110H148ZM150 111H151V110H150ZM157 111H158V110H157ZM162 111H161V112H162ZM169 111L171 112L170 109H169ZM172 111L174 112V109H173V108H172ZM179 111H180V109H178V112H179ZM188 111H190V110H188ZM193 111H194V110H193ZM193 111H192L191 113H194V114H195V111H194V112H193ZM197 111H198V110H197ZM200 111H201V110H200ZM208 111H209V110H208ZM208 111H204V112H207V113H208ZM211 111H212V113H213V109H210L209 112H211ZM225 111H226V109H225ZM232 111H233V110H232ZM238 111H239V110H238ZM5 112H6V111H4V113H3L4 116H5ZM28 112H29V111H28ZM42 112H43V111H42ZM42 112H41V114H42ZM49 112H50V111H49ZM61 112H62L61 114H63V111H62V110H61ZM66 112H68V111H66ZM66 112H65V113H66ZM69 112H70V117H71V115H73V114L71 113L72 111H69ZM92 112H93V111H92ZM120 112H119V113H120ZM128 112H129V111H128ZM154 112H155V114L158 113V112H156V111H153L152 113H154ZM159 112H160V111H159ZM175 112H176V111H175ZM175 112H174V113H175ZM201 112H202V113H201ZM201 112H200L201 115L204 114L203 111H201ZM214 112H215V111H214ZM218 112H219V113H218ZM223 112H224V111H223ZM226 112H227V111H226ZM228 112H229V111H228ZM228 112H227V113H228ZM236 112H237V110H236ZM249 112H250V111H249ZM254 112H255V111H254ZM19 113H20V111H19ZM24 113L26 114V111H24ZM74 113H75V112H74ZM76 113H77V112H76ZM86 113H87V112H86ZM90 113H91V111H90ZM132 113H133V112H132ZM176 113H177V112H176ZM182 113H184L183 110H182ZM207 113H206V114H207ZM229 113H231V111H230ZM229 113H228V114H229ZM25 114H24V116H25ZM30 114H31V112H30ZM55 114H57V112H56ZM67 114H68V113H66V115H64V116H68ZM79 114H80V113H77L76 115L80 116ZM88 114H89V113H88ZM92 114H94V113H92ZM96 114H98V113L96 112ZM96 114H95V115H96ZM120 114H121V113H120ZM120 114H118V115H120ZM123 114L121 115V117L123 116ZM130 114H131V113H130ZM134 114H135V113H134ZM141 114H142V113H141ZM147 114H148V112H147ZM149 114L151 115V113H149ZM155 114H154V115H155ZM160 114H161V113H160ZM187 114H189V113L187 112ZM187 114H186V115H187ZM221 114H222V112H221ZM221 114H219L220 117H221ZM248 114H249V113H248ZM248 114L246 115L247 117H248ZM260 114H261V113H260ZM1 115H2V114H1ZM1 115H0V116H1ZM9 115L11 116V114H9ZM20 115H21V113H20ZM48 115H49V114H48ZM48 115H47V117H48ZM51 115H52V114L50 113V117H51ZM53 115H54V114H53ZM57 115H58V114H57ZM59 115H60V114H59ZM59 115H58V117H60ZM76 115H75V116H76ZM81 115H82V112H81ZM98 115L100 116V114H98ZM98 115H97V116H98ZM103 115H105V114L103 113ZM112 115H113V113H112ZM112 115H111V116H112ZM137 115H138V112H137ZM142 115H145V114H142ZM142 115H139V116H137V117L140 118V116H142ZM156 115H159V114H156ZM184 115H185V113H184ZM190 115H191V114H189L188 116L191 118ZM197 115H198V114H197ZM201 115H200V116H201ZM224 115H225V117H227V116H226L227 114H223V116H224ZM231 115H233V114H231ZM262 115H264V114L262 113ZM4 116H1V117L4 118ZM22 116H23V115H22ZM22 116H21V117H22ZM28 116H29V115H28ZM30 116H32V115H30ZM40 116H41V115H40ZM55 116H56V115H55ZM75 116H74V117H75ZM85 116H86V115H85ZM85 116H84V117H85ZM97 116H96V117H97ZM175 116H176V115H175ZM192 116H193V115H192ZM195 116H196V115H195ZM209 116L212 117L211 114H209ZM209 116H208V117L206 116L207 119L209 118ZM223 116H222V117H223ZM243 116L245 117V115H243ZM259 116H260V115H259ZM19 117H20V116H19ZM37 117H38V115H37ZM42 117H43V116H42ZM47 117H46V119H47ZM50 117H48V118H50ZM53 117H54V116H53ZM56 117H57V116H56ZM84 117H83V118H84ZM87 117H90V114H89V116H87ZM87 117H85V120H86V121H87V119H86ZM91 117H92V115H91ZM100 117H101V116H100ZM100 117H99V118L97 117L98 120L95 119V120H96V124H97V121H100V120H99ZM133 117H134V116L132 115L131 118L134 119ZM135 117H136V116H135ZM142 117H143V116H142ZM142 117H141V119L143 120ZM145 117H146V116H145ZM147 117H148V116H147ZM152 117H154V116L152 115ZM155 117H156V116H155ZM180 117H181V115H180ZM184 117H185V116H184ZM213 117H215V116H213ZM213 117H212V118H213ZM218 117H219V116H218ZM230 117H231V116H229V119H230ZM250 117H251V116H250ZM252 117H253V116H252ZM252 117H251V118H252ZM262 117H263V116H262ZM28 118H31V117H28ZM38 118H39V117H38ZM54 118H55V117H54ZM60 118H61V117H60ZM78 118H79V117H78ZM83 118H81V119L83 120L82 122H85ZM110 118H111V117H110ZM115 118H116V117H115ZM124 118H125V117H123V119H124ZM126 118H127V117H126ZM157 118H158V117H157ZM157 118H155V120H156ZM166 118H167V117H166ZM168 118H169V117H168ZM193 118H194V117H193ZM212 118H211V121L213 120ZM253 118H255V117H253ZM263 118H264V117H263ZM23 119H24V118H23ZM26 119H27V118H26ZM32 119H33V118H32ZM42 119H43V118H41V119L39 118L38 120H40V122H41ZM46 119H45V120H46ZM63 119H64V118H63ZM72 119H73V118H72ZM74 119H75V118H74ZM74 119H73V120H74ZM81 119H80V120H81ZM88 119H89V118H88ZM91 119H94V118L92 117ZM101 119H102V118H101ZM106 119H107V118H106ZM116 119H118V118H116ZM127 119H128V121H129V117H128ZM127 119H126V120H127ZM137 119H138V118H137ZM144 119H146V118H144ZM199 119H201V118L198 117V120H199ZM202 119H203V122H205V121H204V118H202ZM207 119H206V124H207V122H208ZM209 119H210V118H209ZM217 119H218V118H217ZM221 119H222V118H221ZM225 119H227V118H225ZM257 119L259 120V118H257ZM6 120H7V119H6ZM34 120H36V119H34ZM66 120H67V118H66ZM69 120H70L71 122H73V120H71L70 118H69ZM76 120H77V118H76ZM76 120H75V121H76ZM95 120H94V121H95ZM121 120H122V118H121ZM121 120H120V121H121ZM126 120H125V119L122 120L123 123H124V121H125V123H126V122H127ZM130 120H131V119H130ZM134 120H135V119H134ZM134 120L131 121V122H134ZM142 120H140V121H142ZM147 120H148V118H147ZM150 120H151V119H150ZM191 120H192V118H191ZM191 120H190V121H191ZM196 120H197V119H196V117H195V122H196ZM214 120H215V119H214ZM214 120H213V121H214ZM219 120H220V119H218L217 122H218ZM230 120H231V119H230ZM230 120H224V121H230ZM245 120H246V119H245ZM249 120H250V119H248V121H249ZM21 121H23V120H21ZM30 121H31V120H30ZM43 121H44V120H43ZM47 121H49V120H47ZM51 121H52V120H51ZM58 121H59V120H58ZM58 121L55 120V123L58 122ZM60 121H62V120H60ZM70 121H69V122L66 121V122L70 124ZM91 121H92V120H91ZM118 121H119V119H118ZM118 121H117V122H118ZM122 121H121L120 123H122ZM136 121H137V120H136ZM138 121H139V120H138ZM138 121H137V122H138ZM140 121H139L138 123H137V122H134V123H135V124L137 123V125L139 124V125L137 126V127H139V128H140V127L145 128V123H146V122H145L144 124L141 123V124H143L144 126H140ZM157 121H158V120H157ZM179 121H180V120H179ZM182 121H183V120H181L180 122H182ZM190 121H189V123H188L187 121L184 120L185 124H186V122H187V123L190 124V126H191ZM211 121H209V122H211ZM224 121H221V120H220V122H218V123L224 125V124L222 123V122H224ZM231 121H233V120H231ZM248 121H247V122H248ZM4 122H5V120H4ZM25 122H26V120H25ZM37 122H38V121H37ZM64 122H65V121H64ZM80 122H81V121H80ZM87 122L89 123V121H87ZM103 122H105V121H103ZM143 122H144V120H143ZM147 122H149V121H147ZM184 122H182V124H183ZM209 122H208V125L210 126L211 124H210ZM217 122H213L212 124L217 123ZM237 122H238V121H237ZM237 122L235 121V123H237ZM253 122H254V121H253ZM259 122H260V121H259ZM259 122H258V124H259ZM263 122H264V121H263ZM5 123H6V122H5ZM35 123H36V122H35ZM38 123H39V122H38ZM49 123H50V121H49ZM49 123H48V124H49ZM52 123H54V122H52ZM110 123H111V122H110ZM115 123H116V122H114V124H115ZM120 123H119L118 125H120ZM123 123L120 125V127L123 125ZM128 123H129V124H128ZM128 123H127L128 125H127V124H126V125H127L128 127H129V125H130L131 128H129V129H132L133 126H131L130 121H129ZM149 123H150V122H149ZM149 123H147V124H149ZM153 123H154V122H153ZM162 123H163V121L161 122V124H162ZM199 123H200V121H199ZM199 123H198V124H199ZM226 123H228V122H226ZM226 123H225V125H226ZM230 123H231V122H230ZM235 123H234V125H235ZM248 123H249V122H248ZM260 123H262V122H260ZM17 124H20V123H17ZM27 124H28V123H27ZM39 124H40V125H39V128H40L41 125H43V124H41V123H39ZM82 124H83V123H82ZM90 124H92V123L90 122ZM93 124H95V123H93ZM99 124H100V123H99ZM101 124H103L102 121H101ZM105 124H106V123H105ZM150 124H152V123H150ZM174 124H175V123H174ZM182 124H181V125H182ZM185 124H184V125H185ZM188 124H187V125H188ZM196 124H197V123H196ZM196 124H195V125H196ZM198 124H197V126H198ZM202 124H203V123H202ZM206 124L204 123V125H206ZM232 124H233V122H232ZM249 124H250V123H249ZM249 124H248V125L246 124V125L249 126ZM251 124L253 125L252 121H251ZM263 124H264V123H263ZM2 125H6V124H2ZM9 125H10V124H9ZM24 125H25V124H24ZM24 125H22V126H24ZM30 125H31V124H30ZM30 125H29V126H30ZM44 125H46L45 122H44ZM74 125H76V124H74ZM79 125H80V124H79ZM107 125H108V124H107ZM109 125H110V124H109ZM109 125H108V126H109ZM132 125H133V123H132ZM152 125L154 126V128L156 127L154 124H152ZM187 125H186V127H187ZM222 125H221V126H222ZM225 125H224V126H225ZM242 125H243V124L241 123V126H242ZM252 125H251V128H252ZM255 125H256V124H255ZM10 126H11V125H10ZM47 126L49 127L50 125H47ZM54 126L57 127V125H54ZM72 126H73V125H72ZM87 126H88V125H87ZM87 126H86V127H87ZM89 126H90V125H89ZM93 126H94V125H93ZM93 126H91L90 128H92ZM102 126H103V125H102ZM108 126H107V127H108ZM124 126H125V124H124ZM124 126H122V127L124 128ZM146 126H147V125H146ZM174 126H175V125H174ZM188 126H189V125H188ZM197 126H196V127H197ZM200 126H202L201 123H200ZM215 126H216V125H215ZM217 126H220V125H217ZM232 126H233V125H232ZM0 127H1V123H0ZM11 127H12V126H11ZM26 127H27V125H26ZM26 127H25V128H26ZM58 127H59V126H58ZM107 127H106V125H105L104 128H107ZM137 127H136V128H137ZM149 127H150V126H149ZM151 127H152V126H151ZM151 127H150V128H151ZM193 127H194V126H193ZM237 127H238V126H237ZM263 127H264V125H263ZM263 127L261 126L262 129H261V128H260V129H261V130H264ZM8 128H9V127H8ZM21 128H22V127H21ZM25 128H22V129L26 130L27 128H26V129H25ZM28 128H29V127H28ZM34 128H36V127H34ZM51 128H52V127H51ZM53 128H54V127H53ZM53 128H52V129H53ZM83 128H84V127H83ZM87 128H88V127H87ZM96 128H97V126H96ZM104 128H103V129H104ZM108 128H109V127H108ZM112 128H113V131L119 129V128L116 129V127H115V129H114L113 126H112ZM112 128H111V129H112ZM133 128H134V127H133ZM136 128H135V129H136ZM147 128H148V127H147ZM160 128H161V127H160ZM172 128H173V127H172ZM176 128H177V127H176ZM201 128H203V127H201ZM204 128H205V127H204ZM204 128H203V129H204ZM207 128H208V126H206V130H208ZM215 128H216V127H215ZM222 128H223V127H222ZM242 128H244V127H242ZM242 128H241V129H242ZM248 128H249V127H248ZM0 129H1V128H0ZM12 129H13V128H12ZM32 129H33V128H32ZM40 129H41V128H40ZM43 129H46V128L44 127ZM52 129H51V130H52ZM59 129H60V128H59ZM74 129H75V127H74ZM74 129H73V127H72V130H74ZM78 129H80V128H77V129L74 130V131H75V132H78V131H79ZM99 129H100V128H99ZM145 129H146V128H145ZM145 129H144V130H145ZM151 129H152V128H151ZM156 129H157V128L152 129V130L154 131V130H156ZM165 129H167V128H165ZM181 129H183V126H182V128H181V126H180V130H181ZM187 129H189V128H187ZM190 129H191V128H190ZM196 129H197V128H196ZM209 129H210V128H209ZM211 129H214V128H211ZM225 129H226V127H225ZM225 129H224V130H225ZM241 129H240V130H241ZM256 129H257V127H256ZM34 130H35V129H33L32 131L34 132ZM48 130H49V129H48ZM48 130H47V131H48ZM54 130H55V128H54ZM60 130H61V129H60ZM64 130H65V129H64ZM69 130H70V129H68V131H69ZM80 130H81V129H80ZM84 130H85V129H84ZM92 130H93V128H92ZM92 130H91V131H92ZM100 130H101V129H100ZM107 130H108V129H107ZM107 130L105 129V131H107ZM119 130H120V129H119ZM127 130H128V128H127ZM132 130H133V129H132ZM136 130H137V129H136ZM136 130H134V131L136 132ZM141 130H142V129H141ZM146 130H147V129H146ZM149 130H150V129H148V131H149ZM184 130H186V129H184ZM191 130H192V131H191V133H192V132H193V129H191ZM194 130H195V128H194ZM201 130H202V129H201ZM204 130H205V129H204ZM204 130H203V131H204ZM227 130H228V129H227ZM229 130H230V129H229ZM257 130H259V128H258ZM257 130H256V131H257ZM1 131H2V130H1ZM10 131H11V130H10ZM26 131H27V130H26ZM38 131H39V129H38ZM65 131H66V130H65ZM65 131H64V132H65ZM68 131H67V132H68ZM74 131H73V132H74ZM85 131H86V130H85ZM85 131H84V132H85ZM91 131H90V132H91ZM96 131H98V130H96ZM96 131H95V129H94V134H95ZM128 131H129V130H128ZM139 131H140V130H139ZM142 131H143V130H142ZM150 131H151V130H150ZM150 131H149V132H150ZM171 131H172V130H171ZM173 131H174V130H173ZM173 131H172V132H173ZM182 131H183V130H182ZM187 131H189V130H187ZM187 131H186V132H187ZM203 131H202V132H203ZM230 131H231V130H230ZM232 131H233V130H232ZM234 131H235V130H234ZM234 131H233V132H234ZM241 131H242V130H241ZM241 131H240V132H241ZM245 131H247V130H245ZM11 132H12V131H11ZM11 132H9V133L11 134ZM13 132H14V134H15V131H13ZM56 132H57V130H56ZM82 132H83V131H82ZM84 132H83V133H84ZM86 132H89V131H86ZM86 132H85V133H86ZM103 132H104V130H103ZM109 132H110V129H109V131H108L107 133L109 134ZM130 132H131V131H130ZM155 132H156V134H157L159 131H155ZM195 132H196V130H195ZM195 132H194V133H195ZM209 132H210V131H209ZM219 132H222V131H220V128H219ZM226 132H227V131H226ZM249 132H252V131L249 130ZM253 132H254V129H253ZM253 132L251 133L252 135H253ZM257 132H258V131H257ZM260 132H262V131H259V133H260ZM1 133H3V132H1ZM35 133H37V132L35 131L34 134H35ZM59 133L61 134V131H59ZM78 133H79V132H78ZM83 133H82V135H83ZM85 133H84V134H85ZM107 133H106V134H107ZM112 133H113V132H111V134H112ZM116 133H117V132H116ZM122 133H123V132H122ZM128 133H129V132H127V134H128ZM143 133H144V132H143ZM175 133L177 134V132H175ZM205 133H206V132H205ZM205 133H202V134L200 133V134L203 136ZM212 133H213V131H212ZM223 133H225V131H223ZM241 133H242V132H241ZM3 134H4V133H3ZM3 134H2V135H3ZM39 134H40V133H39ZM60 134H58V135H60ZM91 134H92V132H91ZM94 134H93V135H94ZM101 134H102V133H100L99 135H101ZM106 134L104 133V135H106ZM111 134H110V135H111ZM114 134H115V132H114ZM118 134H119V133H118ZM120 134H121V133H120ZM129 134H130V133H129ZM129 134H128V135H129ZM135 134H136V133H135ZM135 134H134V135L132 134V135L135 136ZM138 134H139V133H138ZM141 134H142V133H141ZM144 134H145V133H144ZM146 134H149V133L146 132ZM150 134H152V133H150ZM150 134H149V135H150ZM154 134H155V133H154ZM154 134H153V135H154ZM195 134H196V133H195ZM208 134H209V133H208ZM225 134H227V133H225ZM229 134H231V133H229V131H228V135H229ZM233 134L236 135L235 133H233ZM233 134H232V136H233ZM237 134H238V133H237ZM246 134H248V133H246ZM249 134H250V133H249ZM5 135H6V131H5ZM31 135H33L32 132H31ZM31 135H29V136L32 137ZM42 135H43V134H42ZM47 135H49V134H47ZM47 135H46V136H47ZM62 135H63V134H62ZM64 135H65V133H64ZM70 135H71V134H70ZM79 135H80V134H78V136H79ZM82 135H81V136H82ZM85 135H86V134H85ZM99 135H98V136H99ZM110 135H109L108 138H110V137L112 138V137H113V136H110ZM116 135H117V134H116ZM125 135H126V134H125ZM130 135H131V134H130ZM132 135H131V136H132ZM158 135H159V134H158ZM163 135H164V134H163ZM172 135H173V134H172ZM180 135L182 136V133H180ZM184 135H185V133H184ZM189 135H190V134H189ZM197 135H199V133H197ZM213 135H214V134H213ZM213 135H212V136H213ZM254 135H257V134H254ZM259 135H262V133H260ZM0 136H1V135H0ZM3 136H4V135H3ZM6 136H7V135H6ZM17 136H19V135H17ZM49 136H50V135H49ZM56 136H57V135H56ZM67 136H68V135H67ZM96 136H97V135H96ZM114 136H115V135H114ZM144 136H147V137H148V135H144ZM181 136H179V138H180ZM205 136H206V135H205ZM214 136H215V135H214ZM214 136H213V137H214ZM222 136H223V134H222ZM242 136L244 137L245 134L242 135ZM247 136L249 137V135H247ZM262 136H263V135H262ZM1 137H2V136H1ZM1 137H0V138H1ZM27 137H28V136H27ZM33 137H34V136H33ZM52 137H53V136H52ZM74 137H75V136H74ZM99 137H100V136H99ZM126 137H127V135H126ZM128 137H129V136H128ZM128 137L125 138L124 136H123V137L120 136V139L123 138L124 140H126V139H129ZM136 137H137V136H136ZM142 137H143V136H142ZM150 137H152V135L149 136L148 139H150ZM157 137H158V136L155 137L156 140L161 139V140H160V143L162 144V142H161V141H162V138H161V137H160V138L158 137L159 139H157ZM174 137H178V136H174ZM182 137H183V136H182ZM193 137H194V136H193ZM197 137H198V136H197ZM210 137H211V136H210ZM213 137H212V138H213ZM233 137H234V136H233ZM237 137H238V135H237ZM237 137H236V138H237ZM250 137H251V136H250ZM253 137H254V136H253ZM39 138H42V137H39ZM39 138H38V141H39ZM47 138H48V137H47ZM56 138H57V137H56ZM83 138H84V136H83ZM89 138H90V137H89ZM94 138H95V137H94ZM102 138H103V137H102ZM113 138H114V137H113ZM130 138H131V137H130ZM133 138H134V137H133ZM137 138H138V137H137ZM152 138H153V137H152ZM163 138H165V136H164ZM169 138H172V137H169ZM200 138H201V137H200ZM203 138H204V137H203ZM208 138H209V136H208ZM212 138H211V139H212ZM219 138H220V137H218V139H219ZM225 138H226V137H225ZM225 138H224V139H225ZM245 138H246V136H245ZM16 139H17V138H16ZM28 139H29V137H28ZM48 139H50V138H48ZM60 139H61V138H60ZM73 139H74V138H73ZM100 139H101V138H100ZM106 139H107V138H105V140H106ZM115 139H116V141L118 142V140H119L118 137L115 136ZM115 139H113V141H115ZM117 139H118V140H117ZM123 139H122V141H124ZM174 139H176V138H173L172 140H174ZM184 139H185V137L183 138V141H184ZM227 139H228V138H227ZM239 139H240V138H239ZM239 139H237V140H239ZM241 139L244 140V138H241ZM249 139H250V138H249ZM258 139H260V138H258ZM56 140H57V139H56ZM58 140H59V139H58ZM76 140H77V139H76ZM102 140H104V139H102ZM105 140H104L103 142H106V143L108 142L107 144L110 145V143H109V141H108L109 139H108L107 141H105ZM139 140H141V139H139ZM146 140H147V139H146ZM150 140H151V139H150ZM150 140H149V141H150ZM152 140H154V139H152ZM170 140H171V139H170ZM172 140H171V141H172ZM204 140H205V139H204ZM219 140H221V138H220ZM219 140H217V141H219ZM222 140H223V139H222ZM222 140H221V141H222ZM253 140L255 141V139H253ZM256 140H257V139H256ZM260 140H261V139H260ZM263 140H264V139H263ZM263 140H262V141H263ZM31 141H32V139H31ZM46 141L48 142V140H46ZM73 141H74V140H73ZM81 141H82V140H81ZM96 141L98 142L99 139H98V140L96 139ZM100 141H101V140H100ZM110 141H111V139H110ZM113 141H111V143H112L111 145H114ZM119 141H120V140H119ZM133 141H134V140H132V141H130V142H133ZM149 141L147 140V142H149ZM171 141H170V143H171ZM176 141H177V139H176ZM179 141H181V140H179ZM185 141H187V140L185 139ZM201 141H202V140H201ZM229 141H230V140H229ZM233 141H234V140H233ZM235 141H236V140H235ZM245 141H247V140H244V142H245ZM248 141H249V140H248ZM257 141H258V140H257ZM262 141H261V142H262ZM4 142H5V140H4ZM11 142H12V141H11ZM15 142H16V140H15ZM24 142H25V141H24ZM36 142H37V141H36ZM47 142H46L45 146H47ZM50 142H51V141H50ZM50 142H49V143H50ZM61 142H62V141H61ZM61 142H60V143H61ZM71 142H72V141H71ZM77 142H78V141H77ZM93 142H94V140H93ZM97 142H96V143H97ZM103 142H102L101 145L104 144ZM117 142H116V143H117ZM126 142L128 143V140H127ZM150 142H151V141H150ZM167 142H168V138H167ZM203 142H204V141H203ZM203 142H201V143H203ZM208 142H210V141H208ZM236 142H237V141H236ZM240 142H241V141H240ZM240 142H239V143H240ZM258 142H259V141H258ZM13 143H14V142H13ZM13 143H12V144H13ZM41 143H42V142H41ZM80 143H81V142H80ZM90 143H91V142H90V139H89V145H88V144H87V145L90 146ZM94 143H95V142H94ZM94 143H92V144H94ZM96 143H95V144H96ZM116 143H115L114 146H117ZM154 143H155V140H154ZM157 143H158V142H157ZM157 143H156V144H157ZM174 143H175V142H174ZM178 143H179V142H178ZM184 143H185V142H184ZM188 143H189V142H187V144H188ZM204 143H205V142H204ZM210 143H211V142H210ZM219 143H220V141H219ZM219 143H218V145H219ZM245 143H247V142H245ZM248 143H249V142H248ZM259 143H260V142H259ZM262 143H263V142H262ZM21 144H22V143H21ZM28 144H29V143H28ZM98 144H99V142H98ZM119 144H120V143H119ZM124 144H125V143H124ZM124 144H123V146H124ZM131 144H132V143H131ZM138 144H139V143H138ZM158 144H159V143H158ZM167 144H168V143H167ZM176 144H177V143H176ZM179 144H180V143H179ZM199 144H200V143H199ZM199 144H198V145H199ZM207 144H208V143H207ZM222 144H223V143H222ZM224 144H225V143H224ZM226 144H227V143H226ZM250 144L253 146V145L256 144V142H255V144H254V143L252 144V139H251V143H249L248 145L250 146ZM3 145H4V143H3ZM37 145H38V143H37ZM73 145H74V144H73ZM78 145H79V144H78ZM87 145H85V146H87ZM99 145H100V144H99ZM99 145H97V146H99ZM111 145H110V146H111ZM125 145H126V144H125ZM148 145H150V143H149ZM164 145H166V144L164 143ZM168 145H169V144H168ZM171 145H172V144H171ZM182 145L185 147L186 144H182ZM204 145H205V144H204ZM239 145H240V144H239ZM40 146H41V145H40ZM40 146H39V147H40ZM67 146H68V145H67ZM70 146L72 147V145H70ZM91 146H92V145H91ZM95 146H96V145H95ZM104 146H105V145H104ZM129 146H130V144H129ZM129 146H128V149H127V150L129 151V149L132 148V149H133V150H131L132 152H130V151H129V152H130L131 154H134V157H135V156H136V155H135L136 151H135V153H133V151L136 150V149H134V148L131 147V146H130V148H129ZM132 146H133V144H132ZM138 146H139V145H138ZM141 146H142V145H141ZM151 146H152V145H151ZM173 146H175V145H173ZM205 146H206V145H205ZM214 146H215V145H214ZM231 146H232V145H231ZM240 146H241V145H240ZM256 146H261V147H262L261 144H260V145L257 144ZM22 147H23V146H22ZM33 147H34V146H33ZM39 147H38V148H39ZM83 147H84V146H83ZM83 147H80V148H81V153L83 152L82 149H83L84 152H85V149H84V148H86V147H84V148H83ZM112 147H113V146H112ZM153 147L156 148L155 145H154ZM157 147H158V149L161 148L160 146H157ZM164 147H165V146H163V148H164ZM166 147H167V146H166ZM175 147L177 148L178 146L176 145ZM179 147H180V146H179ZM179 147H178V149H179ZM190 147L192 148L191 144H190ZM194 147H195V146H194ZM198 147H199V146H198ZM200 147H201V144H200ZM212 147H213V146H212ZM215 147H216V146H215ZM217 147H218V146H217ZM217 147H216V148H217ZM237 147H238V146H237ZM246 147L249 148V147L247 146V144H246ZM19 148H21V147H19ZM23 148H24V147H23ZM29 148H30V147H29ZM31 148H32V147H31ZM42 148H43V147H42ZM78 148H79V147H78ZM78 148H77V149H78ZM146 148H147V147H146ZM146 148H145V149H146ZM149 148H150V147H149ZM181 148H182V147H181ZM220 148H221V146H220ZM233 148H235L234 145H233ZM257 148H258V147H257ZM262 148H263V147H262ZM17 149H18V148H17ZM17 149H16V150H17ZM32 149H33V148H32ZM87 149H88V148H87ZM87 149H86V150H87ZM94 149H95V147H94ZM111 149H112V148H111ZM113 149H115V147H114ZM117 149H118V148H116V150H117ZM120 149H121V148H120ZM120 149H119V150H120ZM152 149H154V148H152ZM152 149H151V150H152ZM170 149H171V148H170ZM170 149L168 148V151H170ZM172 149H174V148H172ZM182 149H183V148H182ZM185 149H187V148L185 147ZM185 149H184V150H185ZM199 149H200V148H199ZM221 149H222V148H221ZM223 149H224V148H223ZM226 149H229V148H225V150H226ZM238 149L241 150V148H238ZM242 149H243V148H242ZM250 149H251V148H250ZM34 150H35V149H34ZM78 150H79V149H78ZM78 150H77V151H78ZM89 150H90V149H89ZM91 150H93V149H91ZM122 150H123V149H121V151H122ZM124 150H125V147H124ZM124 150H123V151H124ZM149 150H150V149H149ZM180 150H181V149H180ZM209 150H210V148H209ZM212 150H213V149H211V151H212ZM247 150H248V149H247ZM254 150H256V149H254ZM254 150H253V147H252V150H251V151H254ZM260 150H261V148H260ZM263 150H264V149H263ZM36 151H37V150H36ZM69 151H70V150H69ZM71 151H72V150H71ZM73 151H74V150H73ZM73 151H72V152H73ZM77 151H76V152H77ZM100 151H101V149H100ZM112 151H113V150H112ZM114 151H115V150H114ZM146 151H147V150H146ZM152 151H153V150H152ZM154 151H155V149H154ZM154 151H153V154H152V155H155V154H154ZM158 151H159V150H158ZM158 151L156 150L157 153H158ZM175 151H177V150H175ZM198 151H199V150H198ZM198 151H196V153H198ZM207 151H208V150H207ZM211 151H209L210 154H211ZM213 151H214V150H213ZM231 151H232V149H231ZM65 152H66V151H65ZM72 152H71V153H72ZM86 152H88V151H86ZM91 152H92V151H91ZM105 152H106V151H105ZM117 152H118V151H117ZM172 152H173V151H172ZM189 152H190V151H189ZM203 152H204V151H203ZM209 152H208V153H209ZM235 152H236V150H235ZM245 152H246V151H245ZM245 152H244V153H245ZM249 152H250V151H248V153H249ZM256 152H257V150H256ZM14 153H15V152H14ZM14 153H12V154H14ZM25 153H26V152H25ZM32 153H33V152H32ZM62 153H63V152H62ZM74 153H75V151H74ZM74 153H72V154L76 156V153H75V154H74ZM77 153H80V150H79V152H77ZM95 153H96V152H95ZM95 153H94V154H95ZM98 153L101 154V152H98ZM111 153H112V152H110L109 155H110ZM119 153H120V152H119ZM119 153H118V154H119ZM121 153H122V152H121ZM121 153H120V154H121ZM127 153H128V152H127ZM127 153H125V154H127ZM130 153H129V154H130ZM147 153H148V152H147ZM173 153H174V152H173ZM173 153H172V157H171V158H172V161H173L174 156H176V155L173 156ZM176 153H177V152H176ZM180 153H181V152H180ZM184 153H185V152H184ZM190 153H191V152H190ZM223 153H225V152L222 150V154H223ZM226 153H227V155H228V154H229V150H228ZM233 153H234V151H233ZM240 153H242V152H240ZM246 153H247V152H246ZM251 153H252V156H254L253 154H255V153H253V152H251ZM66 154H67V152H66ZM66 154H65V155H66ZM69 154H70V152H69ZM69 154H68V155H69ZM83 154L85 155L86 153H83ZM92 154H93V153H92ZM105 154H106V153H105ZM105 154H104V155H105ZM123 154H124V152H123ZM129 154H128V155H129ZM139 154H140V153H139ZM148 154H149V153H148ZM148 154H145V155H148ZM160 154H161V153H160ZM160 154H158V155H160ZM198 154H199V153H198ZM200 154H201V153H200ZM200 154H199V157H203V156L206 155L207 153L205 152V154H204L203 156H200ZM210 154H209V157H212V155L210 156ZM212 154H213V152H212ZM214 154H216V153H214ZM217 154H218V152H217ZM222 154H221V155H222ZM236 154H237V152H236ZM242 154H243V153H242ZM258 154H259V153H258ZM260 154H261V153H260ZM8 155L10 156L11 154H8ZM57 155H58V154H57ZM59 155H60V154H59ZM78 155H79V154H78ZM102 155H103V154H102ZM104 155H103V156H104ZM112 155H113V154H112ZM161 155H162V154H161ZM161 155H160V156H161ZM189 155H191V154H189ZM194 155H195V154H194ZM218 155H220V154H218ZM221 155H220V157H222ZM231 155H232V154H231ZM234 155H235V154H234ZM238 155H239V154H238ZM238 155H236V156H238ZM86 156H88V155H86ZM98 156H100V155H98ZM118 156H119V155H118ZM160 156H159V157H160ZM177 156H179V154H178ZM196 156H197V154H196ZM196 156H194V157H195V159H196L195 161H196V163H197V161H198V160H201V158L197 160ZM225 156H226V155H225ZM240 156H241V155H240ZM256 156H257V154H256ZM17 157H18V155H17ZM59 157L62 158L63 156H59ZM65 157H67V156H65ZM70 157H71V155H70ZM73 157H74V156H72L71 158H73ZM80 157H83V156H80ZM90 157H91V156H90ZM94 157H95V156H94ZM104 157H105V156H104ZM108 157H111V156H108ZM130 157H131V156H130ZM136 157H137V156H136ZM168 157H169V155H168ZM179 157H180V156H179ZM179 157H178V158H179ZM197 157H198V156H197ZM199 157H198V158H199ZM67 158H68V157H67ZM71 158H70V159H71ZM78 158H79V157H78ZM95 158H96V157H95ZM120 158H121V155H120ZM123 158H124V157H123ZM125 158H126V157H125ZM125 158H124V160H125ZM132 158H133V157H132ZM146 158L148 159V156H146ZM152 158H153V157H152ZM166 158H167V157H166ZM171 158H169V159H171ZM216 158H218V157L216 156ZM223 158H224V155H223ZM229 158L231 159V157H229ZM233 158H234V157H233ZM242 158H243V157H242ZM255 158H256V157H255ZM62 159H63V158H62ZM70 159H69V160H70ZM86 159H87V158H86ZM86 159H85V160H86ZM143 159H144V157H143ZM154 159H155V158H153V160H154ZM159 159H160V158H159ZM161 159H162V158H161ZM189 159H190V161H193L191 158H189ZM225 159H226V158H225ZM225 159H224V160H225ZM227 159H228V158H227ZM236 159H237V157H236ZM249 159H250V158H249ZM260 159H262V157H260ZM2 160H3V159H2ZM5 160H6V158H5ZM63 160H64V159H63ZM71 160L73 161V159H71ZM74 160H75V159H74ZM85 160H83V161H85ZM89 160H92V159H89ZM97 160H98V157H97ZM97 160H96V162H97ZM121 160H123V159H121ZM121 160H120V161H121ZM124 160H123V161H124ZM130 160H131V162H132V159H130ZM151 160H152V159H151ZM153 160H152L151 163H153L154 161H158L157 158H156V160H154V161H153ZM162 160H163V162H164V159H162ZM174 160H175V159H174ZM208 160H209V158H208ZM208 160H207V161H208ZM217 160L220 161L219 158H218ZM234 160H235V159H234ZM239 160H240V159H239ZM256 160H258V159L256 158V159H255V162H257ZM17 161H18V160H17ZM27 161H28V160H27ZM59 161H61V160L59 159ZM59 161H57V162L59 163ZM113 161H114V160H112V163H113ZM176 161H177V160H176ZM182 161H183V160H182ZM211 161H212V159H211ZM213 161H214V160H213ZM213 161H212V163H213ZM221 161H222V160H221ZM229 161H230V160H229ZM252 161H253V160H252ZM259 161H260V160H259ZM259 161H258V162H259ZM28 162H29V161H28ZM28 162L25 163V165L28 164ZM73 162H76V164H77V162H78L79 165H80V164H82V165L84 164V166H85V165H87L85 162H88V161H85L84 163H81V162H80V159H79V161H73ZM104 162H105V161H104ZM109 162L111 163V161H109ZM124 162H125V161H124ZM163 162H162V163H163ZM170 162H171V161H170ZM179 162H180V161H179ZM199 162H200V164H201V161H199ZM205 162H206V161H205ZM208 162H209V161H208ZM225 162H226V161H225ZM233 162H234V161H233ZM235 162H236V160H235ZM235 162H234V164H236ZM245 162H246V161H245ZM247 162H249V161L247 160ZM253 162H254V161H253ZM0 163H1V162H0ZM8 163H9V162H8ZM16 163H17V162H16ZM40 163H41V162H40ZM62 163H63V162H62ZM64 163H65V160H64ZM89 163H90V162H88V164H89ZM115 163H116V162H115ZM133 163H134V162H133ZM135 163H136V162H135ZM145 163H146V162H145ZM147 163H148V161H147ZM156 163L159 164L158 162H156ZM156 163H155V164H156ZM162 163H161V164H162ZM172 163H173V162H172ZM172 163H170V164H172ZM191 163H192V162H190L189 165H190ZM193 163H194V162H193ZM212 163H211V165H212ZM215 163H216V161H215ZM221 163H222V162H221ZM237 163H238V162H237ZM249 163H250V162H249ZM9 164H10V163H9ZM9 164H8V165H9ZM35 164H36V163H35ZM70 164H72L71 161H70ZM78 164H77V165H78ZM117 164H118V161H117ZM131 164H132V163H131ZM184 164H185V163H184ZM200 164L198 163L197 165L201 166ZM202 164H203V163H202ZM205 164H206V167H207V163H204V165H205ZM209 164H210V163H209ZM213 164H214V163H213ZM217 164H218V163H217ZM219 164H220V163H219ZM219 164H218V165H219ZM225 164L227 165V163H225ZM253 164H254V163H253ZM253 164H251V165H253ZM257 164H258V163H257ZM6 165H7V163H6ZM54 165H56V164L54 163ZM57 165H60V163L57 164ZM63 165H65V164H63ZM66 165H68V164H66ZM77 165H76V166H77ZM93 165H95V164H92V165L89 164L90 167H92ZM98 165H100V164H99V161H98ZM98 165H95V167H98ZM102 165H103V163H102ZM113 165H114V164H113ZM122 165H123V164H122ZM124 165H125V164H124ZM149 165H150V164H149ZM151 165H152V164H151ZM163 165H164V164H163ZM176 165H177V162H176ZM186 165H187V163H186ZM189 165H188V166H189ZM193 165H194V164H193ZM195 165H196V164H195ZM204 165L202 166V167H203V170H204ZM215 165H216V164H215ZM222 165H224V164H222ZM228 165H229V164H228ZM243 165H246V163L244 164V162H243ZM243 165H242V166H243ZM10 166H11V165H10ZM16 166H17V165H14V168H16ZM26 166H27V165H26ZM40 166H41V165H40ZM52 166H53V165H52ZM61 166H62V165H61ZM69 166H71V165H69ZM80 166H81V165H80ZM132 166H133V165H132ZM154 166H155V165H154ZM154 166H153V167H154ZM161 166H162V165H160V167H161ZM183 166H184V165H183ZM199 166H196V167L201 169V167H199ZM208 166H209V168H210V165H208ZM219 166H221V165H219ZM230 166H232V164H231ZM248 166H249V165H247V167H248ZM254 166H257V165H254ZM254 166H253V167H254ZM5 167H6V166H5ZM24 167H25V166H24ZM27 167H28V166H27ZM29 167H30V166H29ZM36 167H37V166H36ZM36 167H35V168H36ZM38 167H39V166H38ZM45 167H46V166H45ZM74 167H75V166H73V168H74ZM81 167H82V166H81ZM90 167H89V168L85 167V168L90 169ZM95 167H94V168H95ZM104 167H105V166H104ZM107 167H108V166H107ZM107 167H106V168H107ZM111 167L116 168L115 165H114V166H111ZM119 167H122V166H119ZM145 167L147 168V166H145ZM151 167H152V166H151ZM153 167H152V169H153ZM166 167H167V166H166ZM166 167H164V168H166ZM170 167H171V165H170ZM170 167H169V173H170ZM185 167H187V166H185ZM191 167H192V166H191ZM194 167H195V166H194ZM196 167H195V168H196ZM234 167H235V166H234ZM244 167H245V166H244ZM247 167H246V168H247ZM7 168H8V167H7ZM9 168H10V167H9ZM53 168H54V166H53ZM59 168H60V167H59ZM68 168H69V167H68ZM68 168H67V169H68ZM85 168H84L83 170H87V169H85ZM98 168H99V167H98ZM98 168H97V169H98ZM100 168H101V167H100ZM108 168H109V167H108ZM114 168H113V169H114ZM164 168H160V169H164ZM187 168H188V167H187ZM197 168H196V169H197ZM211 168H212V166H211ZM228 168L230 169L231 167H228ZM228 168H226L227 171L229 170ZM241 168H242V167H241ZM248 168H249V167H248ZM250 168H251V166H250ZM250 168H249V170H250ZM263 168H264V167H263ZM263 168H261V170H262ZM3 169H5V168H3ZM3 169H2L1 172L4 171ZM23 169H25V168H23ZM60 169H61V168H60ZM64 169H65V168H64ZM67 169H66V170H67ZM77 169H78V168H77ZM101 169H102V168H101ZM123 169H124V168H123ZM132 169H135V168L132 167ZM147 169H149V166H148ZM152 169H151V170H152ZM206 169H207V168H206ZM254 169H255V168H254ZM258 169H259V168H258ZM13 170H14V169H13ZM43 170H44V169H43ZM43 170H42V171H43ZM55 170L58 171V168L56 167ZM74 170H76V169H74ZM79 170H80V169H79ZM79 170H77V171H79ZM83 170L81 169V170H80V173H81V172H84ZM90 170H93V169L91 168ZM110 170H111V169H110ZM110 170H109V171H110ZM176 170H177V169H176ZM194 170H195V169H194ZM212 170H213V169H210V171H212ZM214 170H215V169H214ZM217 170L220 171V169H217ZM234 170H235V169H234ZM236 170H237V169H236ZM236 170H235V171H236ZM246 170H247V169H246ZM11 171H12V169H11ZM24 171H25V170H24ZM70 171H72V169H70ZM93 171L96 172V169H94ZM98 171H99V170H98ZM98 171H97V173H93V175H94V174H97V175H98ZM104 171H105V170H104ZM145 171H147V170H145ZM182 171H183V170H182ZM195 171H197V170H195ZM195 171H194V174H195ZM198 171H199V169H198ZM198 171H197L196 173H198V174L200 175L199 172H201V171H199V172H198ZM238 171H240V169H239ZM242 171H243V169H242ZM252 171H253V169L251 170V172H252ZM258 171L260 172V169H259ZM262 171H263V170H262ZM8 172H10V169H9ZM45 172H46V170H45ZM54 172H55V171H54ZM54 172H53V173H54ZM62 172H63L64 174L67 173V172L64 171V170L61 171V173H62ZM75 172H76V171H75ZM75 172H71V173H73V175H74ZM88 172H89V171H86L85 174L88 173ZM100 172H101V171H100ZM154 172H155V171H154ZM160 172H162V170H161ZM190 172L193 173L192 170H191ZM214 172H216V171H214ZM214 172L212 171V173H214ZM244 172H245V170H244ZM244 172H243V173H244ZM255 172H256V171H255ZM38 173H42V172L40 171V172H38ZM38 173H37V175H38ZM43 173H44V172H43ZM43 173H42V174H43ZM50 173H51V172H50ZM55 173H56V172H55ZM77 173H79V172H77ZM90 173H92V172L90 171ZM151 173H152V172H151ZM173 173H175V172L173 171ZM191 173H190V176L193 175V174H191ZM204 173H205V171H204ZM209 173H210V172H208V175H206V173L203 174V175H206L207 177L210 176V174L212 175V173H210V174H209ZM223 173H224V172H223ZM223 173H222V172L220 173V174H221V175H220L221 177H223V176H222ZM227 173H228V172H227ZM238 173H239V172H238ZM240 173H241V172H240ZM252 173H253L252 175L254 176V172H252ZM0 174H1L0 177H2V175H3L4 173H3V174L0 173ZM46 174H47V172H46ZM46 174H45V175H46ZM85 174H83V175H85ZM101 174H102V173H101ZM135 174H136V173H135ZM144 174H145V173H144ZM152 174H154V173H152ZM170 174H171V173H170ZM170 174H169V175H170ZM231 174L233 175V173H231ZM256 174H257V173H256ZM262 174H264V171H263ZM262 174H261V175H262ZM56 175H57V174H56ZM61 175H62V174H61ZM67 175H69V174H67ZM76 175H77V174H76ZM79 175H80V174H79ZM87 175H88V174H87ZM89 175L91 176V174H89ZM109 175H110V174H109ZM146 175H147V174H146ZM146 175H145V176H146ZM148 175H149V174H148ZM182 175L184 176V174H182ZM187 175H188V173H187L185 176H187ZM214 175H215V174H214ZM227 175H228V174H227ZM232 175H230V176H232ZM236 175H237V174H236ZM240 175H242V174H240ZM244 175L247 176V177H246L247 179H248V177H249V178L252 177V176H248V175H250L249 172H248V174H245V173H244ZM34 176H35V175H34ZM42 176H43V175H42ZM42 176H41V177H42ZM50 176H51V175H50ZM74 176H75V175H74ZM77 176H78V175H77ZM81 176H82V174H81ZM85 176H86V175H85ZM110 176H111V175H110ZM117 176H118V175H117ZM149 176H150V175H149ZM159 176H160V175H159ZM173 176H174V175H173ZM173 176H172V177H173ZM185 176H184V177H185ZM196 176H197V175H196ZM259 176H260V175H259ZM259 176H257V177H259ZM263 176H264V175H263ZM263 176H262V177H263ZM32 177H33V176H32ZM32 177H31V178H32ZM41 177H40V178H41ZM43 177H44V176H43ZM47 177H49L48 174H47ZM51 177H52V176H51ZM54 177H55V174H54ZM60 177L63 178V176H60ZM64 177H66V176H64ZM68 177H70V176H68ZM68 177H67V178H68ZM79 177H80V176H79ZM124 177H125V176H124ZM151 177H152V176H150V178H151ZM153 177H154V176H153ZM164 177H165V176H164ZM164 177H162V178H163V180L165 181L166 179H164ZM166 177H167V176H166ZM166 177H165V178H166ZM172 177H170V179H173ZM177 177H178V175L173 179V181H176L175 179H176ZM179 177H182V176L179 175ZM184 177H183V178H184ZM187 177H188V176H187ZM187 177L184 178V181H182L183 183L185 182V179H187ZM201 177L204 179L203 176H201ZM210 177H211V176H210ZM212 177H213V176H212ZM215 177H217V174H216V176H214L212 179H214ZM221 177H220V178H221ZM236 177H237V176H236ZM241 177L243 178V176H241ZM241 177H240V178H241ZM11 178H12V177H11ZM27 178H28V177H27ZM56 178H57V177H56ZM70 178H71V177H70ZM76 178H77V180H78V177H76ZM76 178L73 177V179H76ZM80 178H83V176L80 177ZM80 178H79V180H80ZM96 178H97V177H96ZM118 178H119V177H118ZM122 178H123V177H122ZM134 178H135V177H134ZM160 178H161V177H160ZM167 178H168V177H167ZM183 178H182V179H183ZM189 178H190V177H189ZM189 178H188V179H189ZM205 178H206V177H205ZM223 178H224V177H223ZM233 178H234V177H233ZM233 178H232L231 180H234ZM242 178H241V179H242ZM253 178H254V177H253ZM12 179H14V178H12ZM21 179H22V178H21ZM24 179H25V178H24ZM24 179H23V180H24ZM33 179H34V178H33ZM33 179H32V180H33ZM36 179H37V178H36ZM36 179H35V181L33 180V181H34L33 184H35V182H36L37 180H39V179H37V180H36ZM41 179H42V178H41ZM46 179H47V178H46ZM49 179H51V178H49ZM49 179H48V180H49ZM53 179H54V178H53ZM58 179H59V181L61 180L60 178H58ZM63 179H64V178H63ZM63 179H62V180H63ZM83 179H84V178H83ZM92 179H95V177H93ZM105 179H106V178H105ZM109 179H110V178H109ZM111 179H112V178H111ZM132 179H133V178H132ZM145 179H146V178H144V181H145ZM147 179H148V178H147ZM190 179L193 180L192 177H191ZM190 179H189V180H190ZM200 179H201V178H200ZM207 179L211 180L210 178H207ZM215 179H217V178H215ZM221 179H222V178H221ZM226 179L228 180V178H226ZM235 179H236V178H235ZM254 179H255V178H254ZM68 180H69V179H68ZM90 180H91V179H90ZM96 180H97V179H96ZM99 180H100V176H99ZM148 180H149V179H148ZM151 180H152V179H151ZM157 180H159V179H155V180H154V187H155V185H156L155 182H156ZM160 180H161V179H160ZM168 180H169V179H168ZM177 180H178V179H177ZM179 180H181V179L179 178ZM179 180H178V182H179ZM189 180H188V182H189ZM192 180H191V181H192ZM218 180L220 181L219 177H218L217 181H218ZM224 180H225V179H224ZM237 180H238V178H237ZM250 180H251V178H250ZM250 180L248 179V181H250ZM26 181H27V180H26ZM41 181H43V185H45V184H44L45 179H44V180H41ZM53 181H54V180H53ZM55 181H57V180H55ZM59 181H58L59 184H57V186L60 185L61 182H62V181H60V182H59ZM64 181H65V180H64ZM70 181H72V180H70ZM70 181H69V182H70ZM84 181H85V180H84ZM84 181H83V183L81 182V184L84 185V183H85ZM87 181H88V180H87ZM87 181H86V182H87ZM97 181H98V180H97ZM109 181H110V180H109ZM146 181H147V180H146ZM161 181H162V180H161ZM164 181H163V182H164ZM195 181H196V180H195ZM197 181H199V180H197ZM206 181H208V180H205V183H207ZM211 181H212V180H211ZM217 181H216V182H217ZM222 181H223V180H222ZM235 181H236V180H234L233 185H234V184H237V183H235ZM255 181H258V179H257V180L255 179ZM38 182H39V184L41 183L40 180H39ZM78 182L80 183V181H78ZM93 182H94V181H93ZM93 182H92V183H93ZM103 182H104V181H103ZM151 182H153V181H151ZM163 182H160V183H159V182H158V183L156 182V183L162 185L161 183H163ZM168 182H169V181H168ZM168 182H167V183H168ZM170 182H171V181H170ZM182 182H181V183H182ZM200 182H201V180H200ZM202 182H204V181H202ZM208 182H209V181H208ZM214 182H215V180H214ZM216 182H215V183H216ZM237 182H238V181H237ZM246 182H247V181H246ZM246 182H245V183H246ZM251 182H252V181H251ZM262 182H263V184H264V181H261V183H262ZM11 183H12V181H11ZM47 183H48V182H46V185H47ZM52 183H53V182H52ZM62 183H63V184H66L65 182H62ZM74 183H76V181L74 182V180H73V184H74ZM87 183H88V182H87ZM90 183H91V182H90ZM95 183H96V182H95ZM131 183H132V181H131ZM143 183H144V182H143ZM145 183H146V182H145ZM193 183L196 185V182L193 181ZM193 183H190V184H193ZM198 183H199V182H198ZM198 183H197V184H198ZM205 183H200V185H201V184H204V186H206ZM225 183H230V179H229L228 181H226ZM241 183H242V182H241ZM255 183H256V182H255ZM255 183H254V184H255ZM259 183H260V182H259ZM259 183H258V184H259ZM30 184H31V183H30ZM30 184H29V185H30ZM49 184H50V185H53V184H51L50 182H49ZM63 184H61V185L63 186ZM107 184H109V183L107 182ZM151 184H152V183H151ZM176 184H177V183H176ZM185 184H187V183H185ZM194 184H193L192 186H194ZM247 184H248V183H246L245 185L247 186ZM254 184H253V187H254V186H257V185H254ZM256 184H257V183H256ZM9 185H10V184H9ZM9 185H8V186H9ZM14 185H15V184H14ZM31 185H32V184H31ZM31 185H30V186H31ZM61 185H60V186H61ZM90 185H91V184H90ZM92 185H93V184H92ZM118 185H119V184H118ZM125 185H126V184H125ZM127 185H128V184H127ZM148 185H150V184H148ZM152 185H153V184H152ZM171 185H173V184H171ZM171 185L169 186V188H171ZM179 185H180V184H179ZM179 185H177V186H179ZM198 185H199V184H198ZM208 185H209V184H208ZM215 185H216V184H215ZM217 185L220 186L221 183H220V184L218 183ZM231 185H232V183H231ZM249 185H250V184H249ZM8 186H7V187H8ZM12 186H13V185H12ZM20 186H21V185H20ZM32 186H33V185H32ZM34 186H37V185L35 184ZM40 186H41V185H40ZM65 186L67 187V185H65ZM65 186H64V188H65ZM68 186H69V185H68ZM98 186H99V185H98ZM113 186H114V185H113ZM163 186H164V185H163ZM183 186H185V185H183ZM204 186H203V187H204ZM213 186H214V185H213ZM219 186H218V187H219ZM251 186H252V185H251ZM10 187H11V186H10ZM42 187H43V186H42ZM42 187H41V188H42ZM53 187H54V186H53ZM71 187H72V186H71ZM83 187H84V186H83ZM92 187H94V186H92ZM92 187H91V188H92ZM116 187H117V186H116ZM141 187H142V185H141ZM141 187H140V189H141ZM145 187H147V184H145L144 188H145ZM188 187H190V186H187L186 188H187V189H190V188H188ZM203 187H202V188L199 187V188H200L199 191H200L201 189H203ZM215 187H216V186H215ZM222 187H225V188H226L227 186H222ZM222 187H220V188L222 189ZM228 187H229V186H228ZM238 187H239V185H238ZM243 187H244V186H243ZM249 187H250V186H249ZM249 187H248V188H249ZM261 187H262V186H261ZM46 188H47V187H46ZM57 188H58V187H57ZM69 188H70V187H68L67 189H69ZM112 188H113V187H112ZM112 188H111V190H112ZM121 188H122V187H121ZM152 188H153V187H152ZM152 188H150V189L153 190ZM159 188H160V186H159ZM161 188H162V187H161ZM169 188H167V189H169ZM181 188H182V187H181ZM191 188H196V187H191ZM205 188H206V187H205ZM205 188H204V189H205ZM210 188H212V187H210ZM210 188H208V189L210 190ZM213 188H214V187H213ZM220 188H219V189H220ZM236 188H237V187H236ZM6 189H7V188H6ZM31 189H32V188H31ZM50 189H51V192H52V188H50ZM53 189H56V186H55ZM84 189H86V187H84ZM88 189H89V187H88ZM88 189H87V190H88ZM93 189H94V188H93ZM109 189H110V188H109ZM130 189H132V187H130ZM147 189H149V186H148V188H146L145 190L142 189V190L140 191V193H141L142 191H144V192H145V191L150 192V191H149L150 189H149V190H147ZM154 189H155V188H154ZM164 189H165V188H164ZM167 189H166V190H167ZM171 189H173V188H171ZM208 189H207V190H208ZM215 189H216V188H215ZM215 189H214V191H216ZM221 189H220V191H221ZM229 189H230V188H229ZM229 189H227L228 192H229ZM232 189H234V188H232ZM232 189H230V190H232ZM238 189H239V188H238ZM251 189H252V187H251ZM254 189H255V187H254ZM258 189H260V188H258ZM263 189H264V188H263ZM15 190H17V189L15 188ZM35 190H36V189H35ZM38 190H39V188H38ZM69 190H70V189H69ZM69 190L66 191L65 194L68 192V193H67V195H68V194L70 193ZM132 190L134 191L135 189H132ZM132 190H131V191L128 190V191H130V192L127 191L126 193H129V196H131L130 193H132V196H134L136 191H135L134 194H133ZM137 190H139V187L137 188ZM158 190H159V189H158ZM192 190H194V189H192ZM195 190H197V188H196ZM195 190H194V191H195ZM244 190H245V188H244ZM48 191H49V190H48ZM60 191H61V189H60ZM62 191H63V193H64V190H62ZM62 191H61V192H62ZM92 191H93V190H92ZM108 191H109V190H108ZM162 191H163V189L160 190L161 193H162ZM167 191H168V190H167ZM169 191H170L169 193L173 192V190H170V189H169ZM177 191H178V190H177ZM179 191H180V190H179ZM187 191L189 192V190H187ZM199 191H196V193H197V194L201 193V191H200V192H199ZM205 191H206V190H205ZM210 191H211V190H210ZM212 191H213V190H212ZM224 191H225V189H224ZM232 191H233V190H232ZM232 191H231V192H232ZM236 191H238V190H236ZM246 191H247V190H246ZM257 191H259V190H257ZM4 192H7V191H4ZM10 192H11V191H10ZM27 192H28V191H27ZM36 192H37V190H36ZM38 192H39V191H38ZM41 192H42V191H41ZM85 192H86V190H85ZM88 192H89V190H88ZM117 192H118V191H117ZM117 192H116V193H117ZM158 192H159V191H158ZM160 192H159V194H160L159 197L161 196V193H160ZM164 192H165V191H164ZM164 192H163V195H164V196L167 195L168 197H170V196L172 195V194L168 195V194H166V193H164ZM174 192H176V189H175ZM188 192H184L185 195H186V193H188ZM207 192H209V191H207ZM217 192H219V191H217ZM239 192H240V190H239ZM241 192H245V191H241ZM241 192H240V194L243 195V193H241ZM8 193H9V191H8ZM15 193H16V192H15ZM44 193H45V192H44ZM53 193H55V192H53ZM112 193H113V192H112ZM112 193H109V195L112 194ZM126 193H124V194L126 195ZM137 193H138V192H136V195H137ZM140 193H138L139 196H141ZM156 193H157V191H156ZM184 193H183V194H184ZM193 193H194V192H193ZM245 193H246V192H245ZM251 193H252V192H251ZM254 193H255V192H254ZM257 193H258V192H257ZM257 193H256V194H257ZM3 194H4V193H3V191H2L1 196H2ZM22 194H23V193H22ZM57 194H59V193H57ZM86 194H87V193H86ZM94 194H95V193H94ZM103 194H104V192H103ZM124 194H123V195H124ZM143 194H145V193H143ZM146 194H147V193H146ZM149 194H150V193H148V195H149ZM151 194H152V193H151ZM216 194H218V193H215V196H216ZM220 194H223V193H220V192H219V195H220ZM227 194H228V193H227ZM229 194H230V193H229ZM229 194H228V195H229ZM231 194H232V193H231ZM247 194H248V192H247L243 197H245ZM252 194H253V193H252ZM5 195H7V194H5ZM10 195H11V194H10ZM16 195H18V197H19L21 194L16 193ZM28 195H34V192H33V194H32V193L29 194V192H28V194H26V197H27ZM36 195H37V193H36ZM52 195H53V194H52ZM52 195L50 194L49 196H52ZM69 195H70V194H69ZM83 195H85V193H84ZM88 195H89V193H88ZM109 195H108V196H109ZM152 195H154V194H152ZM173 195H174V194H173ZM173 195H172V196H173ZM175 195H176V193H175ZM199 195H200V194H199ZM201 195H203V194H201ZM205 195H206V194H205ZM225 195H226V194H225ZM233 195H235V194H233ZM237 195H239V193H238ZM1 196H0V197H1ZM8 196H9V195H8ZM8 196H7V200H8V198L11 197V196H10V197H8ZM39 196H40V195H39ZM62 196H63V194H62ZM64 196H65V195H64ZM78 196H79V195H78ZM86 196H87V195H86ZM86 196H84V197H86ZM97 196H98V195H97ZM121 196H122V195H121ZM129 196L127 195L128 198H129ZM137 196H138V195H137ZM156 196H157V195H156ZM193 196H194V194H193ZM195 196H196V194H195ZM206 196H207V195H206ZM215 196H214V194H213V197H215ZM220 196H221V195H220ZM222 196H223V195H222ZM256 196H257V195H256ZM256 196H255V197H256ZM13 197H15V196H12V198H13ZM28 197H30V196H28ZM37 197H38V195H37ZM67 197H69V196H67ZM67 197H65V199H66ZM75 197H76V196H75ZM122 197L125 198V196H122ZM127 197H126V198H127ZM142 197H143V196H142ZM149 197H150V196H149ZM162 197H163V196H162ZM178 197H179V196H178ZM184 197H186V199L189 198L187 195L184 196ZM184 197H183V198L181 197V198H182V199H185ZM190 197H191V196H190ZM199 197H201V196H199ZM202 197H203V196H202ZM217 197L219 198L218 195L216 196V198H217ZM224 197H226V196H224ZM233 197H234V196H233ZM233 197H232V198H233ZM237 197H238V196H237ZM40 198H41V197H40ZM40 198H39V199H40ZM47 198H48V197H47ZM47 198H46V199H47ZM50 198H51L52 201H53L54 196H53V197H50ZM58 198H60L59 195H58V197H57V200H58ZM76 198H77V197H76ZM98 198H99V196H98ZM124 198L121 199V197H120V198H118V199H121V200H124V201H125ZM130 198H131V197H130ZM145 198H147V196L141 198V201H142V199H145ZM152 198H153V197H152ZM171 198H172V197H171ZM192 198H193V197H192ZM192 198H189V199L192 200ZM195 198H196V199H195ZM195 198H193V201H195V200L197 201L198 199L200 200V198L197 199V196H196ZM218 198H217V199H218ZM232 198H231V200L233 201ZM246 198H247V196H246ZM252 198H253V197H252ZM14 199H15V198H14ZM21 199H22V196H21ZM24 199H26V198H24ZM29 199H30V198H29ZM68 199H69V198H68ZM68 199H67V201H68ZM77 199H78V198H77ZM86 199H87V198H86ZM95 199H96V198H95ZM153 199H154V198H153ZM165 199H166V197H165ZM168 199H169V198H168ZM176 199H177V198H176ZM176 199H175L174 202H176ZM182 199H181V203H182V201H184V200H182ZM214 199H215V198H214ZM221 199H224V198L222 197ZM241 199H242V198H241ZM244 199H245V198H244ZM249 199H250V197H249ZM261 199H262V198H261ZM7 200H6V202H7ZM74 200H75V199H74ZM98 200H99V199H98ZM101 200H102V199H101ZM116 200H117V199H116ZM137 200H138V199H137ZM147 200H148V201H149V200H150V201H153L151 198H149V199H147ZM199 200L197 201V203L199 202V204H200V203H201V200H200V201H199ZM203 200H204V199H202V201H203ZM210 200H211V198H210ZM210 200H209V201H210ZM212 200H213V199H212ZM235 200H237L236 197H235ZM235 200H234V201H235ZM251 200H252V202H253V199H250V201H251ZM257 200H258V199H257ZM1 201H2V200H1ZM15 201H16V200H15ZM17 201H19V200H17ZM33 201H34V200H33ZM41 201H42V200H41ZM41 201H40V202H41ZM62 201H65V200H62ZM113 201H114V200H113ZM127 201H131V200L128 199ZM127 201H126V202H127ZM132 201H133V199H132ZM135 201H136V200H135ZM144 201H145V200H144ZM154 201H155V200H154ZM154 201H153V202H154ZM172 201H173V200H172ZM178 201H179V200H178ZM187 201H188V200H186V202H187ZM207 201H208V200H207ZM215 201H216V199H215ZM215 201H214V203H215ZM223 201H225V199H224ZM223 201H222V202H223ZM228 201H229V198H228ZM259 201H260V199H259ZM20 202L22 203L21 200H20ZM49 202H51V201H49ZM98 202L101 203V201H98ZM115 202H116V201H115ZM126 202H125V205H126ZM142 202H143V201H142ZM157 202H158V201H157ZM179 202H180V201H179ZM186 202H185V203H186ZM212 202H213V201H212ZM219 202H220V201H219ZM219 202H216V203H215V206H214L215 209H216V207H218V206H216V204L219 203ZM222 202H221V203H222ZM235 202H237V201H235ZM238 202H239V200H238ZM238 202H237V203H238ZM243 202H244V200H243ZM243 202H242V200H241V203H243ZM246 202H247V201H246ZM4 203H5V202H4ZM7 203H10V202H7ZM7 203H6V204H7ZM13 203H14V202H13ZM17 203H18V205H19V202H17ZM34 203H35V202H34ZM43 203H44V202H43ZM65 203H66V202H65ZM122 203H124V202H122ZM128 203H129V202H128ZM137 203H138V202H137ZM143 203H145V202H143ZM146 203H147V202H146ZM146 203H145V204H146ZM149 203L151 204V202H148V204H149ZM166 203H167V202H166ZM171 203H172V202H171ZM185 203H184V204H185ZM191 203H192V201H191ZM194 203H196V202H194ZM197 203H196V205H198ZM210 203H211V202H210ZM225 203H226V202H225ZM256 203H257V202H256ZM2 204H3V202H2ZM15 204H16V203H15ZM15 204H14L13 207H11V205H12V204H11L9 208H15ZM23 204H24V203H23ZM23 204H22V208H23ZM25 204H26V202H25ZM46 204H47V202H46ZM61 204H62V203H61ZM96 204H97L96 202L93 204L94 207L98 206V204H97V205H96ZM110 204H112V203H110ZM110 204H108V205H110ZM118 204H120L119 201H118ZM152 204H154V203H152ZM152 204H151V205H152ZM172 204H174V203H172ZM204 204H206V203L204 202V203H203V206H204ZM212 204H213V203H212ZM219 204H220V203H219ZM251 204H252V203H251ZM258 204H259V202H258ZM263 204H264V203H263ZM51 205H52V204H51ZM71 205H72V202H71ZM95 205H96V206H95ZM100 205H101V204H100ZM112 205H114V202H113ZM122 205L124 206V204H122ZM122 205H119V206L122 207ZM136 205H138V204H136ZM181 205H182V204H181ZM187 205H190V206L192 205V206H193V204H187V203H186V208H187V209H186V208H183V209H186V210H188V211H189V209H190V214L192 215V213H193L194 211H196V210H194L192 207L187 206ZM196 205L194 204L193 207H196V208H197ZM200 205H201V204H200ZM206 205H207V204H206ZM225 205H226V204H225ZM229 205H231V202H230ZM253 205H254V203H253ZM4 206H5V205H4ZM34 206H35V205H33V208H35ZM44 206H45V205H44ZM52 206H53V205H52ZM52 206H51V209H52ZM75 206H76V205H75ZM79 206H80V205H79ZM79 206H78V207H79ZM86 206H87V204H86ZM106 206H107V205H106ZM119 206H117V207H118V208H117L118 211H119V209H121V208H119ZM149 206H150V205H149ZM154 206H155V205H154ZM170 206H172V205L170 204ZM176 206H177V204H176ZM184 206H185V205H183L182 207H184ZM240 206H242V205L239 204V207H240ZM255 206H256V205H255ZM258 206H259V205H258ZM7 207H8V206H7ZM19 207H20V206H19ZM30 207H31V206H30ZM111 207H112V206H111ZM146 207H147V206H146ZM161 207H162V206H161ZM161 207H160L159 209H161ZM165 207H166V206H165ZM165 207H164V208H165ZM188 207H189V208H188ZM200 207H201V206H199V209L197 210V212L199 211V213L202 214V212H200V211H201L200 209H202V211H205V210H206V207H205V209H203V207H201V208H200ZM219 207H220V206H219ZM221 207H223V206H221ZM235 207H236V205H235ZM249 207H250V205H249ZM253 207H254V206H253ZM1 208H2V207H1ZM46 208H47V207H46ZM46 208H45V209H46ZM55 208H56V207H55ZM55 208H54V209H55ZM70 208H71V207H70ZM81 208H82V207H81ZM85 208H86V207H85ZM90 208H91V207H90ZM108 208H109V206H108ZM123 208H124V207H123ZM156 208H157V207H156ZM164 208H162V209L164 210ZM167 208H168V207H167ZM167 208H166V209H167ZM172 208H173V207H172ZM209 208L212 209V208H213V205H212L211 207H209ZM223 208H224V207H223ZM229 208H232V206L229 207ZM233 208H234V206H233ZM260 208H261V207H260ZM260 208L258 209L259 211H260ZM5 209H8V208H5ZM24 209H25V208H24ZM24 209H23V210H24ZM36 209H38V208H36ZM65 209H66V208H65ZM65 209H64V210H65ZM76 209H77V208H76ZM93 209H94V208H93ZM111 209H112V208H111ZM111 209H110V210H111ZM113 209H116V208L114 207ZM117 209H116V210H117ZM154 209H155V208H154ZM159 209H158V210H159ZM162 209H161V211H162ZM175 209H176V208H175ZM177 209H178V208H177ZM179 209H180V208H179ZM191 209L194 210L192 213H191V211H192ZM210 209H208V210H210ZM221 209H222V208H221ZM237 209H238V208H237ZM248 209H249V208H248ZM252 209H255V208H252ZM252 209H251V210H252ZM20 210H21V209H20ZM20 210H18V211H20ZM26 210H27V209H26ZM29 210H30V209H29ZM102 210H103V209H102ZM104 210H105V212H106L108 209L106 210V208H105ZM121 210H122V209H121ZM142 210H144V211H143V212H144V215H143V213H142V215L145 216V214H147V213H145V210H146V209L143 208ZM156 210H157V209H156ZM156 210H153V211H156ZM167 210H168V209H167ZM167 210H166V212H168ZM171 210H172V209H171V207H170V211H171ZM181 210H182V209H181ZM186 210H185V211H186ZM208 210H206V211H208ZM239 210H240V209H239ZM239 210H238V212H239ZM243 210H244V209H243ZM256 210H257V209H256ZM261 210H262V209H261ZM6 211H8V210H6ZM12 211H13V210H12ZM12 211H11V212H12ZM43 211H44V210H43ZM99 211H101V210H99ZM108 211H109V210H108ZM112 211L114 212V210H112ZM112 211H111V212H112ZM164 211H165V210H164ZM173 211H175V210L173 209ZM176 211H177V210H176ZM185 211H184L183 213H185ZM206 211H205V212H206ZM210 211H212V210H210ZM210 211H209V212H210ZM214 211H215V210H214ZM214 211H212V212L214 213ZM216 211H217V210H216ZM228 211H229V210H228ZM228 211H227V212H228ZM232 211H233V209H232ZM249 211H250V210H249ZM29 212H30V211H29ZM32 212H33V211H32ZM69 212H71V211H69ZM69 212H68V213H69ZM72 212H73V211H72ZM75 212H76V211H75ZM77 212H78V211H77ZM101 212H102V211H101ZM111 212H110V213H111ZM120 212H121V211H120ZM130 212H132V211H130ZM197 212H194V214L197 213ZM212 212H210V213H212ZM240 212H241V211H240ZM250 212H252V211H250ZM253 212H254V211H253ZM23 213H24V212H23ZM30 213H31V212H30ZM38 213H39V212H38ZM83 213H84V211H83ZM83 213H82V216H85L86 214L83 215ZM88 213H89V211H88ZM103 213H104V212H103ZM118 213H119V212H118ZM118 213H117V214H118ZM123 213H124V212H123ZM136 213H137V212H136ZM154 213H155V212H154ZM157 213H158V212H157ZM163 213H165V212H163ZM163 213H162V216H163ZM171 213H172V212H171ZM171 213H170V215H171ZM178 213H180V212H178ZM231 213H232V212H231ZM233 213H234V211H233ZM235 213L237 214L236 211H235ZM235 213H234V215H235ZM243 213H245V212H243ZM247 213H248V212H247ZM256 213H257V212H256ZM20 214H21V213L19 212V215H20ZM31 214H32V213H31ZM51 214H52V213H51ZM57 214H59V213H57ZM72 214H73V213H72ZM78 214H79V213H78ZM105 214H106V213H105ZM105 214H104V215H105ZM129 214H131V213H129ZM172 214H173V213H172ZM187 214H188V213H187ZM216 214H219V208H218V211H217ZM226 214H227V213H226ZM228 214H229V212H228ZM238 214H239V213H238ZM245 214H246V213H245ZM258 214H259V213H258ZM258 214H257V215H258ZM263 214H264V213H263ZM19 215H18V216H19ZM39 215H40V214H39ZM42 215H43V212H42ZM76 215H77V214H76ZM79 215H80V214H79ZM96 215H97V214H95V216H96ZM98 215H99V213H98ZM104 215H102V216H104ZM111 215H112V214H111ZM113 215H116L115 212H114ZM134 215H135V213H134ZM149 215H150V214H148L147 217H149ZM151 215H152V214H151ZM155 215H156V214H155ZM160 215H161V213H160ZM164 215H165V214H164ZM166 215L169 217V215H168L167 213H166ZM183 215H185V214H183ZM241 215H242V214H241ZM251 215L253 216V214H251ZM13 216H14V214H13ZM50 216H51V215H50ZM54 216H56V215H54ZM95 216L93 215V221H94V217H95ZM105 216H106V215H105ZM105 216H104V217H105ZM128 216H129V215H128ZM128 216H127V217H128ZM140 216H141V215H139V217H140ZM194 216H195V215H194ZM197 216H198V214L196 215V217H193V218H195V222H196ZM199 216H200V217L198 218L199 220H200L201 216H202V219L205 218L204 220H201V221H202V224L205 223L204 226L206 225V223H207L208 221L212 222V218H211V217H209V218H210L209 220H206V217L209 216V215L207 216L206 213H205V217H204L203 215H199ZM217 216H218V215H217ZM237 216H239V218L241 217L240 215H237ZM246 216H247V215H246ZM258 216H259V215H258ZM261 216H262V215H261ZM261 216L259 217V218H260L259 220H261ZM263 216H264V215H263ZM15 217H16V216H15ZM23 217H24V216H23ZM28 217H29V216H28ZM28 217H27V218H28ZM32 217H33V216H32ZM32 217H31V218H32ZM39 217H40V216H38V218H37V217H36V218L39 220V219H40ZM75 217H76V216H75ZM77 217H78V216H77ZM91 217H92V216H91ZM91 217H90V218H91ZM98 217H99V216H98ZM100 217H101V215H100ZM107 217H108V216H107ZM109 217H110V216H109ZM116 217H118V216H116ZM123 217H124V216H123ZM129 217H130V216H129ZM150 217H151V216H150ZM153 217H154V216H153ZM156 217H158V215H157ZM160 217H161V216H160ZM160 217H159V218H160ZM173 217H174V214H173ZM190 217H191V216H190ZM203 217H204V218H203ZM212 217L214 218V216H212ZM220 217H221V216H220ZM235 217H236V216H235ZM248 217H249V216H248ZM255 217H256V215H255ZM11 218H12V216H11ZM16 218H17V217H16ZM36 218H35V219H36ZM42 218H43V216H42ZM90 218H88L89 221H90ZM124 218H125V217H124ZM135 218H136V217H135ZM135 218H133V216H132V219H133V220H134ZM141 218H142V217H141ZM141 218H140V219H141ZM159 218L156 219V220L158 221ZM163 218H164V217H163ZM170 218H171V217H170ZM180 218H181V217H180ZM184 218H185V217H182V218H181V224H180V225H182V219L184 220ZM193 218H192L191 221L194 220ZM218 218H219V217H217V219L215 218V219L217 220V222H218ZM224 218H225V217H224ZM233 218H234V217H233ZM250 218H254V217H251V216H250ZM250 218H249V219H250ZM257 218H258V217H257ZM257 218L255 219V220H256L255 224L259 221ZM12 219H14V218H12ZM59 219H60V218H59ZM83 219H84V221L86 220V218H83ZM114 219H115V218H114ZM140 219H139V220H140ZM161 219H162V218H161ZM173 219H174V218H173ZM173 219H171V221H172ZM189 219H190V218H189ZM220 219H221V218H220ZM225 219L228 221V217L225 218ZM225 219L222 218L221 221H225ZM230 219H231V217H230ZM230 219H229V220H230ZM236 219H237V218H236ZM236 219H235V220H236ZM246 219H248V218L246 217ZM14 220H16V219H14ZM14 220H11V221H14ZM17 220H19V218H18ZM17 220H16V221H17ZM21 220H22V219H21ZM26 220L28 221V219H26ZM29 220H31V219H29ZM60 220H62V219H60ZM72 220H73V219H72ZM91 220H92V219H91ZM95 220H96V219H95ZM100 220H103V219H100ZM118 220H119V219H118ZM137 220H138V219H137ZM141 220H142V219H141ZM141 220H140V221H141ZM143 220H144V219H143ZM145 220H146V219H145ZM145 220H144V221H145ZM147 220H148V219H147ZM150 220H151V219H150ZM164 220H165V219H163V222H162L161 220H159L161 224L163 223V224H162L163 227H165V226H164ZM199 220H198L197 222H199ZM232 220H234V219H232ZM257 220H258V221H257ZM262 220H263V219H262ZM262 220L259 221V222H262ZM16 221L13 222V224L15 223V225H17ZM22 221H23V220H22ZM27 221H25V222H26L27 224H29V222H27ZM39 221H41V219H40ZM75 221H76V220H75ZM84 221H83V222H84ZM107 221H108V220H107ZM122 221H123V220H122ZM131 221H132V220H131ZM157 221H156L157 224L154 223L155 225H158L159 222H157ZM185 221H186V220H185ZM201 221H200V222H201ZM203 221H204V222H203ZM206 221H207V222H206ZM236 221H238V219H237ZM247 221H248V220H247ZM253 221H254V220H253ZM263 221H264V220H263ZM9 222H10V221H9ZM9 222H8V223H9ZM17 222H18V221H17ZM33 222H34V220H32V226H33ZM59 222H60V221H59ZM62 222L64 223V221H62ZM62 222H61V223H62ZM81 222H82V221H81ZM112 222H113V221H112ZM120 222H121V221H120ZM120 222H119V223H120ZM147 222L149 223V220H148V221H145V222H143V223H142V222H140V223H141L142 225H144L143 227H145V223H146V227H147ZM154 222H155V221H154ZM187 222H188V223H187L188 225L185 224L186 226H185V225H182V226H185V227H189V228H190V226H189V223H190V222H189L188 220H187ZM200 222H199V223H200ZM210 222H208V223L210 224ZM232 222H233V224H234L235 221H232ZM259 222H258V223H259ZM23 223H24V222H22V225H25V224H26V223H24V224H23ZM63 223H62V224H63ZM78 223H79V222H78ZM78 223L76 224V227H77ZM85 223H87V220L85 221ZM85 223H81V228H82V224H85ZM97 223H98V222H97ZM124 223H125V222H124ZM128 223H129V222H128ZM130 223H131V222H130ZM130 223H129V226H128V227H131V226H132V227H131L132 230L135 231V228H137L136 225H135L136 227H135V226L133 227V224H135V222H134V223L132 222V225H131V226H130ZM140 223H139V224H140ZM165 223H166V222H165ZM220 223H222V222H220ZM236 223H238V222H236ZM239 223H240V222H239ZM249 223H251V222H249ZM258 223H257V224H258ZM11 224H12V223H11ZM13 224L10 225V223H9V226L13 227ZM37 224H38V223H37ZM46 224H47V222H46ZM46 224H45V225H46ZM87 224H89V223H87ZM87 224H86V225H83V226H86V227L90 226V227H92V226H94V225L96 224V222H95V224H94L93 222H92V223L90 222V224H93V225H88V226H87ZM115 224H116V222H115ZM125 224H127V223H125ZM177 224H178V226H179V223H177ZM183 224H184V223H183ZM196 224H197V223H196ZM200 224H201V223H200ZM212 224H213V226H214L215 224H216V226L219 225V223H218V225H217V223L214 224V222H212ZM227 224H228V222H227ZM231 224H232V223H231ZM245 224H246V222H245ZM245 224H244V225H245ZM262 224L264 225V223H262ZM6 225H7V223H6ZM6 225H5V226H6ZM22 225L19 226V227H22ZM29 225H30V224H29ZM96 225H97V226H96ZM96 225H95L93 228L96 227V229H97V227L99 226V224H96ZM111 225H112V223H111ZM116 225H117V224H116ZM137 225H138V223H137ZM174 225H176V224L174 223ZM192 225H193V226H192ZM192 225H191V226H192L193 229H194V227H196L198 224L195 226V223H193ZM220 225H223V223L220 224ZM220 225H219V226H220ZM238 225H239V224H238ZM238 225H235V226L237 227ZM240 225H241V224H240ZM240 225H239V226H240ZM250 225H251V224H250ZM258 225H259V224H258ZM260 225H261V224H260ZM55 226H56V225H55ZM58 226H59V225H58ZM101 226H102V225H101ZM120 226H121V223H120ZM139 226H141V225H139ZM160 226H161V225H158L159 228H163L162 226H161V227H160ZM170 226H171V225H170ZM172 226H173V224H172ZM172 226L170 227V229L168 228V226L165 227V228H167V229L169 230V231L166 230V231H168V232L165 231V232H166V233H165L166 235L164 234L165 236H168L167 233H169V232H171L172 235H174V234L176 233L174 227H176L177 225H176V226H173V227H172ZM198 226H199V225H198ZM198 226H197V229H198ZM209 226H210V227H209ZM209 226L207 225L206 228L203 227V226H201V227H202L203 229H206V231L209 230V229H210V230L212 229L211 231L209 230V231L212 233V232L214 231L213 229H215V228H211V227H212L211 225H209ZM224 226H225V228H226V225H223L222 227H224ZM231 226H233V225H231ZM252 226H253V225H252ZM11 227H8V228L10 229ZM14 227H15V226H14ZM24 227H25V226H24ZM78 227L80 228L79 225H78ZM110 227H111V226H110ZM114 227H115V226H113V228H111L112 230H110V232H111V231L113 232ZM116 227H117V226H116ZM116 227H115V228H116ZM124 227H126V225H125ZM124 227H123V229H124ZM128 227H126V228H128ZM149 227L151 228V225H148V228H149ZM158 227H157V228H158ZM180 227H181V226H179V228H180ZM199 227H200V226H199ZM201 227H200V228H201ZM214 227H215V226H214ZM236 227H234V228H236ZM246 227H247V226H246ZM250 227H251V226H249V229H250ZM253 227H254V226H253ZM256 227H257V226H256ZM256 227H255V229H256ZM263 227H264V226H263ZM8 228L6 227V232L9 230ZM22 228H23V227H22ZM32 228H33V227H32ZM40 228H41V227H40ZM79 228H78V229H79ZM93 228H92L93 232H89V231H91V229L89 228L90 230L87 231V232H89L88 234L93 233V234H95L96 237H97V235L99 236V234L102 235L103 233H107V231H106V232L104 231L103 233H101V232L98 233V231H97L96 229H93ZM98 228H100V227H98ZM117 228H118V227H117ZM117 228H116V229H117ZM126 228H125V229H126ZM139 228H141V231H142V226H141V227H138V229H139ZM155 228H156V227H155ZM159 228H158V231L161 230V229H159ZM200 228H199V229H200ZM208 228H209V229H208ZM230 228H232V227H229V229H230ZM234 228H232V230H234ZM237 228H238V227H237ZM237 228H236V229H237ZM259 228H260V227H258V230H259ZM3 229H4V228H3ZM7 229H8V230H7ZM24 229H25V228H24ZM24 229L21 230V233H20V231H19V234H21V235H19L18 232H17V234H18V236H19V237H18L19 239L23 237V236H22V231H25ZM27 229H29V228H27ZM27 229H26V231H27ZM35 229H36V228H35ZM69 229H70V228H69ZM74 229H75V228H74ZM76 229H77V228H76ZM84 229H85V228H84ZM116 229L114 230V233H116L117 235L114 234V233H112V234L116 235L117 238L119 239L118 236H120V234H121L120 232H121V231L119 232V233H120V234H119L118 232H115V231H118L119 228H118L117 230H116ZM123 229H122V232L124 231ZM144 229H145V228H144ZM153 229H154V226H153ZM171 229H173L174 231L172 232ZM176 229H177V228H176ZM183 229H185V231H186V228H183ZM183 229H181V230L183 231ZM187 229H188V228H187ZM203 229H201L200 231H202ZM217 229L219 230L220 228L218 227ZM226 229H227V228H226ZM229 229H228V230H229ZM239 229H241V228H239ZM262 229H263V228H262ZM262 229L259 230V231H262V232H263ZM13 230H14V229H13ZM13 230L10 229L8 232L13 231ZM30 230H31V228H30ZM63 230H64V229H63ZM67 230H68V229H67ZM70 230L74 232V230H72V228H71ZM80 230H81V229H80ZM85 230H86V229H85ZM85 230H84V231H85ZM94 230H96V232H97L98 234L95 233ZM101 230L103 231L102 228H101ZM119 230H120V229H119ZM150 230H151V229H150ZM156 230H157V229H156ZM170 230H171V231H170ZM177 230H178V232H179L180 229H177ZM188 230H189V229H188ZM188 230H187V231H188ZM190 230H192V229L190 228ZM190 230H189V231H190ZM218 230H217V231H218ZM232 230L230 229L229 231L231 232ZM242 230H243V229H242ZM242 230H241V232H242ZM251 230H252V232H249V230H248V232H249V233H255V231H254L253 229H251ZM2 231L5 232V229L2 230ZM2 231H1L0 234L2 235V238H3V236H6L7 233H4V232H3V233L5 234V235H3ZM40 231H41V230H40ZM59 231H60V230H59ZM64 231H65V230H64ZM76 231H77V230H76ZM82 231H83V230H82ZM99 231H100V230H99ZM108 231H109V230H108ZM129 231H130V230H129ZM134 231H132V234H133V235L135 234V235L139 236L138 238H140V235H141V234H139V233H141V232H137V230H136L135 232H137V233L139 234V235H138V234H136ZM143 231H144V230H143ZM153 231H154V230H153ZM153 231H152V232H153ZM161 231H162V230H161ZM185 231L182 232V233H184V234L186 233V234H187V231H186V232H185ZM203 231H204V230H203ZM203 231H202V232H203ZM206 231H205V232H206ZM209 231H208V232H209ZM219 231H220V230H219ZM221 231H222V233H223V232H224V229L221 228ZM221 231H220V232H221ZM229 231H228V232H229ZM237 231H238V230H237ZM244 231H245V230H244ZM28 232H29V230H28ZM61 232H62V231H61ZM87 232H86V233H87ZM110 232H108V235H109ZM126 232H128V229H126ZM126 232H125V233L123 232L124 235H126ZM133 232H134V233H133ZM144 232H145V231H144ZM144 232H142V235H146ZM147 232H148V231H146V233H147ZM154 232H155V231H154ZM163 232H164V231H163ZM174 232H175V233H174ZM190 232H191V231H190ZM190 232H188V233H189V234H191L192 232H193V233H192L191 236H189V235L187 234V235L189 236V238H190V237L196 238V236L202 234V232L199 234V231L196 232L195 230L192 231L191 233H190ZM194 232H196V233L194 234ZM205 232H203V238H202V239H204V234H205ZM210 232L208 233L209 236H207V235H208V234H207L206 237H209V238L213 237V236L210 237ZM215 232H216V231H215ZM225 232H227V230H226ZM225 232H224V233H225ZM233 232H236V231H233ZM233 232H232V233H233ZM245 232H246L247 235H248V232H247V231H245ZM256 232H257V231H256ZM10 233H11L10 235H12V233H13V237H14V231H13V232H10ZM75 233H76V232H75ZM75 233H74V234H75ZM78 233H79V232H77L76 234L78 235ZM130 233H131V232H130ZM130 233H127V234L130 235ZM155 233H156V232H155ZM155 233H154V237H156V234H157V233H156V234H155ZM173 233H174V234H173ZM180 233H181V232H180ZM197 233H198V235H197ZM239 233H240V232H239ZM258 233H259V232H258ZM61 234H62V233H61ZM67 234H68V232H67ZM69 234H70V236L72 235L71 238L74 239L75 236L73 237V233H69ZM69 234H68V235H69ZM81 234H82V233H81ZM110 234H111V233H110ZM112 234H111V235H112ZM147 234H148V233H147ZM150 234H151V233H150ZM150 234H149V235H150ZM152 234H153V233H152ZM178 234H179V233H178ZM178 234H175L176 236L174 235V236L177 238L176 240H171V242L169 241V242H170V245L167 244V243H169L168 240H167L166 245H169V248H171L170 246L173 245V244H171L172 242H174V241H175V243L178 242V241L181 242V240L178 239V238L180 237L181 234L177 237ZM212 234H214V236L216 235L215 233H212ZM262 234H264V233H262ZM85 235H86V234H85ZM85 235H83V236H85ZM95 235H91V236H94V237H95ZM111 235H109L110 238H115V237H113V236H111ZM133 235H132V236H133ZM135 235H134V238H133V239H132V237H131V239L134 240V241L136 240V239H135V237H136ZM158 235H160V237H161V234H159V232H158ZM162 235H163V233H162ZM164 235H163V236H164ZM187 235H186L185 237H187ZM193 235H195V236H193ZM223 235H224V234H223ZM227 235H231L230 237H232V235L234 236V233H233V234H231V233H230V234H226L225 236H227ZM238 235H239V234H238ZM238 235H237V237H238ZM240 235L242 236L243 233H240ZM247 235H246V236H247ZM249 235H250V234H249ZM249 235H248V236H249ZM20 236H21V237H20ZM34 236H35V235H33V237H34ZM78 236H79V235H78ZM81 236H82V235H81ZM86 236H87V235H86ZM89 236H90V235H89ZM89 236H88V237H89ZM91 236H90V237H91ZM104 236L106 237V234L102 235V240H103V238H104V241L110 240V243H111V239L107 238V239L105 240V237H104ZM127 236H128V235H127ZM169 236H170V235H169ZM169 236H168V237H169ZM181 236H182V235H181ZM218 236H219V235H218ZM225 236H224V237H225ZM235 236H236V235H235ZM235 236H234V237H235ZM241 236H240V237H241ZM244 236H245V234L243 235V237H244ZM252 236H253V235H252ZM252 236H251V237H252ZM259 236H260V237H263L261 234H260ZM0 237H1V236H0ZM6 237H7V236H6ZM6 237H4V238L6 239ZM8 237H9V233H8ZM10 237H11V236H10ZM10 237H9V238H10ZM13 237H12V238H13ZM33 237L31 238L32 240H33ZM62 237H63V236H62ZM76 237H77V236H76ZM76 237H75V238H76ZM94 237H93V238H94ZM122 237H124V236H122ZM128 237L130 238V236H128ZM141 237H143V236H141ZM144 237H145V236H144ZM146 237H147V236H146ZM146 237H145V238H146ZM148 237H149V236H148ZM152 237H153V236H152ZM157 237H158V236H157ZM160 237H159L160 240L163 239V237H162V238H160ZM220 237H221V236H220ZM227 237H229V236H227ZM234 237H233V238H234ZM237 237H236V238H237ZM249 237H250V236H249ZM256 237H257V236H256ZM260 237H259L258 239H260ZM4 238H3V239H4ZM9 238H8V239H9ZM18 238H17V239H18ZM65 238H66V236H65ZM77 238H78V237H77ZM93 238H90V239H91L90 241H92V243H94L93 240L95 239V238H94V239H93ZM124 238H125V237H124ZM171 238L174 239L173 236H172V237H169L168 239H171ZM183 238H184V237H183ZM187 238H188V237H187ZM187 238H186V240H187ZM198 238H199V236H198ZM216 238L218 239L217 236L215 237V240H217ZM222 238H223V236H222ZM222 238H220V239H222ZM252 238H253V237H252ZM10 239H11V238H10ZM17 239H14V240H17ZM68 239H69V238H68ZM79 239H82V242H86V241L83 240L82 237H81V238L79 237ZM85 239H87V237H86ZM97 239H99V241H101V237H100V236L97 237ZM120 239H121V237H120ZM122 239H123V238H122ZM125 239H126V238H125ZM131 239L129 240V241H130V242H129V245H130V243H131V241H132ZM156 239H157V238H156ZM181 239H182V238H181ZM184 239H185V238H184ZM184 239H183V241H186V240H184ZM190 239H191V238H190ZM225 239H226V238H225ZM225 239H222V240L224 241ZM230 239H231V238H230ZM240 239H241V238H240ZM250 239H251V238H250ZM6 240H7V239H6ZM76 240H78V239H76ZM76 240H75V241H76ZM87 240H88V239H87ZM112 240H116V239H112ZM139 240H141V239H138V241H139ZM146 240H147V238H146ZM153 240H154V238H153ZM165 240H166V239H165ZM177 240H178V241H177ZM192 240H193V239H192ZM213 240H214V238H213ZM215 240L213 241V243L215 242ZM235 240H236V242H238L237 240H239V239L237 238V239H235ZM251 240H252V239H251ZM254 240H255V239H254ZM256 240H257V239H256ZM260 240H261V239H260ZM8 241H9V240H8ZM54 241H55V240H54ZM54 241H53V242H54ZM60 241H62V238H60ZM69 241H70V242H69ZM69 241H68L69 243L65 242L64 246H66L67 244H69V245L71 244L70 246H72V244H73V243H71L72 240L70 239ZM88 241H89V240H88ZM99 241H98V242H99ZM163 241H164V239H163ZM163 241H160V243L163 242ZM189 241H190V240H189ZM195 241H196V239H195ZM203 241H205L206 244L212 242V240H211V241L208 240V243H207V240H205V239H204ZM219 241H220V240H219ZM243 241H245V240H243ZM261 241H262V240H261ZM15 242H16V241H15ZM15 242L13 241V243H15ZM17 242H18V244H20L18 240H17ZM24 242H25V239H24ZM32 242H34V241H32ZM62 242H63V241H62ZM73 242H74V241H73ZM78 242L81 244L80 240H79ZM95 242H96V240H95ZM113 242H114V241H113ZM117 242H118V240H117ZM121 242H122V241L120 240L119 243H118V246H115V247H118V248H119V246H120L119 244H120ZM124 242H125V241H124ZM141 242H143V245H145V244H144L145 241H144V240L140 241L141 249H142L143 246H142V243H141ZM146 242H147V241H146ZM152 242H154V244L156 245V243L158 242V240H157L156 243H155V241H152ZM152 242H151V245H153ZM165 242H166V241H165ZM165 242H164V243H165ZM186 242H188V240H187ZM186 242H185V243H186ZM233 242H234V241H233ZM257 242H258V241H257ZM263 242H264V241H263ZM2 243H3V241H2ZM5 243H6V241H5L4 244H3L4 246L6 245ZM7 243H9V242H7ZM13 243H11V244H13ZM63 243H64V242H63ZM66 243H67V244H66ZM75 243L77 244V242H75ZM110 243H108V244L110 245ZM138 243H139V242H138ZM138 243H133V244H138ZM148 243L150 244V241H148ZM190 243H191V241H190ZM205 243H204V244H205ZM230 243H231V242H230ZM239 243H240V242H239ZM239 243H237V244H239ZM241 243H242V242H241ZM243 243H244V242H243ZM255 243H256V242H254V244H255ZM260 243H261V242H260ZM11 244H10V245H11ZM57 244H58V243H57ZM61 244H62V243H61ZM84 244H85V243H84ZM84 244H81V245L83 246ZM94 244H95V243H94ZM112 244H114V243H112ZM121 244H122V243H121ZM127 244H128V243H127ZM133 244H132V245H133ZM140 244H138V245L140 246ZM187 244H189V242H188ZM198 244H200V243H198ZM204 244H203V245H204ZM250 244H251V243H250ZM258 244H259V243H258ZM0 245H1V242H0ZM3 245H2V246H3ZM8 245H9V244H8ZM8 245H7V246H8ZM15 245H17V243H15ZM15 245H14V246L11 245V246L14 248ZM23 245H26V244H23ZM34 245H35V243H34ZM77 245L79 246V249H80V247H82V246H80L79 244H77ZM77 245H76V246H77ZM85 245H86V246H85V248H86L87 245H89V244L86 243ZM104 245H105V244H104ZM114 245H115V244H114ZM146 245H147V243H146ZM146 245H145V246H146ZM151 245H150V247H151ZM158 245H159V243H158ZM161 245H162V244H160L158 247H160ZM164 245H165V244H163V246H164ZM166 245H165V247H166ZM185 245H186V244H185ZM192 245H193V244H192ZM203 245H202V246H203ZM211 245H212V244H211ZM211 245H210V247H211ZM215 245H216V244H215ZM235 245H236V244H235ZM242 245H243V244H242ZM4 246H3V247H4ZM19 246L21 247V245H19ZM39 246H40V245H39ZM89 246H90V245H89ZM89 246L87 247V249H89ZM92 246H97V245H92ZM101 246H103V245H101ZM111 246H113V245H111ZM145 246H144V247H145ZM163 246H161L160 249H161ZM206 246H207V245H206ZM226 246H227V244L225 245V247H226ZM233 246H234V243H233ZM245 246H246V245H245ZM248 246H249V245H248ZM252 246H255V245H252ZM260 246H261V245H260ZM260 246H259V247H260ZM262 246H263V245H262ZM9 247H10V246H9ZM9 247H8V248H9ZM24 247H25V249L28 248L27 246H24ZM26 247H27V248H26ZM29 247L31 248V243L29 244ZM45 247H46V246H45ZM47 247H48V246H47ZM50 247H51V246H50ZM62 247H63V246H62ZM66 247H67V246H66ZM66 247H65V248H66ZM99 247H100V245H99ZM105 247H106V245H105ZM115 247H114V248H115ZM128 247H129V246H128ZM132 247L135 248L134 246H132ZM136 247H137V245H136ZM148 247H149V246H148ZM184 247H185V246H184ZM190 247H191V246H190ZM222 247H223V246H222ZM257 247H258V246H257ZM1 248H2V247H1ZM15 248H16V247H15ZM22 248H23V247H22ZM22 248H21V249H22ZM34 248H35V247H34ZM40 248H42V247H40ZM40 248H39V249H40ZM43 248H44V247H43ZM52 248H53V247H52ZM70 248H72V247H70ZM85 248H82V249H85ZM106 248H107V247H106ZM106 248H105V251H104V252H102L101 247L98 248L99 250L101 249V251L99 252V256H100V253H101V252L105 254V252H106V250H107ZM108 248H109V247H108ZM112 248H113V247H112ZM112 248H111V250L113 251L114 248H113V249H112ZM118 248H116V249H118ZM153 248H155V247H153ZM197 248H198V247H197ZM228 248H229V247H228ZM237 248H238V247H237ZM254 248H255V247H254ZM254 248H253V249H254ZM260 248H261V247H260ZM2 249H3V248H2ZM16 249H17V248H16ZM25 249H24V250H25ZM28 249H29V248H28ZM54 249L56 250V248H54ZM58 249H59V251H60V247H59V246H58ZM63 249H64V248H62V250H63ZM82 249H81V251H82ZM93 249H94V248H92V250H93ZM116 249H114V250H116ZM119 249H120V248H119ZM122 249L124 250V249H125V246H124ZM137 249H138V247H137ZM137 249H131V250H133V251H130V249H129V251H128V250H127V251H128V252H132V255H133V253L136 254L134 250H137ZM156 249H158V248H155V250H156ZM171 249H172V248H171ZM171 249H170V250H171ZM185 249H186V248H185ZM187 249H188V248H187ZM233 249H234V248H233ZM10 250H11V248H9L8 252H9ZM13 250H14V249H13ZM17 250H20V248L17 249ZM17 250H16V251H17ZM22 250H23V249H22ZM73 250L75 251V253H77V252H76L77 249H73ZM73 250H72V251L70 250V251H71V252L73 253V255H74L75 253L73 252ZM96 250H97V248H96ZM103 250H104V248H103ZM142 250H143V249H142ZM147 250H149V248H148ZM155 250H154L153 252L158 251V250H156V251H155ZM166 250H167V249H166ZM182 250H183V248H182ZM200 250L202 251L201 246H200ZM211 250H212V249H211ZM229 250H231V248L228 249V252H227V250H226V252L229 253V252H230ZM236 250H237V249H236ZM0 251H2V250H0ZM4 251H5V250H3V252H4ZM11 251H12V250H11ZM25 251H26V253H28V252H27L28 250H25ZM25 251H22V252H21V253L23 254V255L21 254L22 257L24 256ZM57 251H58V250H56V253H57ZM65 251H66V250H64V251H62V252L65 253ZM67 251L70 252L68 249H67ZM143 251H144V250H143ZM162 251H163V250L161 249L160 252H162ZM184 251H185V250H183L182 252H184ZM213 251H214V249H213ZM221 251H222V249H221ZM221 251L219 250L220 253H221ZM231 251H235V250H231ZM238 251H239V250H238ZM238 251H237L236 253H238ZM243 251H244V250H243ZM258 251H259V250H258ZM3 252H2L1 254H3ZM13 252H15V251H13ZM13 252H12V253H13ZM17 252H18V251H17ZM23 252H24V253H23ZM29 252H30V250H29ZM68 252H66V253L68 254ZM79 252H80V250H79ZM86 252H88V251L86 250ZM96 252H97V251H96ZM137 252H138V251H137ZM160 252H159V253H160ZM164 252H165V251H164ZM168 252H169V251H168ZM182 252L180 251L181 254H182ZM191 252H193V251H191ZM191 252H190V253H191ZM197 252H199V251H197ZM205 252H206V251H205ZM252 252H253V251H252ZM260 252H261V251H260ZM12 253L9 252V255L12 254ZM43 253H44V251H43ZM45 253H46V252H45ZM45 253H44V254H45ZM47 253H48V252H47ZM59 253H60V252H59ZM80 253H83V252H80ZM89 253H90V252H89ZM106 253H107V252H106ZM109 253H110V252H109ZM115 253L117 254V250L115 251ZM138 253H140V252H138ZM142 253H143V252H142ZM157 253H158V252H157ZM194 253H195V252H194ZM194 253H193L191 256H193ZM209 253H210V251H209ZM216 253H218V252H216ZM220 253H219V254H220ZM233 253H234V252H233ZM241 253H242V251H241ZM263 253H264V252H263ZM5 254H6V253H5ZM5 254H3V256H2L3 258H4V256H5V258H6L7 255H8V254H7V255H5ZM18 254H19V253H18ZM18 254H17V257H16V258L19 257L20 254H19V255H18ZM28 254H29V253H28ZM28 254H27V255H28ZM32 254H33V253H32ZM50 254H51V253H49L48 255H50ZM86 254H87V253H86ZM113 254H114V252H113ZM127 254H129V253H127ZM178 254H179V253H178ZM178 254H177V255H178ZM187 254H188V252H187ZM207 254H208V253H207ZM207 254H206V255H207ZM211 254H212V253H211ZM211 254H210L211 257H209L208 260H211V261L214 262V263H215V261L218 259V257H221V256L223 255V254H221V255H218V254H217V255H218V256H217L216 254H214V252H213V254H214L215 256H214L213 254H212V255H211ZM229 254H232V253H229ZM229 254H228V255H229ZM238 254H239V253H238ZM12 255H15V253H13ZM52 255H53V254H51V256H52ZM70 255H71V253H70ZM73 255H72V256H73ZM77 255H78V254H77ZM87 255H88V254H87ZM96 255L98 256L97 253H96ZM101 255L103 256V254H101ZM137 255H138V256H137V257H138L137 259H138L139 261L144 257V255H143V257L140 256V255H142L141 253H140V255H139V254H137ZM147 255H148V254H147ZM159 255H160V254H159ZM159 255H158V257H159ZM200 255H201V253L199 254V256H200ZM202 255H203V253H202ZM206 255H205V256H206ZM232 255H233V254H232ZM234 255H236V254L234 253ZM31 256H32V255H31ZM56 256H57V255H55V257H56ZM93 256H94V255H93ZM99 256L97 257L96 260L99 259V262H100V258H99ZM102 256H101V257H102ZM107 256H108V254H107ZM110 256H112V255H110ZM114 256H115V254H114ZM122 256H123V255H122ZM130 256H131V255H130ZM151 256H152V255H151ZM155 256H156V255H155ZM160 256H162V255H160ZM174 256H175V255H174ZM179 256L181 257V255H179ZM179 256H178V257H179ZM185 256H186V255H185ZM205 256L203 255V258H202V257H200V258L204 259ZM213 256H214V257H217V259H215V261H213L214 259H212ZM225 256H226V254L223 255V257H225ZM244 256H248V255H244ZM250 256H251V255H250ZM254 256H255V255H254ZM254 256H253V258L255 259ZM0 257H1V256H0ZM11 257H12V256H11ZM13 257H14V256H13ZM33 257H35V259H38V258H39V257L36 258V256H33ZM44 257H45V255H44ZM44 257H43V258H44ZM46 257L48 258L49 256H46ZM46 257H45V258H46ZM55 257H54V258H55ZM60 257H61V256H60ZM66 257H67V256H66ZM103 257H105V256H103ZM116 257H118V256L116 255ZM116 257H110V259H112V258L114 259V258H116ZM134 257H136V256H134ZM134 257H133V258H134ZM139 257H140L141 259H139ZM145 257H146V256H145ZM147 257H149V256H147ZM196 257H197V255H196ZM214 257H213V258H214ZM223 257H222V258H223ZM226 257H227V256H226ZM229 257L231 258V255H229L227 258H229ZM237 257H239V256L237 255ZM237 257H236V258H237ZM257 257H260V256L258 255ZM257 257H256V258H257ZM261 257H262V256H261ZM5 258H4V259H5ZM52 258H53V257H52ZM63 258H64V257L62 256V260H63ZM86 258H87V257H86ZM95 258H96V257H95ZM105 258H107V257H105ZM126 258H127V257L124 256L123 259H126ZM130 258H131V257H130ZM188 258H189V257H188ZM193 258L195 259L194 256H193ZM193 258H191V259H189V260L192 261ZM197 258H198V257H197ZM200 258H199V259H200ZM210 258H211V259H210ZM230 258H229V259H230ZM233 258H235V256H233ZM236 258H235V259H236ZM244 258H245V257H244ZM7 259H8V257H7ZM10 259H11V258H10ZM12 259H13V258H12ZM14 259H15V258H14ZM19 259H20V257H19ZM19 259H16V260L19 261ZM22 259H24V258H22ZM22 259H20V261H21ZM28 259H29V260H32L33 258H32V259L28 258ZM28 259H27V256H26V260H28ZM55 259H56V258H55ZM75 259H76V258H75ZM84 259H85V258H84ZM84 259H83V260H84ZM89 259H90V258H89ZM113 259H112V260H113ZM135 259H136V258H135ZM135 259H134V260H135ZM167 259H168V258H167ZM171 259H173V258H171ZM220 259H221V258H220ZM237 259H238V258H237ZM245 259H246V261L249 260V258H248V260H247V258H245ZM250 259H251V258H250ZM262 259H263V258H262ZM1 260H2V259H1ZM24 260H25V259H24ZM24 260H22V261H24ZM26 260H25L24 262H26ZM38 260H40V258H39ZM44 260H45V259H44ZM56 260H57V259H56ZM60 260H61V259H60ZM62 260H61V261H62ZM79 260H80V257H79ZM104 260H105V259H103L102 261H104ZM108 260H109V259H108ZM108 260H107V261H108ZM115 260L117 261V258H116ZM115 260H114V261H115ZM118 260H120V259L118 258ZM134 260L132 259V261H130V262H133ZM189 260H187V261L190 262ZM231 260L234 261V259H231ZM231 260H230V261H231ZM240 260H241V259H239L238 261H240ZM242 260H243V259H242ZM252 260H253V259H252ZM255 260H257V259H255ZM263 260H264V259H263ZM8 261H9V260H8ZM12 261H13V260H12ZM17 261H16V262H17ZM41 261H42V258H41ZM52 261L54 262L53 259H52ZM52 261H51V262H52ZM67 261H68V260H67ZM71 261H72V264H73V263L76 264V262H74V261H77V259L74 260V261L71 259ZM81 261H82V258H81ZM85 261H87V260H85ZM93 261H95V260L93 259ZM116 261H115V262H116ZM123 261H125V260H123ZM127 261H128V263H129V258L126 259V262H127ZM156 261H157V260H156ZM158 261H159V260H158ZM162 261H163V260H162ZM165 261H167V260H165ZM181 261H182V260H181ZM181 261L178 260L177 263H178V264H181V263H179V262H181ZM183 261H184V260H183ZM187 261H186V263H184V262H183V263H184V264H187V263H188ZM220 261H221V260H220ZM224 261H225V262H223V264H230V262L228 261V259H227V261H226V259H225ZM243 261H244V260H243ZM250 261H251V260H250ZM14 262H15V260H14ZM49 262H50V261H49ZM49 262L47 263V261H46V264H49ZM59 262H60V261H59ZM91 262H92V261H91ZM96 262H97V261H95V263H96ZM134 262H135V261H134ZM134 262H133V263H134ZM136 262H137V261H136ZM140 262H141V261H140ZM140 262H139L138 264H140ZM169 262H170L169 264L172 263L171 261H169ZM194 262H196V261H194ZM198 262H199V261H198ZM216 262H217V261H216ZM235 262H236V261H235ZM235 262H234V263H235ZM253 262H254V261H253ZM258 262H259V261H258ZM4 263H5V262H4ZM26 263H28V261H27ZM34 263L37 264L38 261L36 260V261H34ZM34 263H31V262H30V264H34ZM40 263H41V262H39V264H40ZM55 263H56V262H55ZM67 263H69V261H68ZM70 263H71V262H70ZM78 263H79V262H78ZM117 263H118V262H116V264H117ZM128 263H127V264H128ZM174 263H175V261H174ZM177 263H175V264H177ZM183 263H182V264H183ZM201 263H202V262H201ZM206 263H207V261H206ZM208 263H211V262H208ZM254 263L257 264L256 262H254ZM254 263H253V264H254ZM261 263H262V262H260V264H261ZM0 264H1V262H0ZM15 264H16V263H15ZM21 264H22V262H21ZM28 264H29V263H28ZM42 264H43V263H42ZM61 264H63V263H61ZM83 264H84V262H83ZM96 264H97V263H96ZM148 264H149V263H148ZM158 264H160V263H158ZM172 264H173V263H172ZM188 264H189V263H188ZM191 264H193V263L191 262ZM211 264H212V263H211ZM239 264H240V263H239ZM262 264H263V263H262Z\"/></svg>",
    "mask_w": 264,
    "mask_h": 264
}]
</instances>
